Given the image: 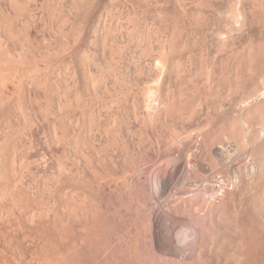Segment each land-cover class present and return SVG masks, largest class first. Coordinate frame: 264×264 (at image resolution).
Wrapping results in <instances>:
<instances>
[{"label": "rangeland", "instance_id": "1", "mask_svg": "<svg viewBox=\"0 0 264 264\" xmlns=\"http://www.w3.org/2000/svg\"><path fill=\"white\" fill-rule=\"evenodd\" d=\"M4 0H0V17H1V15L3 14V13H1V12H4V9H5V7L4 6H9V1L7 0H5L4 2H3ZM46 1V0H45ZM45 1H44V3H45ZM49 1H50V3L51 4H49ZM71 1L72 0H64V1H62V0H47V3L46 4H44L43 2V5H41L40 3L41 2H39V4L37 5L36 3L34 4V7L36 6H38L37 8H34V13L32 12V11H30L29 13H30V15H29V13H27L26 11H21V10H19V9H21L20 8V6L18 7V9H16L17 10V12L18 11H20V12H22L24 15H23V17L24 18H26V19H23V17H21L22 15H19L18 14V16H20L21 18H22V20H26V22H29L30 24H34L35 22H33V20H35V21H37L36 23H42L41 25L40 24H38L39 25V29L37 28L36 30H34L33 32V36L32 37H30V38H25L26 37V35L24 34L23 36H21V35H19L20 33H18L17 32V34H18V36H19V39H17L18 38V36H17V34H14V36H16V37H14V38H12L11 36H10V38H9V35L6 33H4L3 31L4 30H1L5 35H3L1 32H0V35L3 37H1L0 36V44H2V45H0V47L1 46H4V47H2V49L0 48V53H3V56L4 57H6L5 55H7V59H8V57H9V59H8V61L6 60H4L3 61V63H4V65L6 66L5 67V69L7 68V67H9V69H11L12 68V66H10L8 63H10L11 61H12V59L14 58V54L15 53H19V56L21 55L20 54V52L19 51H21L22 52V54L24 53L23 51H25V52H27L28 54H29V52H30V54L29 55H27V57L28 56H30V57H28V59H27V57H26V54L24 55H21V56H23L24 57V61H23V63H22V66L24 67H21V69L23 70V69H25L24 71L26 72H24L23 71V75L25 76V74H26V76L24 77V78H26V79H23V80H25V81H27V82H25V83H27V86L29 87V88H27V86L24 84V85H22L21 84V86L22 87H20V88H18V87H16V86H14V82L12 83L11 81H13V80H11V78L8 80V78L6 77V75H7V72L8 71H10V70H7V71H5V70H2V68H0L1 69V71H5L6 73H2V75H1V77L2 78H4L5 80H8L9 82H7L6 84L7 85H9L10 86V84L9 83H12L11 85V88L9 87L8 88V86H5L6 84H5V82H4V87H7L8 88V92H11V93H13V94H11V93H7V88L5 89L4 87H2L3 85H1L3 82L1 81V79H0V82H2L0 85H1V89H0V91L3 89L5 92H6V94H9V95H6L5 96V98H2V96L5 94V92L4 91H1L0 92V108H2V110H0V121L2 122V124H4V126L2 125V124H0V138L2 139L4 136H5V138H6V140L3 138L2 139V142H1V139H0V164L2 163V165H0V168H2V169H4V170H2V169H0V181H2L4 178V180L2 181V182H0V204H1V206L3 205L4 206V204H5V206H11L12 204H10L11 202H12V198L13 197H15L14 198V200H16V201H18V204L20 203V205L19 206H21L22 207V204H23V202H25V200L27 201V200H30L29 202H31V200H32V202H31V204L32 205H28L27 207H25L26 206V204H24V207L23 208H26V210L28 209V207H30V209L33 207V209H31V210H33V211H28V213H29V216H30V212H32V214H33V218H34V221H35V223L37 222H39L38 223V225L37 224H35L34 223V227L32 228H30V231H32L33 229V231L32 232H30V233H28L27 231H25V229H22V224L19 222V224L17 223V222H15L17 225H21V226H17L16 224V226H14V224H9V219H5V221H3V222H5L4 224H2V225H0V244L2 245V248L4 247V249L3 250H7L8 248L10 249L11 247H12V242H13V248L12 249H14V247H16L17 245V248H15L17 251H20L19 250V248L18 247H21L20 246V243H21V241H22V239H23V237H22V234L23 233H25V232H27V233H25V234H32V235H28V236H26L25 237V239H27V237H28V239H30V238H32L33 239V241H32V239H30L31 240V244L29 243V242H27L28 243V245H30V248H31V253L32 252H34V253H30L29 252V256L27 257V258H29L30 257V255H31V257H30V260H28L29 262V264H31L30 263V261H32L33 262V264H40V260H41V258L42 259H44L43 257H44V254H46L45 255V258H47L48 256H50L51 254L50 253H47L46 251L49 249V250H51L52 249V251L54 250L53 249V247L54 246H52V245H54V241H56L55 243L56 244H58V239H59V236H55V239H56V237H58L56 240H54L53 238H54V236L53 237H51L52 238V240L50 241L49 240V238H47V236L48 235H46L47 233H46V231H47V227H46V225H44V223H45V221L47 220H50L51 222H54L55 220L57 221V223H59V224H61L60 226L61 227H59V224H58V227H56V228H58L57 229V231H55V233L56 232H59V235L61 236V239L59 240V243H61L62 241L61 240H63V245L65 246H62V245H60V244H58V245H55V247L56 246H59L60 245V247H63V248H66L67 247V249H65V252L68 250V252H74V254L73 255H75V256H72V254L70 253L69 255H71L72 256V259H71V257H70V259L71 260H73L74 258L76 259L77 257H78V255L77 254H75L76 252H75V246L73 247L72 245L73 244H77V243H74V242H72L73 241V239L72 238H77V237H75V236H78L79 235V233L77 232V235H75L74 233H72V234H70L71 235V237H72V235H74V237H70L68 234H64L65 236H63L61 233H62V231H64V230H66V228H65V223H63V222H61V220H64V219H62L63 217H62V215L63 216H65V211H66V215H70V216H73V215H80L81 216V218H82V213L80 212V211H82L83 209H82V207L80 206V205H83L84 203H81V202H85L87 205H89V206H87L86 204V206L87 207H89L90 208V206L92 207V205H93V209L91 208V209H89V208H85L86 209V212L88 211V210H91V211H89V212H91L92 214H90L89 213V217H87V218H90V217H93V219L91 218V220H93L92 222H93V224L92 225H95V226H89V228H85V232H87V229L89 230L88 231V233H89V235H88V233H87V235H84L85 237H86V239H83V238H85L83 235L81 236L82 238V242L84 241V243H86L87 245H88V243H89V249H92V250H90V251H94L95 252V254H94V252H89V250L85 253V254H88V252H89V254L88 255H85V256H82V255H79V257L74 261L73 260V262L70 260L69 262L71 263V264H82L81 263V261L80 260H82L83 261V264H85V262L86 261H89V262H91V264H92V262H93V264H96L98 261V263L97 264H264V210H262V209H264V191H263V189H264V168L262 169V167H264V108H262V106L264 107V97L263 96H261V95H263L264 93V65H262V64H264V55H262L261 56V54H264L263 52H264V20H263V18H264V0H200V1H198V0H164V1H160V0H153V1H149V0H144L145 2H142L141 0L139 1V0H122V2H121V0H103V2L101 1V0H99V1H97V0H83V2H82V0H77V1H72V2H74V3H71ZM80 1V2H79ZM90 1V2H89ZM107 1V2H106ZM129 3H128V2ZM135 1L136 2H142V3H139L140 5H143V6H145L146 4H147V6H145V7H141L140 8V5L138 4V3H135ZM155 1V2H154ZM172 1V5L170 4V2ZM209 1V2H208ZM2 2H3V4H2ZM7 2V3H6ZM60 2V3H59ZM65 2V3H64ZM77 2V3H76ZM87 2V3H86ZM94 2V3H93ZM96 2H98V4L96 3ZM100 2V3H99ZM124 2V3H123ZM132 2H134V3H132ZM147 2V3H146ZM160 2H162L161 4H160ZM167 2H168V4H170V5H168L167 4ZM186 2V3H185ZM201 2H205L204 4H203V6H202V4H201ZM244 2V3H243ZM79 3V4H78ZM104 5H103V4ZM123 3V4H122ZM144 3V4H143ZM150 3V4H149ZM159 5H157V4ZM182 3H184L183 5H182ZM209 3V4H208ZM215 3V4H214ZM53 4H54V7H53ZM56 4V5H55ZM66 4V5H65ZM69 4V5H68ZM73 4V5H72ZM76 4H78L77 6H76ZM81 4V5H80ZM82 4H83V8H82ZM85 4V5H84ZM90 6H94V10L92 9V7H90ZM97 6H96V5ZM101 4V5H100ZM124 4H125V6H124ZM132 4V5H131ZM135 4H137L138 6H135L134 7V5ZM163 4H164V6H163ZM173 4H175L174 6H173ZM177 4V5H176ZM180 4V5H179ZM244 4V5H243ZM59 5V7H60V9H61V7H62V12H61V10H59V12H61V13H59L58 12V10H57V6ZM61 5V6H60ZM71 5H72V7H71ZM75 5V6H74ZM100 7H99V6ZM103 5V6H102ZM106 5V6H105ZM107 5H108V8H107ZM128 5H130V6H128ZM191 7V8H189V6ZM199 5H201V6H199ZM207 5V6H206ZM212 5V6H211ZM213 5H215V6H213ZM217 5V6H216ZM247 5V6H246ZM41 6H43V7H41ZM50 8H49V7ZM89 6V7H88ZM132 6L134 7V8H132ZM161 6H163V7H161ZM168 6V7H167ZM175 6H177V7H175ZM208 6H209V8H208ZM220 6V7H219ZM244 6V7H243ZM4 7V8H3ZM17 7H15V8H17ZM75 9H74V8ZM79 7V8H78ZM106 7V8H105ZM127 7H129V8H127ZM157 7V8H156ZM170 7V8H169ZM174 7V8H173ZM183 7V8H182ZM202 7H203V9H202ZM207 7V8H206ZM210 7H212L213 9H211ZM247 7V8H246ZM3 8V9H2ZM47 8H48V10H47ZM53 8H54V10H53ZM56 8V9H55ZM76 8H77V10L79 9L80 11H77L76 10ZM88 9L89 10V12L87 13L86 11L84 12V11H81V10H86V9ZM91 8V9H90ZM96 8V9H95ZM166 8V13H163V12H165L164 11V9ZM176 8V9H175ZM189 8V9H188ZM206 8V9H205ZM215 8V9H214ZM242 8V9H241ZM244 8H246L245 9V11H243L244 10ZM249 8L251 9V11H248L249 10ZM2 9V10H1ZM66 9H69V10H66ZM72 9L74 10V11H72ZM100 9V10H99ZM105 9H106V11H105ZM131 9V10H130ZM136 9V10H135ZM140 9V10H139ZM157 9H159V10H157ZM169 9V10H168ZM171 9V10H170ZM177 9H179V10H177ZM205 9V10H204ZM208 9V10H207ZM211 9V11H209ZM241 9V10H240ZM255 9V11H253ZM37 10H39V11H37ZM49 10H50V12H49ZM57 10V11H56ZM87 10V11H88ZM96 11V10H98L99 12H101V16H100V14L98 13V16L97 17H101L100 19H102V18H104V19H102L101 21H100V19L99 18H96V17H94V19L96 18V19H99V21L100 22H98V21H95L94 20V27H91V29H89V33L88 32H85V33H83V35L82 36H80L82 33V30H81V28H79V21L81 20H79L78 21V23L77 22H75V21H73V22H75V23H73L74 24V26L72 25V22L70 21L71 19H73L74 20V16L75 15H77V16H79L80 15V13H81V16L82 17H86L89 13H93V11ZM102 10V11H101ZM130 10V11H129ZM135 10V11H134ZM145 10V11H144ZM156 10H157V12H156ZM163 10V11H162ZM173 10V11H172ZM176 10V11H175ZM181 10V11H180ZM185 12V13H183V11ZM191 10V11H190ZM193 10V11H192ZM204 11V13H203V11ZM214 10V11H213ZM239 10V11H238ZM260 10L262 11V12H260ZM90 11H92V12H90ZM105 11V12H104ZM168 11V12H167ZM180 12V13H178V12ZM198 13H197V12ZM206 11V12H205ZM217 11V12H216ZM231 11H232V13H231ZM27 14H26V13ZM41 12V13H40ZM46 12V13H45ZM56 12V13H55ZM58 12V13H57ZM70 12V13H69ZM76 12V13H75ZM108 12L111 14H108ZM132 12V13H131ZM140 12V13H139ZM161 14H160V13ZM174 12V13H173ZM177 12V13H176ZM193 12V13H192ZM202 12V13H201ZM213 12V13H212ZM241 12V13H240ZM246 12V13H245ZM256 14H254V13ZM22 13H20V14H22ZM38 13V14H37ZM68 13H69V15H68ZM83 13V14H82ZM84 13H87V15L86 16H84L85 14ZM123 13V14H122ZM131 13V14H130ZM136 13V14H135ZM137 13H138V15H137ZM192 13V14H191ZM216 13V14H215ZM234 13V14H233ZM236 13V14H235ZM241 15H239V14ZM247 13H248V15H247ZM251 13V14H250ZM260 13V14H259ZM263 13V14H262ZM35 15V17H33V15ZM59 14H62L61 15V17L59 16ZM64 14V15H63ZM74 14V15H73ZM79 14V15H78ZM94 14V13H93ZM105 14V15H104ZM108 14V15H107ZM129 14V15H128ZM143 14H144V17H143ZM166 14V15H165ZM168 14V15H167ZM181 15V17L179 18L178 16H180ZM183 14H185V15H183ZM186 14H188V16L186 15ZM191 14V15H190ZM198 14V15H197ZM211 14V15H210ZM229 14V15H228ZM245 14H246V18H245ZM26 15H28V16H26ZM37 15V16H36ZM66 15V16H65ZM71 15H73V16H71ZM97 14H94V16H96ZM127 17H126V16ZM135 15V16H134ZM137 15V16H136ZM163 17H162V16ZM170 15V16H169ZM174 15V16H173ZM175 15H176V17H177V19L179 20V21H177V19H175L176 17H175ZM178 15V16H177ZM238 17H237V16ZM244 15V16H243ZM253 15V16H252ZM259 15V16H258ZM26 16V17H25ZM31 16V17H30ZM38 16H39V18H38ZM68 17L67 18V20H65L66 18H64V17ZM89 16V15H88ZM105 16V17H104ZM120 16H122V17H120ZM167 16V17H166ZM169 16V17H168ZM184 16V17H183ZM191 16V17H190ZM202 16V17H201ZM208 16V17H207ZM214 16V17H213ZM229 16H230V18H229ZM233 16H235V19H233L234 17ZM254 16H255V20H256V22H254L253 23V21H255L254 20ZM260 16H261V18H260ZM263 16V17H262ZM124 17V18H123ZM137 17V18H136ZM138 17H140L139 19H138ZM173 17V18H172ZM193 17V18H192ZM200 17V18H199ZM204 17V18H203ZM205 17H206V19H205ZM212 17V18H211ZM241 17V18H240ZM242 17H243V19L244 20H241L242 19ZM250 17V18H249ZM20 18V19H21ZM29 18H31V20H29ZM32 18H34V19H32ZM47 18V19H46ZM63 18V19H62ZM120 18V19H119ZM128 20H127V19ZM135 20H134V19ZM164 18V19H163ZM182 18H185L184 20H185V22H187L186 23V25L185 24H182L183 23V19ZM188 18V19H187ZM192 18V19H191ZM211 18V19H210ZM214 18H216V21H215V19ZM227 18H229L230 20H227ZM239 18V20H237ZM249 18V20H247ZM253 18V19H252ZM27 19H28V21H27ZM75 19H77V17L75 16ZM106 19V20H105ZM141 19V20H140ZM145 19V20H144ZM169 19V20H168ZM174 19V20H173ZM182 19V20H181ZM195 21H194V20ZM201 20V21H199V20ZM202 19H204V20H202ZM232 19L234 20V21H232ZM262 21V25H259L258 26V24H261L260 22V20ZM3 19H2V17H1V22H0V26H2L3 25V21H2ZM126 20V21H125ZM134 20V21H133ZM138 20H140L139 21V23H138ZM173 20V21H172ZM175 20H176V22L177 23H175ZM213 20V21H212ZM241 20V21H240ZM259 20V21H258ZM45 21V22H44ZM58 21H60V22H58ZM68 21V22H67ZM131 23H130V22ZM135 21H137V22H135ZM164 21V22H163ZM165 21H166V23H165ZM171 21V22H170ZM182 21V22H181ZM206 21V22H205ZM211 21H212V23H211ZM225 21V22H224ZM232 21V22H231ZM237 21V22H236ZM245 21H247L245 24L246 25H248V26H246L243 22H245ZM249 21V22H248ZM32 22V23H31ZM51 22V23H50ZM53 22H55V24H57V25H55V24H53ZM58 22V23H57ZM64 22V23H63ZM71 22V23H70ZM95 22H97V23H102V25L101 24H99V25H95ZM114 22V23H113ZM119 22V23H118ZM129 22V23H128ZM134 22V23H133ZM179 22H180V24H179ZM184 22V23H185ZM191 23V25H190V23ZM197 24H196V23ZM199 22V23H198ZM202 22V23H201ZM205 22V23H204ZM216 22V23H215ZM218 22V23H217ZM226 22H230V24H227ZM35 23V24H36ZM48 23V24H47ZM50 23V24H49ZM59 23L60 24H63V26L62 25H59ZM66 23V24H65ZM70 23V24H69ZM77 23V24H76ZM114 25H113V24ZM121 23H122V25H121ZM135 23L137 24V25H135ZM142 23H144V24H142ZM146 23V24H145ZM164 23H165V25H164ZM201 23V24H200ZM210 23V24H209ZM233 23H235V25L233 24ZM240 23H242V26H243V24H244V26L242 27L241 26V24ZM253 23V24H252ZM2 24V25H1ZM79 24V25H78ZM107 24V25H106ZM125 24L126 25H129V26H125ZM175 25V27L174 26H172V25ZM189 24V25H188ZM194 24V25H193ZM215 26H214V25ZM217 24H220V25H217ZM226 24V25H225ZM37 25V24H36ZM43 25V26H42ZM46 26V28H45V26ZM50 25H52L53 27H55V28H53L52 26H50ZM58 25H59V27H58ZM66 25V26H65ZM68 25V26H67ZM72 25V26H71ZM110 25V26H109ZM119 25V26H118ZM166 25H167V27H166ZM179 25V26H178ZM180 25H181V27H180ZM196 25V26H195ZM199 25V26H198ZM202 25V26H201ZM205 26V28H204V26ZM208 25V26H207ZM211 25V26H210ZM222 25V26H221ZM223 25H225V26H223ZM228 25L231 27H228ZM233 25V26H232ZM41 26V27H40ZM98 28H97V27ZM117 26V27H116ZM122 26V27H121ZM140 26V27H139ZM164 26V27H163ZM172 26V27H174V28H170V27ZM187 26V27H186ZM193 26H195L194 28H193ZM202 28H201V27ZM214 26V27H213ZM255 26H257V27H255ZM65 27H67L66 29H65ZM77 29H76V28ZM95 27H96V29H95ZM103 27V28H102ZM105 27V28H104ZM111 27V28H110ZM118 27H119V29H118ZM128 27V28H127ZM142 27V28H141ZM146 27H148L147 29H146ZM182 27L184 28V29H182ZM186 27V28H185ZM191 27V28H190ZM209 27H212V28H209ZM216 27H218V28H216ZM228 27V28H227ZM235 28L236 27V29H233V28ZM242 27V29L244 30H242V29H240ZM246 27V29H244ZM252 27V28H251ZM47 29V30H43V32L45 31H49L47 34L46 33H44V35H43V33H42V29ZM49 28V29H48ZM61 28H64V30L62 31V29ZM74 29V31H73V29ZM92 28H94V29H92ZM101 28V29H100ZM110 28V29H109ZM117 28V29H116ZM134 28V29H133ZM139 28V29H138ZM166 28L167 29H170V30H167L166 31ZM176 28V30H174ZM179 28H181V29H179ZM188 28H190V30H188ZM198 28V29H197ZM253 29V30H251L252 32H254V30H255V33H252V32H250V29ZM256 28H257V30H256ZM70 29V30H69ZM100 29V30H99ZM107 29V30H106ZM133 29V30H132ZM150 29V30H149ZM165 29V30H164ZM179 29V30H178ZM187 31H186V30ZM191 29H192V31H191ZM195 29H197V30H194ZM215 29V31H213V30ZM219 29H221V30H219ZM229 29V30H228ZM39 30V31H38ZM59 30H60V32H59ZM75 30H77V32L75 31ZM78 30H80L79 32H78ZM90 30H92L91 32H90ZM93 30H94V32H93ZM98 32H97V31ZM102 30V31H101ZM105 30V31H104ZM110 30L112 31V30H114V32H111L110 33ZM126 30V31H125ZM141 30V31H140ZM162 30V31H161ZM182 30V31H181ZM223 30V31H222ZM224 30H227V31H224ZM234 30H241L240 32H238V31H234ZM260 30V31H259ZM53 31V32H52ZM70 31H72V32H70ZM116 31V32H115ZM121 31H122V33H121ZM128 31V32H127ZM136 31V32H135ZM139 31V32H138ZM166 33H165V32ZM169 31V32H168ZM180 31V32H179ZM184 31V32H183ZM199 31L200 33H197V32ZM203 32V34H206L207 36H205V35H201V33ZM208 31V32H207ZM222 31V32H221ZM230 31H232L233 33L234 32H236V33H232V34H229V35H231V38H229L230 36L227 34V33H229ZM39 32H41L42 33V35H41V33H39ZM52 32V33H51ZM56 32H57V34H56ZM73 32H74V34H73ZM97 32V33H96ZM109 32V33H108ZM131 32V33H130ZM135 32V33H134ZM160 32V33H159ZM182 32V34L180 35V33ZM190 33V34H188V33ZM192 32V33H191ZM195 32V33H194ZM211 32V33H210ZM224 32H226V34L229 36H227L226 34H225V36H227L226 38H224L220 33H224ZM38 33V34H37ZM49 33H51V36H50V34ZM66 33V34H65ZM77 35H76V34ZM93 33V34H92ZM98 33H100V34H98ZM104 33V34H103ZM108 35H110V36H108ZM130 35H129V34ZM139 33V34H138ZM145 33V34H144ZM148 33V34H147ZM154 33V34H153ZM172 33H174V34H172ZM175 33H179L178 35H177V37H178V39L177 38H175L176 36H174V35H176ZM183 33H186L185 35L183 34ZM208 33V34H207ZM219 33V34H218ZM231 33V32H230ZM252 33V34H251ZM260 33V34H259ZM36 34V35H35ZM60 35V36H57L56 37V35ZM70 36H69V35ZM79 34V35H78ZM102 34V35H101ZM106 34V35H105ZM113 34V35H112ZM141 34V35H140ZM152 34V35H151ZM157 34H159V35H157ZM164 35V36H162V35ZM167 36H166V35ZM212 34V35H211ZM215 34V35H214ZM216 34H217V36H216ZM238 34V35H237ZM243 34V35H242ZM254 34V35H253ZM85 35V36H84ZM87 35V36H86ZM93 35V36H92ZM98 35V36H97ZM101 35V36H100ZM115 38H113L112 36ZM115 35H117V38H116V36ZM118 35H121V36H118ZM134 35V36H133ZM148 35V36H147ZM150 35V36H149ZM155 35V36H154ZM157 35V36H156ZM170 35V36H169ZM188 35V36H187ZM196 36V38H193L194 36ZM199 35V36H198ZM211 35V36H210ZM250 35L252 36V37H255V39L254 38H252V37H250ZM4 36H6V38L7 39H5V37ZM8 36V37H7ZM37 36V37H36ZM44 38V36H45V39L46 40H44V39H42V37ZM46 36H47V38H46ZM54 36H55V38H54ZM89 36V37H88ZM96 36L98 37V38H96ZM122 36H124V37H122ZM141 36V37H140ZM154 36V37H153ZM162 36V37H161ZM175 38H173V37ZM181 36H184V37H181ZM193 36V37H192ZM223 37V39H225V41H222V43H221V39H222V37ZM260 36V37H259ZM24 37V38H23ZM61 37L63 38V40H64V42H62L61 43V41H63V40H60L61 39ZM70 37V38H69ZM108 37V38H107ZM110 37V38H109ZM121 37V38H120ZM128 37V38H127ZM132 37H134V38H132ZM166 37H168V38H166ZM170 37V38H169ZM180 37V38H179ZM202 37V38H201ZM204 37V38H203ZM205 37H207V38H205ZM209 37H211V39L209 38ZM216 37H217V39H219L220 37V40H217L216 39ZM247 39H246V38ZM249 37V38H248ZM257 37H258V39H257ZM22 38H23V40H22ZM52 38V39H51ZM60 40V42H59V40ZM80 38V39H79ZM82 38V39H81ZM132 38V39H131ZM137 38V39H136ZM140 40H139V39ZM147 38V40H145ZM156 38V39H155ZM160 38V39H159ZM172 38V39H171ZM183 38V39H182ZM187 38V39H186ZM191 38H192V40H191ZM213 38V39H212ZM231 39V40H228V42H230L228 45L230 46V49L228 48V50H230V51H228L227 50V48L226 47H229L228 45L226 46V42H227V40L226 39ZM233 38V39H232ZM238 38V39H237ZM14 39V41H11V40H13ZM17 39V40H16ZM21 39V40H20ZM25 39H30V40H33L32 42H31V44L32 45H30V43H29V41H27V40H25ZM37 39V40H36ZM40 39H42V40H40ZM53 39L55 40L53 43H52V41H53ZM76 40L75 42H73L74 40ZM84 39V40H83ZM93 39V40H92ZM95 39V40H94ZM97 39V40H96ZM105 39H107V43H106V40ZM123 39V40H122ZM127 39V40H126ZM142 39H144V40H142ZM171 39V40H170ZM186 39V40H185ZM190 39V40H189ZM201 39V40H200ZM222 39V40H223ZM237 41H236V40ZM242 39V40H241ZM244 39H246V40H244ZM261 39V40H260ZM5 40V41H4ZM11 41V42H13V43H11V42H9V41ZM51 40V41H50ZM69 40V41H68ZM115 40V41H114ZM131 40H136L135 41V43H132V42H134V41H132L131 42ZM138 40V41H137ZM160 40V41H159ZM167 40V41H166ZM169 40V41H168ZM175 40H177V42H178V45H177V42L175 41ZM183 42H182V41ZM185 40V41H184ZM195 40V41H194ZM198 40V41H197ZM203 40V41H202ZM210 40V41H209ZM212 40V41H211ZM245 41V42H242V41ZM251 40H252V42H251ZM254 40H257V41H254ZM1 41H3V42H1ZM7 41H8V43H9V45H8V47L6 46V44H4V43H7ZM18 41H22V42H18ZM24 41L25 42H28L29 44L28 45H26V44H24ZM37 41H39V42H37ZM44 41H46V44H45V42ZM79 41V42H78ZM90 41V42H89ZM101 41V42H100ZM116 41H117V43H116ZM142 41V42H141ZM149 42V43H151V41H152V43L149 45V43H147L146 44V42ZM190 41H192V42H194L195 44H193L192 42H190ZM205 41V42H204ZM219 41V42H218ZM250 41V43H247V42H249ZM254 41V42H253ZM21 43V45L20 44H18V43ZM37 42V43H36ZM42 42L45 44V46L44 45H42ZM50 42V43H49ZM56 42V43H55ZM73 42V43H72ZM86 42V43H85ZM100 42V43H99ZM123 42V43H122ZM131 44H130V43ZM141 42V43H140ZM158 42V43H157ZM164 42V43H163ZM202 42V43H201ZM209 42V43H208ZM213 42V43H212ZM225 42V43H224ZM227 42V43H228ZM236 42V43H235ZM257 42H258V44H257ZM263 42V43H262ZM10 43H11V45H10ZM19 46V47H16V48H20V49H17L16 51H15V46H17L16 44ZM57 43H59V44H61V46L59 45V44H57ZM66 43H68V45L69 46H72V47H67V44ZM76 43V44H75ZM79 43H80V45H82V47L79 45ZM126 43V44H125ZM128 43V44H127ZM139 43V44H138ZM160 43H163V45L161 44L160 45ZM167 43V44H166ZM172 45H171V44ZM176 43V44H175ZM184 43V44H183ZM232 43H233V45H234V47H233V45H232ZM255 43V44H254ZM259 43H262V45L260 44L259 45ZM12 44H14L13 45V47H12ZM22 44H24V46L25 47H23L22 46ZM37 44V45H36ZM62 44H64L63 46L64 47H62ZM75 44V45H74ZM96 44V45H95ZM119 44V45H118ZM137 44V45H136ZM143 44V45H142ZM175 44V45H174ZM186 44H193L192 46L190 45H186ZM196 44H197V46H196ZM206 47V48H204V49H201V48H203L202 46L203 45ZM220 44H223L224 45V49L222 48L223 47V45H220ZM243 44V45H242ZM252 44V45H251ZM41 47H40V46ZM51 45V46H50ZM52 45H54V46H52ZM77 45H79V46H77ZM84 45V46H83ZM92 47H91V46ZM106 45H109L111 48H109V46H106ZM122 45V46H121ZM130 45H131V47H130ZM135 45H136V47H135ZM142 45V46H141ZM145 45V46H144ZM148 47H147V46ZM154 45V46H153ZM180 45V46H179ZM183 45V46H182ZM199 45V46H198ZM207 45V46H206ZM28 46H30V48L28 47ZM33 46V47H32ZM40 48H39V47ZM49 46V47H48ZM58 46H60V47H58ZM95 46H97V47H95ZM104 48V50H103V48ZM114 48H113V47ZM123 46H125V47H127V48H125V47H123ZM143 46H144V49H143ZM160 46V47H159ZM166 46V47H165ZM172 48H171V47ZM174 46V47H173ZM177 46V47H176ZM194 46H196L195 47V49H194ZM219 46H222L221 48L219 47ZM251 46V47H250ZM260 46V47H259ZM22 47V48H21ZM28 47V48H27ZM32 47V48H31ZM35 47V48H34ZM55 47V48H54ZM79 47H81V48H79ZM91 47V48H90ZM101 48V50H100V48ZM107 47V48H106ZM116 47V48H115ZM128 47H130V48H128ZM134 47V48H133ZM141 47V48H140ZM150 47V48H149ZM182 47V48H181ZM183 47H186V49L185 48H183ZM191 47V48H190ZM216 47V48H215ZM236 47V48H235ZM244 47V48H243ZM263 47V48H262ZM3 48H5V49H3ZM10 48V49H9ZM11 48H13L14 49V51H13V49H11ZM25 48H27L26 50H25ZM44 50H43V49ZM50 48V49H49ZM69 49V48H71L72 50H70V52L72 53H70V55H72V56H70V55H68L69 54V52L67 53L66 51V49ZM74 48V49H73ZM75 48H77V51H78V53H77V51H75V52H72V51H74L75 50ZM78 48H79V50H78ZM122 50V51H120V49ZM124 48V49H123ZM137 48H139V49H137ZM147 48L150 50H148V51H146L147 50ZM164 48V49H163ZM165 48H167V49H165ZM175 48V49H174ZM177 48H179L180 50H182V51H180L179 49H177ZM189 48H190V51H189ZM194 50H193V49ZM207 48H209V50L207 49ZM226 48V49H225ZM252 48V49H251ZM258 48V49H257ZM262 48V49H261ZM24 49V50H23ZM31 49V50H30ZM38 49V50H37ZM40 49V50H39ZM42 49V50H41ZM51 49H52V53H50L51 52ZM55 49V50H54ZM56 49H58V50H56ZM59 49H60V51H59ZM64 49V50H63ZM86 49H87V51H86ZM88 49H89V51H88ZM92 49V50H91ZM97 49V50H96ZM129 51H128V50ZM136 49V50H135ZM142 49V50H141ZM159 49V50H158ZM163 49V50H162ZM183 49H185V50H187V51H185V50H183ZM214 49V50H213ZM219 49V50H218ZM222 49V50H221ZM238 49V50H237ZM260 51L259 53H257L258 51ZM30 50V51H29ZM33 50V51H32ZM47 50V51H46ZM68 50V51H69ZM82 50H84V52H83V55H81V53H82ZM103 50V52H101ZM109 50H113V51H110V53H109ZM116 50V51H115ZM128 51V53H127V51ZM139 50V51H138ZM169 51L170 53H173V54H170L169 52H168V54L171 56V58H170V60L171 61H169L168 62V57H167V51ZM176 50H178V51H176ZM191 50H193V51H191ZM202 50V51H201ZM205 50V51H204ZM225 50V51H224ZM243 52H242V51ZM245 50V51H244ZM248 50H251V52L254 54H252V53H250V51H248ZM29 51V52H28ZM32 51V52H31ZM34 51H36V52H34ZM37 51H39V52H37ZM44 51H46V52H48L47 53V55H48V57H45L44 55H45V53H44ZM56 51V52H55ZM63 51H65V52H63ZM91 51V52H90ZM92 51H93V53H92ZM108 51V53H106ZM125 51V52H124ZM133 51H134V53H133ZM137 51V52H136ZM145 52V54L144 53H141V52ZM164 53H162V52ZM165 51H166V53H165ZM173 51V52H172ZM196 51V52H195ZM201 51V52H200ZM222 51V52H221ZM228 51V52H227ZM234 51V52H233ZM239 52V55H242V53H243V55H245V56H239L238 55V52ZM15 52V53H14ZM35 53V56L33 57V55H34V53ZM41 52V53H40ZM58 52L60 53V55L58 54ZM62 52V53H61ZM89 52V53H88ZM97 52H99V53H97ZM101 52V53H100ZM112 52V53H111ZM113 52H115V53H113ZM124 52V53H123ZM158 52V53H157ZM161 52V53H160ZM177 52H178V54H177ZM183 52H184V54H183ZM188 52V53H187ZM192 52H194V53H192ZM214 52V53H213ZM217 52V53H216ZM221 54H220V53ZM226 52V53H225ZM246 52V53H245ZM256 52V53H255ZM5 53V54H4ZM9 53H11V54H13L11 57H10V55L8 56V54ZM50 53V54H49ZM54 53H55V55H57V57H59L60 58V56H61V58L59 59V58H57L55 55H54ZM65 53V54H64ZM88 53V54H87ZM105 53V54H104ZM122 53V54H121ZM147 53V54H146ZM151 53V54H150ZM153 53V54H152ZM182 53V54H181ZM186 53V54H185ZM190 53H192V54H190ZM209 53V54H208ZM225 53V54H224ZM231 53H233V54H235V55H233V54H231ZM261 53V54H260ZM17 54H15L16 55V58H18L19 56L17 55ZM33 54V55H32ZM40 54H42V56H43V58H42V56L40 55ZM44 54V55H43ZM104 54V55H103ZM107 54V55H106ZM110 54H112V55H110ZM116 54H118V55H116ZM144 54V56H142V55ZM157 54V55H156ZM162 54V55H161ZM177 54V55H176ZM202 54V55H201ZM207 54V55H206ZM216 54H218V55H216ZM228 54V55H227ZM259 54H260V56H259ZM2 55V54H1ZM46 55V56H47ZM51 55V56H50ZM54 55V56H53ZM66 55V56H65ZM85 55V56H84ZM88 55V56H87ZM106 55V56H105ZM114 55V56H113ZM134 55V56H133ZM145 55H146V58H145ZM148 55V56H147ZM152 55H154V56H152ZM173 55V56H172ZM183 55V56H182ZM187 57H186V56ZM188 55H190V56H188ZM193 56V58H192V56ZM198 55V56H197ZM200 55V56H199ZM209 55V56H208ZM211 55H214V57L213 56H211ZM236 55L238 56L237 58H236ZM253 55V56H252ZM2 56V58H4ZM18 56V57H17ZM34 58H32V57ZM39 56V57H38ZM53 56V57H52ZM62 56H63V58H62ZM68 56H70V57H68ZM74 56H75V58H74ZM79 56V57H78ZM81 56H82V59H81V61L79 60V58H81ZM90 56V57H89ZM92 56V57H91ZM96 56H98V57H96ZM103 56H105L104 58H102ZM109 56V57H108ZM125 56V57H124ZM151 56V57H150ZM163 56V57H162ZM175 56V57H174ZM195 56V57H194ZM202 56H204V57H202ZM207 56V57H206ZM211 56V57H210ZM225 56V57H224ZM228 56V57H227ZM235 57V58H232V57ZM257 56V57H256ZM52 59H51V58ZM66 57H68L67 59H69V58H71V59H69L68 61L66 60V59H64V58H66ZM84 57V58H83ZM87 58V60H86V58ZM113 57V58H112ZM124 57V58H123ZM127 57V58H126ZM160 57V58H159ZM161 57H162V59H161ZM179 57H184L183 59H184V62L181 60L182 58H180V61H181V63H180V61H179ZM190 57V59H188ZM197 57H199V59H197ZM200 57H201V61H200ZM211 59H210V58ZM217 57L219 58L220 57V59H218L217 60ZM227 57V58H226ZM241 57V58H240ZM252 57V58H251ZM259 57V58H258ZM260 57H262V58H260ZM1 58V57H0ZM11 58V59H10ZM41 58V59H40ZM47 58V59H46ZM78 58V59H77ZM91 58V59H90ZM95 58V59H94ZM98 58V59H97ZM112 58V59H111ZM120 58H122V59H120ZM132 58H133V60H132ZM139 58V59H138ZM141 58V59H140ZM148 58V59H147ZM151 58H153L152 60H151ZM160 60H159V59ZM174 58H176V59H174ZM187 58V59H186ZM196 58V59H195ZM209 58V59H208ZM229 58V59H228ZM238 58H239V60H238ZM245 59V60H243V61H246V62H243V61H241V59ZM249 58V59H248ZM255 58H256V60H255ZM25 59H27V60H25ZM33 60V63L31 64V62H32V60ZM36 59V60H35ZM54 59V60H53ZM57 59H59V60H57ZM74 59V60H73ZM106 59H108L109 60V62H108V60H106ZM121 61H120V60ZM143 59V60H142ZM158 59V60H157ZM166 59V60H165ZM174 60V62H173V60ZM195 59V60H194ZM203 59V60H202ZM206 59V60H205ZM225 59V60H224ZM259 59V60H258ZM262 59V60H261ZM0 60H3V59H0ZM10 60V61H9ZM31 60V61H30ZM35 60V61H34ZM44 60V61H43ZM46 60V61H45ZM52 62H51V61ZM57 62H56V61ZM61 60H62V62H61ZM64 60V61H63ZM83 60V61H82ZM95 61L94 63L92 62V61ZM97 60V61H96ZM111 60H113V61H111ZM119 62H118V61ZM126 60V61H125ZM132 60V61H131ZM177 60V61H176ZM194 60V61H193ZM196 60H197V62H196ZM210 60H211V62H210ZM217 60V61H216ZM234 60V61H233ZM235 60H237L236 61V63H235ZM248 60V61H247ZM262 61V63H260L261 61ZM54 61V62H53ZM73 61H76V62H73ZM77 61H78V63H77ZM87 61V62H86ZM91 63H90V62ZM101 63H100V62ZM106 61V62H105ZM114 61H117V62H115L114 63ZM128 61V62H127ZM134 61H136V62H134ZM139 61V62H138ZM140 61H141V63H140ZM143 61V62H142ZM152 61V62H151ZM159 62V63H161L160 61H166L168 64H169V67H170V62H171V69H169L168 70V72H166V73H164L165 75H166V77H162V79L161 78H158V75H159V71H157V70H159V63H156V62ZM187 61V62H186ZM189 61V62H188ZM204 61V62H203ZM209 61V62H208ZM258 61V62H257ZM5 62L9 65H7V64H5ZM25 62V63H24ZM35 62V63H34ZM39 62V63H38ZM48 64H47V63ZM65 62V63H64ZM67 62V63H66ZM72 62V63H71ZM83 62H84V64H83ZM108 62V63H107ZM112 62V63H111ZM131 62V63H130ZM154 62H155V64H159V65H155L154 64ZM165 62V63H166ZM186 62V63H185ZM191 62V63H190ZM194 62V63H193ZM205 62H207V63H205ZM222 62V63H221ZM225 64H224V63ZM230 63V65L229 64H227V63ZM245 65H242V63ZM1 63H2V61H1ZM2 63V64H3ZM37 63L39 64V66L37 65ZM52 63V64H51ZM53 63H54V65H53ZM58 63H59V65H58ZM60 63H64L63 65L64 66H62V64H60ZM70 63V64H69ZM77 63V64H76ZM95 63H97L98 65H96ZM107 63V64H106ZM113 64V65H111V64ZM117 63V64H116ZM124 63H126V64H124ZM133 63V64H132ZM139 63V64H138ZM179 63V64H178ZM189 65H188V64ZM199 63V64H198ZM214 63V64H213ZM216 63V64H215ZM235 63V64H234ZM241 63V64H240ZM252 63H254V64H252ZM258 63V64H257ZM260 63V64H259ZM2 64H0V65H2ZM10 64H13V62H11ZM27 64V65H26ZM36 64V65H35ZM41 64V65H40ZM69 64V65H68ZM86 64H88L87 66H86ZM94 64V65H93ZM119 64V65H118ZM124 64V65H123ZM141 64V65H140ZM147 64V65H146ZM148 64H150L149 66H148ZM152 64V65H151ZM178 64V65H177ZM184 64H185V67L187 68H185L184 67ZM187 64V65H186ZM195 64V65H194ZM203 64H205V65H203ZM207 64V65H206ZM210 66H209V65ZM240 64V65H239ZM247 64H250V65H247ZM257 66H256V65ZM4 65H2L3 67H4ZM14 65V64H13ZM72 65V66H71ZM78 65V66H77ZM101 65V66H100ZM103 65H104V68L103 69H101L102 67H103ZM106 65V66H105ZM114 65H116V67L114 66ZM123 65V66H122ZM127 65V66H126ZM143 65V66H142ZM146 65V66H145ZM183 65V66H182ZM216 67H215V66ZM226 65V66H225ZM228 65V66H227ZM236 65V66H235ZM239 65V66H238ZM251 65L253 66L252 68H250L251 67ZM20 66H21V64H20ZM28 66L30 67V68H28ZM34 66H35V68H34ZM40 67V68H38V67ZM48 66H50V67H52V68H48ZM59 66H61L60 68H58ZM80 66L82 67V68H80ZM90 67L89 69L91 70H89L88 68V70L86 69L85 71L83 70L84 68L83 67ZM93 66V67H92ZM97 66V67H96ZM100 66V67H99ZM110 66V67H109ZM114 66V67H113ZM119 66V67H118ZM121 66V67H120ZM143 68H142V67ZM153 66V67H152ZM154 66H155V70H154ZM175 66V67H174ZM177 66V67H176ZM178 66H179V68L180 69H177L178 68ZM192 66V67H191ZM207 66H209V67H207ZM223 68H222V67ZM234 66V67H233ZM249 66V67H248ZM256 66V67H255ZM11 67V68H10ZM32 67V68H31ZM37 67V68H36ZM47 67V68H46ZM55 67V68H54ZM79 69H78V68ZM99 67V68H98ZM106 67H108L107 68V70L109 69V73L108 72H106L107 70H106ZM113 67V68H112ZM130 67V68H129ZM137 67V68H136ZM148 67H149V69L152 71V73L154 72H157L155 75L157 76V79L155 80L153 77H156L154 74H153V76H152V74H151V72L149 71V69H148ZM154 70H152L151 68ZM162 67V66H161ZM174 67V68H173ZM190 67V68H189ZM195 67V68H194ZM207 67V68H206ZM213 67H215L214 69H212ZM222 68V70H220L221 68ZM226 68V71H225V68ZM229 67H230V69L231 70H229ZM240 67V68H239ZM246 69H245V68ZM56 68H57V71H55L56 70ZM98 68V69H97ZM112 68V69H111ZM114 68H116V69H114ZM119 68H120V70H119ZM122 68H124V69H122ZM125 68H127V69H125ZM134 68V69H133ZM156 68H158L157 70H156ZM193 68V69H192ZM211 68V69H210ZM234 68L238 71H236V70H234ZM255 68V69H254ZM258 69V71H256L257 69ZM261 68V69H260ZM33 71H31V70ZM41 69H50V70H47V72L45 73L43 70H41ZM65 69V70H64ZM82 71H81V70ZM93 69V70H92ZM99 69H101L102 71L104 70V72H102V73H105L106 75H104V74H102V75H100V73H101V71H99ZM113 71H111V70ZM114 69V70H113ZM133 69V70H132ZM136 69H138V70H136ZM143 69V70H142ZM172 69H174L173 71H172ZM182 69H185V71L184 70H182ZM208 69V70H207ZM234 71H233V70ZM249 69V70H248ZM250 69H251V71H250ZM263 69V70H262ZM64 70V71H63ZM67 70V71H66ZM78 70V71H77ZM116 70H118L119 72L122 70L123 72H120V73H118V71H116ZM127 70H129L128 72H127ZM141 70H142V73H141ZM180 70H182V71H180ZM191 70H194V71H191ZM207 70V71H206ZM209 70H210V73H209ZM211 70H212V74H211ZM217 70V71H216ZM221 72H220V71ZM242 70V71H241ZM250 71L249 73L251 74H249L248 73V71ZM39 71V72H38ZM41 71V72H40ZM63 71V72H62ZM67 73H66V72ZM71 71V72H70ZM81 71V72H80ZM89 71V72H88ZM96 71H98V72H96ZM137 71V72H136ZM140 71V72H139ZM172 71V72H171ZM213 71H214V74H213ZM225 71V72H224ZM233 71V72H232ZM240 71V72H239ZM244 71V72H243ZM246 71V72H245ZM260 71H262V72H260ZM11 72V71H10ZM32 74H31V73ZM44 74H43V73ZM53 74H52V73ZM88 72V73H87ZM92 72V73H91ZM114 73V74H112V73ZM126 72V73H125ZM144 72H146V74L144 73ZM189 72H191V73H189ZM216 72H218V73H216ZM9 73V72H8ZM36 73V74H35ZM73 73H74V75H73ZM78 73V74H77ZM83 73V74H82ZM85 73V74H84ZM95 73H98L100 76H103V77H101V79L103 80V82H101V84L104 86L105 84L104 83H106V85L104 86V88H106V89H104L102 86L99 88V91L98 90H95L94 89V81H96L97 80V78H95L96 80H94V79H92V77L94 78V77H96V75L97 74H95ZM133 73H135V74H133ZM168 73V74H167ZM172 73V74H171ZM174 73H180L181 75H179L178 74V76H177V74H174ZM184 73V74H183ZM187 73V74H186ZM208 73V74H207ZM215 73L217 74V76L215 75ZM225 75H223V74ZM252 73H254V74H252ZM255 73H258V74H255ZM5 74V75H4ZM11 74L12 73H9V77H11ZM30 74V75H29ZM41 74V75H40ZM48 74H50V76L48 75ZM54 74H56V77H55V75ZM57 74H59L60 76H58ZM65 74V75H64ZM69 74H70V76H71V78L74 80V83H73V81H72V79H70V76H69ZM81 76H80V75ZM92 74V75H91ZM94 74V75H93ZM120 74V75H119ZM129 74H130V77H129ZM140 74V77L138 76ZM158 74V75H157ZM185 74L187 75V76H185ZM193 74L196 76H194V79H192L193 78ZM205 74H206V76H208V77H206L205 76ZM223 76H222V75ZM235 74V75H234ZM237 74V75H236ZM243 74V75H242ZM245 74V75H244ZM40 75V76H39ZM43 75V76H42ZM46 75V76H45ZM76 75H78V76H76ZM85 75H87V77L85 76ZM98 75V76H99ZM114 75V76H113ZM116 75V76H115ZM121 75L123 76V75H126L125 76V78L123 77V79H122V77H121ZM143 75V76H142ZM147 75V76H146ZM170 75V76H169ZM172 75V76H171ZM184 75V76H183ZM211 75V76H210ZM229 75H231L232 76V78H231V76H229ZM233 75H234V77H233ZM240 75H242V76H240ZM248 75V76H247ZM255 76V75H257V76H255V77H253V76ZM49 76V77H48ZM79 78L78 80H77V78ZM82 76H83V78L85 79V80H83V78H82ZM99 76V77H100ZM109 76H110V78H112V77H118L116 80H115V78H113L112 80H110L109 81V84L107 83V82H105V81H108L110 78H109ZM128 76V77H127ZM168 76V77H167ZM176 76V77H175ZM181 76V77H180ZM215 76V77H214ZM250 76V77H249ZM262 76V77H261ZM7 79H6V78ZM34 77H35V79H34ZM38 77V78H37ZM41 77H42V79H47V78H49V79H47L46 81H43V80H40L41 79ZM55 77V78H54ZM61 77V78H60ZM63 77V78H62ZM67 77V78H66ZM89 77V78H88ZM109 78L108 80H106V78ZM139 77V78H138ZM172 78V80H173V83L176 81L177 82V84H173L172 83V80H171V78ZM175 77V78H174ZM181 78V79H178V78ZM222 77V78H221ZM226 77V78H225ZM230 77V78H229ZM243 77V78H242ZM37 78V79H36ZM75 78V79H74ZM81 78H82V80H81ZM91 78V79H90ZM105 78V79H104ZM128 78V79H127ZM132 78V80H130ZM147 78H149V79H147ZM152 80H151V79ZM167 78V79H166ZM186 78H188V79H186ZM196 78V79H195ZM208 80H207V79ZM215 78V79H214ZM221 78V79H220ZM227 78H228V80H227ZM249 78V79H248ZM261 78H263V79H261ZM31 79V80H30ZM40 81H39V80ZM57 81V83H58V85H57V83H56V81ZM59 79V80H58ZM64 79L66 80H68L69 81V83H67L68 81H66V83L64 82ZM134 79V80H133ZM159 79H161L160 81H159ZM171 80V82H170V80ZM175 79V80H174ZM192 79V80H191ZM207 80V82L209 81V83H207L206 82V80ZM213 79V81H214V84H212L213 83V81H210V80H212ZM218 79V80H217ZM223 79H225V81L223 80ZM230 79H232V80H230ZM233 79H235V80H233ZM237 79H238V81H237ZM247 79V80H246ZM254 79V80H253ZM62 80H63V82H62ZM71 80V81H70ZM90 80V81H89ZM92 80H94V81H92ZM101 80V81H102ZM114 80V81H113ZM127 80V81H126ZM137 80H140V81H137ZM143 80V81H142ZM150 80V81H149ZM190 81L191 83H193L194 82V84H197L196 86L194 85V84H189L187 81ZM197 81V83H196V81ZM203 80H205V81H203ZM221 80H222V84H221ZM240 80V81H239ZM242 80H244L243 82H242ZM249 80H251V81H249ZM261 80V81H260ZM4 81V80H3ZM30 83H29V82ZM39 81V82H38ZM51 81H52V83H51ZM54 81V82H53ZM112 81V82H111ZM131 81V83H129ZM182 81V82H181ZM186 81V82H185ZM217 83H216V82ZM219 81V82H218ZM230 81V82H229ZM234 81H236L237 83H235ZM257 81H258V84H257ZM61 82V83H60ZM80 82H81V84H83V85H81L80 84ZM90 82V83H89ZM92 82V83H91ZM110 82H111V84H110ZM117 82V83H116ZM126 82V83H125ZM148 82V83H147ZM164 82V83H163ZM167 82V83H166ZM168 82H169V84H168ZM205 82V83H204ZM253 82V83H252ZM18 82H16V84H17ZM35 83V84H34ZM41 83H42V85H41ZM45 83V84H44ZM54 83H56V85L54 84ZM60 83V84H59ZM115 83V84H114ZM121 83V84H120ZM123 83V84H122ZM124 83L125 84H127V83H129V84H127V85H124ZM134 83H136V84H134ZM139 83V84H138ZM152 83H157L156 85L155 84H153L152 85ZM158 83H160L159 85H158ZM180 83H182V84H180ZM185 85H184V84ZM187 83V84H186ZM209 85L210 83V85L211 86H213L214 85V87H210V85L208 86L207 84ZM224 83H226V84H224ZM230 83V84H229ZM241 83V84H240ZM248 85H247V84ZM255 83V84H254ZM15 84V85H16ZM31 84H33V85H31ZM44 84V85H43ZM48 86H47V85ZM50 84V85H49ZM65 84V85H64ZM73 86H71V85ZM100 84V85H101ZM133 86H131V85ZM134 84V85H133ZM144 84V85H143ZM164 84V85H163ZM171 84V85H170ZM178 84H180V85H178ZM207 86H206V85ZM218 84V85H217ZM220 84H221V86H220ZM237 84V85H236ZM243 84H245V85H243ZM52 85V86H51ZM63 85V86H62ZM76 85V86H75ZM81 87H80V86ZM96 85V84H95ZM109 85L112 87V88H110L109 87ZM113 85V86H112ZM122 86L121 88L119 87V86ZM130 85V86H129ZM149 85V86H148ZM164 87H163V86ZM166 85H169L168 87H169V89H168V87L166 86ZM178 85V86H177ZM182 85V86H181ZM191 85V86H190ZM216 85V86H215ZM232 85V87L233 88H230V86ZM234 85L235 86H237V90H235V88L236 87H234ZM255 86V88H254V86ZM257 85V86H256ZM18 86H20V83L18 84ZM24 86H25V88H24ZM34 86V87H33ZM38 86V87H37ZM43 86V87H42ZM57 86V87H56ZM61 86V87H60ZM66 86V87H65ZM68 86H70V87H68ZM79 86V87H78ZM84 88H83V87ZM116 86V87H115ZM147 86V87H146ZM152 86H155L154 87V89H153V87ZM157 86V87H156ZM166 86V87H165ZM202 86V87H201ZM205 86L208 88H205ZM218 86V87H217ZM229 86V87H228ZM244 86H246V87H243ZM253 86V87H252ZM32 87V88H31ZM40 87H42V88H40ZM45 87H47V88H45ZM56 87V88H55ZM67 87H68V89L69 90H71V91H69V90H67ZM78 88V89H76V88ZM126 89H125V88ZM135 87H136V89H135ZM146 87V88H145ZM149 87V88H148ZM161 87H163V90H162V88ZM171 87V88H170ZM173 87H174V89H176L177 87V89L176 90H174L173 89ZM182 87V88H181ZM186 87H187V89H189V90H187L186 89ZM192 87V88H191ZM200 87V88H199ZM224 87H226V88H228V90L225 88L224 90H223V88ZM239 87H241V88H239ZM248 87H250V88H252V89H250V88H248ZM257 87V88H256ZM261 87V88H260ZM13 88V89H12ZM14 88H15V90H14ZM40 88V90H38V89ZM55 88V90H56V92H55V90H53ZM61 88V89H60ZM102 88V89H101ZM113 88H115L116 90L114 91V89ZM119 88H120V90H119ZM140 88V89H139ZM151 88V89H150ZM157 88V89H156ZM165 88V89H164ZM166 88H167V91H166ZM180 88V89H179ZM185 90H184V89ZM212 88V89H211ZM215 88V89H214ZM217 88H218V90H217ZM258 88H260V89H258ZM16 89H18V91L16 90ZM22 89L24 90V92L22 91ZM32 90V95H30L31 97H32V100H34V101H36L37 100V103L36 102H33L32 100H31V97H28V95L26 96L27 98H28V101H27V99H26V101L28 102L27 103V105L28 106H24V103H21L20 101L23 99V97L26 95H24L23 97L21 96V93H26L25 91L26 90ZM37 89V90H36ZM47 89V90H46ZM63 89V90H62ZM74 89V90H73ZM84 89V90H83ZM88 89H90L89 91H88ZM107 89H109V90H111V91H109V90H107ZM133 89V90H132ZM135 89V90H134ZM140 90V93H139V90ZM147 89H148V93H147ZM171 89V90H170ZM192 89V90H191ZM199 89H201V90H198ZM205 89H207V91L205 90ZM230 89H231V91H230ZM246 89H248V91L246 90ZM254 89V90H253ZM10 90V91H9ZM11 90H13V91H11ZM21 90V91H20ZM49 90H51V92L49 91ZM83 90V91H82ZM102 90V91H101ZM105 90V91H104ZM119 90V91H118ZM122 90V91H121ZM132 90V91H131ZM145 92V94L143 93V91ZM154 90H156V91H154ZM168 90H170L169 92H168ZM174 90V91H173ZM183 90H184V92H183ZM191 90V91H190ZM194 90H197V91H194ZM203 90V91H202ZM209 90V91H208ZM210 90L212 91V92H210ZM221 90H222V92H221ZM227 90V91H226ZM234 90V91H233ZM243 90V91H242ZM250 90V91H249ZM258 90V91H257ZM41 91V92H40ZM43 91V92H42ZM45 91V92H44ZM50 92V94L49 95H47V93H49ZM59 91V92H58ZM62 91V92H61ZM80 91V92H79ZM87 92V93H85V92ZM97 93H99L100 94V97L97 99V97L99 96V94H97ZM108 93H107V92ZM150 91V92H149ZM166 91V92H165ZM171 91H173V92H175V93H172ZM189 91H190V93H189ZM206 91V92H205ZM214 91H216V92H214ZM246 91V92H245ZM261 91H263V92H261ZM2 92H4V93H2ZM34 92V93H33ZM40 92V93H39ZM64 92V93H63ZM69 92V93H68ZM78 92V93H77ZM100 92H103V93H100ZM117 92H119V94H117ZM122 92V93H121ZM126 94H125V93ZM127 92H128V94H127ZM133 92V93H132ZM136 92H137V94H136ZM154 92V93H153ZM158 92V93H157ZM160 92V93H159ZM167 92H168V94H167ZM181 92V93H180ZM193 92V93H192ZM203 93V94H201L200 95V93ZM208 92H210L209 94H208ZM215 93V95H216V93H217V95L216 96H214L213 98L211 97V96H213V94ZM231 92V93H230ZM237 92V93H236ZM240 94H239V93ZM253 92V93H252ZM15 93H17V94H15ZM19 93V94H18ZM28 93V92H27ZM51 93H52V95H51ZM54 93V94H53ZM66 93V94H65ZM82 93H84V94H82ZM89 93V95H87ZM111 97H109L107 94ZM113 93H116L117 94V96L115 95V94H113ZM131 93V94H130ZM135 93V95H133ZM143 95H142V94ZM147 93V94H146ZM163 93V94H162ZM170 93V94H169ZM186 93V94H185ZM187 93H189V95L187 94ZM192 93V94H191ZM205 93V94H204ZM213 93V94H212ZM225 95H224V94ZM226 93H228V94H226ZM230 93V94H229ZM241 93H242V95H241ZM244 93H247V94H244ZM249 93V94H248ZM252 93V94H251ZM3 94V95H2ZM22 94V95H23ZM40 94V95H39ZM47 96H46V95ZM68 98H64L65 96ZM70 94H72V95H70ZM79 94V95H78ZM96 94L98 95V96H96ZM103 94V95H102ZM124 96H122V95ZM125 94V95H124ZM168 95V97H167V95ZM175 94V96H173ZM180 94V95H179ZM181 94H183L182 96H181ZM185 94V95H184ZM196 94V95H195ZM206 94H208V95H206ZM220 94H221V96H220ZM233 94V95H232ZM238 94V95H237ZM251 94V95H250ZM254 94V95H253ZM2 95V96H1ZM10 95H11V97H10ZM17 95V96H16ZM36 95V96H35ZM61 95V96H60ZM77 95H78V97H77ZM81 95H82V98L85 100H82V98H81ZM93 95H95L96 97H94ZM120 95H121V99H119L120 98ZM130 95V96H129ZM158 95V96H157ZM160 95V96H159ZM172 95V96H171ZM195 95V96H194ZM204 95V96H203ZM206 95V96H205ZM228 95H230V96H228ZM248 95H249V97H248ZM253 95V96H252ZM256 95V96H255ZM16 96V97H15ZM21 98H20V97ZM35 96V97H34ZM62 96H64V97H62ZM88 96H89V98H88ZM102 96V97H101ZM108 96V97H107ZM115 96V97H114ZM135 96H136V98H135ZM137 96H142V97H137ZM143 96H144V99H143ZM166 96V97H165ZM179 96V97H178ZM189 98H188V97ZM237 97V98H235V97ZM241 96H243V97H241ZM251 96V97H250ZM262 97V100H261V97ZM4 97V96H3ZM7 97V98H6ZM10 98V100H9V98ZM15 97V98H14ZM48 97V99L50 100L49 102L50 103H48V100L46 99V98ZM53 97H54V99H53ZM61 97V98H60ZM91 97H93V98H91ZM130 97V98H129ZM132 97H134V98H132ZM157 97H159V98H157ZM163 97V98H162ZM170 97V98H169ZM174 97V98H173ZM176 97V98H175ZM186 97V98H185ZM191 97V98H190ZM195 98V100H194V98ZM203 97H205V98H203ZM206 97L208 98V99H206ZM219 97V98H218ZM231 98V105H230V99L229 98ZM244 97H246V98H244ZM255 97H257L256 98V100H255ZM260 97V98H259ZM11 98H13V99H11ZM20 98V99H19ZM34 98V99H33ZM59 98V99H58ZM78 98V99H77ZM91 98V99H90ZM100 98H101V101H100ZM104 98V99H103ZM112 98H116V99H112ZM120 101H122V102H120V104L122 105V106H120V104H119V100ZM125 100H123V99ZM147 98V99H146ZM151 100H150V99ZM153 98H155V99H153ZM167 98V102L168 101H172V99H174V101H176V104H175V106H174V110L175 111H173L172 110V113L171 114H173V113H175L174 114V116L172 115L171 117L169 116V113H168V111H169V108L171 107V106H168V104H169V102H168V104H167V102H166V100L165 99ZM177 98H179V99H181L180 101H179V99H177ZM188 98V99H187ZM201 98H203V100L201 101H199V99ZM215 98H217V100L215 99ZM221 98V99H220ZM254 98V99H253ZM5 99V100H4ZM19 99V100H18ZM46 99V100H45ZM67 101V102H69V101H72V102H70L73 106H75V107H73V106H70V105H68L69 103H67L65 100ZM88 99V100H87ZM94 99H96L94 102H93V100ZM131 99V100H130ZM132 99H133V104L131 103L132 102ZM139 99H140V101H143V100H148V102L147 101H144V102H146L147 103V106L145 105L146 103H144L143 102V104H142V102H140L141 103V105L139 104ZM142 99V100H141ZM165 100V101H162V100ZM176 99V100H175ZM190 99V100H189ZM193 99V100H192ZM205 99V100H204ZM225 99H227V102H226V100ZM249 99H250V101H249ZM8 100V101H7ZM13 100V101H12ZM16 100V101H15ZM17 100H18V102H17ZM53 100V101H52ZM55 100V101H54ZM60 100V101H59ZM62 100V101H61ZM74 100H76V102L74 101ZM82 100V101H81ZM91 100H92V102H91ZM116 100V101H115ZM130 100V101H129ZM156 100H158V101H156ZM160 100V101H159ZM187 102H186V101ZM195 101V102H192V101ZM199 102H198V101ZM206 100H208V101H206ZM210 100V101H209ZM215 100V101H214ZM233 100V101H232ZM234 100H235V103H234ZM240 100H242V101H240ZM243 100H245V101H243ZM248 100V101H247ZM3 103H2V102ZM24 100H22V102H23ZM43 101V102H42ZM78 101H79V103H78ZM106 101V102H105ZM136 101V102H135ZM153 101V102H152ZM178 101V102H177ZM221 101H223V102H221ZM237 101V102H236ZM259 101V102H258ZM263 101V102H262ZM11 103V104H9V103ZM13 102H17V103H13ZM40 102H41V104H40ZM46 102H47V104H46ZM52 102V103H51ZM54 102V103H53ZM83 102H85V103H83ZM90 102V103H89ZM101 104H100V103ZM113 103V104H110V103ZM125 102V103H124ZM150 102H152L153 104H154V109H152L153 108V105L150 103ZM157 102H159V103H157ZM185 102V103H184ZM191 103V105H190V103ZM198 104H197V103ZM207 104H206V103ZM214 102V103H213ZM218 102V103H217ZM250 102V103H249ZM257 102V103H256ZM263 103V105L261 106V104ZM6 105H5V104ZM32 105H31V104ZM35 103V105H33ZM45 103V104H44ZM58 103V104H57ZM61 103V104H60ZM75 103H78L77 105H75ZM83 103V104H82ZM86 103H87V105L88 104H90V105H86ZM96 103V104H95ZM110 104V105H108V104ZM150 103V104H149ZM178 103V104H177ZM187 103H189V104H187ZM195 103V104H194ZM200 103H201V105H200ZM204 103V104H203ZM210 103V104H209ZM217 103V104H216ZM241 103V104H240ZM246 103L248 104V106L246 105ZM13 104H15V105H13ZM18 106H17V105ZM22 104H23V107H22ZM50 104V105H49ZM106 106H105V105ZM126 106H125V105ZM131 107H129L128 105ZM163 104V105H162ZM180 104V105H179ZM185 104V105H184ZM212 104V105H211ZM213 104H214V106L215 107H217V109L213 106ZM226 104V105H225ZM251 104V105H250ZM20 105V106H19ZM59 105V106H58ZM64 105V107H62V106ZM66 105V106H65ZM78 105H80V106H78ZM83 105H85V106H83ZM115 105H116V107H115ZM135 105H136V107H135ZM142 105H143V107H142ZM145 105V106H144ZM178 106V108H177V106ZM187 105H189L188 107H186L185 108V106H187ZM193 105V106H192ZM198 105L200 106V107H203V108H205V110L203 109H200V107H198ZM207 105H209V106H207ZM217 105H221V107H224V109L225 110H223L222 111V113H221V111H220V108H219V106H217ZM233 105V106H232ZM254 105V106H253ZM258 107H257V106ZM4 106V107H3ZM6 106V107H5ZM31 106V107H30ZM34 106V107H33ZM50 106H53V107H50ZM61 106V107H60ZM69 106V107H68ZM77 106V107H76ZM82 106V107H81ZM93 106V107H92ZM95 106V107H94ZM111 106L113 107L112 109H117L116 111H114V110H112L111 109ZM119 106V107H118ZM125 106V108H123L122 109V107H124ZM157 106V107H156ZM182 106H184V107H182ZM191 106V107H190ZM195 106H197L198 108H196ZM205 106V107H204ZM206 106H207V108H206ZM226 106V107H225ZM237 106H238V108H239V110H238V108H237ZM243 106V107H242ZM251 106V107H250ZM254 108H253V107ZM260 106V107H259ZM9 107H10V109H9ZM16 109H15V108ZM18 107V108H17ZM22 109H21V108ZM28 107V108H27ZM33 107V108H32ZM48 107V108H47ZM81 107V108H80ZM84 107V108H83ZM85 107H87V109L85 108ZM90 107V108H89ZM92 107V108H91ZM103 107V108H102ZM110 107V108H109ZM148 107H149V109H148ZM163 107V108H162ZM190 107V108H189ZM194 109H193V108ZM209 107H214L213 109H215V111H220V113H221V116H218V114H219V112L217 113L216 112V114H215V111L212 109V108H209ZM230 109H229V108ZM232 107V108H231ZM236 107V108H235ZM246 107H248V108H246ZM12 108V109H11ZM26 110H25V109ZM40 108V109H39ZM49 108H52V109H49ZM71 108V109H70ZM74 108V109H73ZM78 109V110H75V109ZM96 108V109H95ZM98 108V109H97ZM128 108H130V109H128ZM133 108V109H132ZM139 108V109H138ZM143 108H144V110H143ZM145 108L147 109V110H145ZM157 110H156V109ZM160 108V109H159ZM162 108V109H161ZM184 108V109H183ZM196 108V109H195ZM234 108V109H233ZM250 108H252V109H250ZM262 108V109H261ZM4 109V110H3ZM8 109V110H7ZM20 109V110H19ZM34 109V110H33ZM48 109V110H47ZM54 109H56V110H54ZM58 109V110H57ZM67 109V110H66ZM70 109V110H69ZM73 109V110H72ZM94 109V110H93ZM99 109H101V110H99ZM109 109V110H108ZM111 109V110H110ZM122 111H120V110ZM164 109H165V111H164ZM173 109V108H172ZM189 109H191V110H189ZM227 109V110H226ZM246 109H248V110H246ZM254 109V110H253ZM255 109H257L256 111H255ZM260 109V110H259ZM21 110H23V111H25V112H23V111H21ZM30 110V111H29ZM37 111V113L36 112H34V111ZM45 110H47V111H45ZM51 112H50V111ZM54 110V111H53ZM69 113V114H67V112ZM72 110V111H71ZM81 110V111H80ZM85 110V111H84ZM88 110H90V112L88 111ZM127 110H129V112H127ZM135 110V111H134ZM139 110V111H138ZM152 110H154L152 113L151 112H149V111H152ZM189 110V111H188ZM200 110V111H199ZM206 110H207V112H209L210 110V112H211V114H210V112H209V115H208V113L206 112ZM230 110V111H229ZM238 110V111H237ZM244 112H243V111ZM1 111H3V112H1ZM8 111V112H7ZM10 111V112H9ZM12 111H13V113H14V111H16L14 114L12 113ZM18 111V112H17ZM56 111V112H55ZM70 111V112H69ZM75 111H77L76 113H75ZM79 111V112H78ZM84 111V112H83ZM86 111H88L86 114H85V112ZM105 111V112H104ZM109 111V112H108ZM112 111V112H111ZM120 111V112H119ZM124 111V112H123ZM131 111V112H130ZM145 111V112H144ZM158 112V114L160 115V113H161V115H163L164 117L166 116V118L164 119V117L163 116H161L160 115V117H162L161 119H160V117H159V121L160 122H157V123H155V122H153L152 121V119H149V120H151V121H149L146 117H150L151 116V114H154L155 112ZM160 111V112H159ZM179 111H180V113H179ZM198 113H197V112ZM227 111V114L225 113ZM247 111H248V113H247ZM251 111H252V113H251ZM256 112V113H253V112ZM4 112H6V113H4ZM21 112V113H20ZM26 112H27V114H26ZM29 112V113H28ZM33 112V113H32ZM48 112H50V114L48 115ZM55 112V113H54ZM58 112H60L59 114H58ZM73 112V113H72ZM93 112V113H92ZM112 113V116H111V113ZM117 114H116V113ZM135 112V113H134ZM141 112H144V113H141ZM183 112H185V113H183ZM12 114V115H10L9 116V114ZM20 113V114H19ZM23 113V114H22ZM46 113H47V115H46ZM84 113V114H83ZM98 113H101L102 114V116H101V114H98ZM115 115H114V114ZM118 113H121L120 115L118 114ZM124 113V114H123ZM127 113V114H126ZM129 113V114H128ZM183 113V114H182ZM203 113V114H202ZM237 113V114H236ZM253 114V116L251 115V114ZM2 114V115H1ZM4 114V115H3ZM58 114V115H57ZM80 114V115H79ZM134 114V115H133ZM143 114H145V116L143 115ZM146 114L147 115H149L150 114V116H146ZM177 114H180V117H178L179 115H177ZM192 114H194V115H192ZM198 114V115H197ZM199 114H200V116H199ZM223 114V115H222ZM246 114V115H245ZM257 114V115H256ZM25 115H26V117H25ZM39 115V116H38ZM40 115H42V116H40ZM60 115V116H59ZM62 115H64L63 117H62ZM83 115H87L86 117L85 116H83ZM104 115V116H103ZM112 118H110L109 116ZM113 115H114V117H113ZM118 117H117V116ZM127 115V116H126ZM139 115H141V116H139ZM143 115V116H142ZM155 115V114H154ZM153 115V116H154ZM199 116V117H197V116ZM203 115V116H202ZM207 116V118H206V116ZM210 115H212V116H210ZM226 115V116H225ZM233 115H234V117H233ZM238 115V116H237ZM241 115V116H240ZM242 115H244V116H242ZM251 115V116H250ZM255 115V116H254ZM3 116V117H2ZM9 116V117H8ZM12 116V117H11ZM21 118H20V117ZM24 116V117H23ZM34 116V117H33ZM37 116V117H36ZM45 116V117H44ZM49 117V118H46V117ZM54 116V117H53ZM56 116V117H55ZM59 116V117H58ZM77 116V117H76ZM89 116V117H88ZM99 116V117H98ZM123 116V118H121ZM129 116H131V117H129ZM136 116V117H135ZM141 117L142 119H140L139 117ZM181 116H183L184 117V119H183V117H181ZM187 116V117H186ZM231 116V117H230ZM246 116V117H245ZM261 116V117H260ZM16 117H18V118H16ZM23 117V118H22ZM60 117H61V119L63 120L64 118H65V120L64 121H62V120H60ZM80 117V118H79ZM83 119H82V118ZM94 119H93V118ZM120 117V118H119ZM134 117V118H133ZM138 117V118H137ZM144 117V118H143ZM176 117V118H175ZM177 117H178V119H177ZM196 119H195V118ZM200 117H201V119H200ZM209 117V118H208ZM212 117V118H211ZM215 117V118H214ZM219 117H221L220 119H219ZM224 117V118H223ZM238 117V118H237ZM241 117V118H240ZM244 117V118H243ZM250 117V118H249ZM253 117H255L254 119H256V118H258V119H260L259 121H258V119H256V120H254L253 119ZM12 118V119H11ZM15 118V119H14ZM30 119V121H29V119ZM33 118V119H32ZM37 118H39V119H37ZM50 118H53V119H50ZM54 118H56L55 120H54ZM76 118V119H75ZM85 118H87V119H85ZM90 118H92V123H91V119ZM100 118H102V120L100 119ZM117 118V119H116ZM119 118V119H118ZM133 118V119H132ZM145 118H146V120H145ZM180 118H182V119H180ZM192 118V119H191ZM198 118V119H197ZM227 118V119H226ZM234 118V119H233ZM238 120H237V119ZM240 118V119H239ZM243 118V119H242ZM7 121H6V120ZM28 119V120H27ZM45 119H47V120H45ZM67 119V120H66ZM81 119V120H80ZM114 119V120H113ZM137 121H136V120ZM170 119H172L171 121H169ZM176 119V120H175ZM186 119V120H185ZM191 121H190V120ZM215 121H214V120ZM217 119V120H216ZM253 119V120H252ZM4 120V121H3ZM10 120V121H9ZM12 120V121H11ZM22 120H23V123H20L19 121H21L22 122ZM32 120V121H31ZM43 120V121H42ZM89 120V121H88ZM98 120V121H97ZM117 120V121H116ZM124 120V121H123ZM134 120V121H133ZM142 120V121H141ZM182 120H184V121H182ZM194 120V121H193ZM206 120V121H205ZM209 120V121H208ZM219 120V121H218ZM220 120H221V122H220ZM35 121V122H34ZM38 121V122H37ZM41 121V122H40ZM45 121V122H44ZM55 121V123L56 124H54V123H52V122H54ZM61 123H60V122ZM71 121V122H70ZM75 121V122H74ZM78 121H80V123L81 122H83V121H86V122H84V124L85 123H87V121H88V126H93L94 128H92L91 126V128L89 127V129H94V130H92V133H93V137L96 139V141H95V139H94V141H95V145L97 146V147H95V151H94V153L97 155V158H95L96 157V155L94 154V158L96 159V164L98 165V163H100L99 161H101V163H103L104 161H106V162H104L103 163V168H105L106 170H108V172L107 171H105V173L103 172L105 169H102V165H99L100 167H98L97 165H95L96 166V175H100L101 174V176H99L100 177V179H99V177H97L96 178V184L94 185L95 187H93V186H91L93 189H95L96 187V190H97V193H96V190H93V189H90V188H87L86 186L87 185H85V183H83V181H82V179L80 180V179H78V178H80V177H82L81 176V173H82V168H85L86 167V164H84V162L86 163V158H83V155H77V154H79V152L80 153H82V152H84V155L85 154H87V152L85 151L86 150V148L84 147V144H82L83 143V140H82V131H83V129H84V131L85 130H88L87 128L88 127H86L87 126V124H85V125H83V124H77V122ZM119 121H120V123H119ZM126 121V122H125ZM144 121V122H143ZM169 121V122H168ZM175 121V122H174ZM182 121V122H181ZM202 121V122H201ZM215 123H214V122ZM216 121H217V123H216ZM228 121V122H227ZM238 121H240V122H238ZM242 121V122H241ZM251 121V122H250ZM259 123H262L263 124V126H262V124L260 125H258V122ZM4 122V123H3ZM10 122V123H9ZM15 123V124H13V123ZM20 124H19V123ZM27 122V123H26ZM33 122H34V125H33ZM49 122V123H48ZM58 122V123H57ZM67 123L66 125L64 124V123ZM69 122V123H68ZM115 122V123H114ZM122 122V123H121ZM128 122V123H127ZM135 122H136V124H135ZM141 122V123H140ZM149 122V123H148ZM184 122V123H183ZM194 122H196V123H194ZM204 122V123H203ZM208 122V123H207ZM219 122V123H218ZM226 122H227V124H226ZM245 122V123H244ZM248 122V123H247ZM251 123V125H250V123ZM255 122V123H254ZM257 122V123H256ZM8 123V124H7ZM12 123V124H11ZM40 123V124H39ZM42 123V124H41ZM51 123V124H50ZM72 124V125H68V124ZM109 123V124H108ZM111 123V124H110ZM126 124V126H125V124ZM131 125H130V124ZM145 124V125H147L148 127H146L145 125H141V124ZM148 123V124H147ZM154 123V124H153ZM160 123V124H159ZM180 123V124H179ZM200 125H199V124ZM209 123H211V124H209ZM221 123V124H220ZM234 124V127H235V125L236 126H238V125H240L239 126V130L238 129H236V127L234 128V127H232L233 125H231V124ZM237 123V124H236ZM18 125V127L17 126H15V125ZM39 124V125H38ZM47 124V125H46ZM64 124V125H63ZM97 124V126L95 127V125ZM129 124V125H128ZM153 124V125H152ZM166 124V127H164V125ZM168 124V125H167ZM174 124V126H173V128H172V126L171 125H173ZM186 124H188V125H186ZM189 124H191V126L189 125ZM198 124V125H197ZM204 124V125H203ZM244 124V125H243ZM245 124H246V126H248V127H246L245 126ZM253 124V125H252ZM257 124V125H256ZM9 127H8V126ZM20 125H21V127H22V129H21V127H20ZM22 125H24V126H22ZM38 127H37V126ZM42 125V126H41ZM60 125H62L61 127H60ZM68 125V126H67ZM78 125V126H77ZM80 125V126H79ZM83 125V126H82ZM115 127H114V126ZM120 125V126H119ZM133 125V126H132ZM150 125V126H149ZM157 125V126H156ZM179 125H181V126H179ZM196 125V126H195ZM208 125V126H207ZM215 125V126H214ZM230 125V126H229ZM242 125V126H241ZM1 126L3 127V128H1ZM6 126H7V128H6ZM15 126V127H14ZM26 126V127H25ZM30 126V127H29ZM31 126H32V129H31ZM46 126V127H45ZM55 126V128H53ZM137 126L140 128V130H139V128H137ZM155 126V127H154ZM163 126V127H162ZM171 128H170V127ZM186 126V127H185ZM194 126V127H193ZM201 126H203V127H201ZM213 126V127H212ZM224 126H226V128L224 127ZM253 126V127H252ZM258 126V127H257ZM261 126H262V128H261ZM13 127V129H11ZM23 127H25L24 128V130H23ZM28 127V128H27ZM52 127V128H51ZM60 127V128H59ZM66 127V128H65ZM68 127V128H67ZM70 127V128H69ZM78 128L77 130H76V128ZM97 127H98V129H97ZM128 127V128H127ZM132 127L134 128V129H132ZM146 127V128H145ZM200 127V128H199ZM229 127V128H228ZM240 127L242 128V129H240ZM260 127V128H259ZM27 128V129H26ZM37 128H39V132H37L38 131V129L36 130ZM41 128H42V130H41ZM51 130H50V129ZM82 128V129H81ZM108 128V129H107ZM111 130H110V129ZM113 128V129H112ZM118 129V131H117V129ZM119 128H121L122 130H123V132L125 133L124 134V136L125 137H123V132L122 131H120L121 129H119ZM124 128V129H123ZM175 128V129H174ZM187 128V129H186ZM208 128V129H207ZM210 128V129H209ZM213 128V129H212ZM230 128H232V130L230 129ZM234 128V129H233ZM244 128V129H243ZM247 130H246V129ZM249 128V129H248ZM254 128V129H253ZM34 129V130H33ZM59 129V130H58ZM61 129V130H60ZM96 129H97V131L99 132H97L96 131ZM116 129V130H115ZM128 129V130H127ZM132 129V130H131ZM174 129V130H173ZM219 129V130H218ZM263 131H262V130ZM13 132H12V131ZM16 130V132H14ZM19 130H21V131H19ZM36 130V131H35ZM41 130V131H40ZM64 130V131H63ZM72 132H71V131ZM80 130H82V131H80ZM103 130V131H102ZM107 130V131H106ZM134 130V131H133ZM137 130V131H136ZM153 130V131H152ZM168 130V131H167ZM173 130V131H172ZM230 130V131H229ZM235 130V131H234ZM236 130H238V131H236ZM243 130V131H242ZM250 130V131H249ZM259 130H261L260 132H259ZM2 131V132H1ZM10 131V132H9ZM24 131V132H23ZM35 131V132H34ZM44 131H46V132H44ZM51 131V132H50ZM71 133H70V132ZM73 131H75V132H73ZM102 131V132H101ZM105 131V132H104ZM108 131H109V133H108ZM112 133H111V132ZM150 131V132H149ZM161 131V132H160ZM163 131H165L164 133H163ZM225 131V132H224ZM236 132L235 134H233L234 132ZM257 131V132H256ZM8 132V133H7ZM36 132H37V134H36ZM53 132V133H52ZM61 132V133H60ZM72 135H70L69 133ZM77 132V133H76ZM82 132V133H81ZM95 132H97V136H98V138H97V136H96V133ZM102 133V135H101V133ZM104 132V133H103ZM127 132V133H126ZM130 134H129V133ZM135 132V133H134ZM153 132V133H152ZM167 132V133H166ZM170 132V133H169ZM178 132V134H176ZM206 132V133H205ZM231 132V135H229V133ZM253 132V133H252ZM256 134H255V133ZM262 132V133H261ZM9 133L11 134V137H10V135H9ZM13 133V134H12ZM29 135H27V134ZM42 133H44L43 135H42ZM56 133V134H55ZM76 133V135H74ZM80 133V137H79V134ZM118 133V134H117ZM132 133V134H131ZM140 133H142V135H138V134ZM148 133V134H147ZM161 133V134H160ZM173 133V134H172ZM211 133V134H210ZM214 133V134H213ZM219 133V134H218ZM239 134V136H238V134ZM248 135V136H244L243 137V135ZM245 133V134H244ZM250 133L252 134V135H250ZM259 133V134H258ZM7 134H8V136H7ZM16 134H17V137H19V138H17L16 137ZM22 134V135H21ZM26 134V135H25ZM46 134V135H45ZM49 134V135H48ZM54 134V135H53ZM58 134V135H57ZM67 134V136H65ZM109 135V137H108V135ZM120 134V135H119ZM134 134H136V135H134ZM151 134V135H150ZM152 134H154V135H152ZM167 136H166V135ZM178 135V136H176V135ZM180 134V135H179ZM217 134V135H216ZM222 134V135H221ZM13 135V136H12ZM21 135V136H20ZM31 135V136H30ZM34 137H33V136ZM45 135V136H44ZM61 135V136H60ZM77 135H78V137H77ZM110 135H111V137H110ZM138 135V137H136ZM144 135V136H143ZM146 135H148L149 137H145ZM162 135V136H161ZM187 135H189V136H187ZM209 135V136H208ZM233 135H235L234 137H233ZM241 135H242V137L243 138H245V141H242V140H244V139H242V137H241ZM257 135H259V136H257ZM3 136V137H2ZM37 136V137H36ZM42 136L44 137V138H42ZM50 136V138L48 139V137ZM52 136L54 137L53 139H52ZM68 136H71L72 137V139H71V137H68ZM116 136H118V138L116 137ZM119 136H120V138H119ZM133 136V137H132ZM141 136H143V137H141ZM150 136H152V137H150ZM154 136H157V138L159 139L158 140V144L157 143H155V141H154ZM176 136V137H175ZM181 136H182V138H181ZM205 136V137H204ZM212 136V137H211ZM218 136V137H217ZM227 136V137H226ZM232 138H231V137ZM236 136H238L237 137V139H235V137ZM252 137V139L253 140H255V141H257V142H255V141H253L252 139H250L251 137ZM258 137V138H255V137ZM12 137H16V138H12ZM22 137H23V139H22ZM26 137V138H25ZM31 137V138H30ZM57 137V138H56ZM100 137H102V138H100ZM104 137V138H103ZM106 137L107 138H111L110 140L109 139H106ZM116 137V138H115ZM122 137V138H121ZM129 137V138H128ZM145 137V138H144ZM164 137V138H163ZM166 137V138H165ZM169 137V138H168ZM173 137H175V138H173ZM178 137V138H177ZM187 137V138H186ZM209 137V138H208ZM224 137V138H223ZM242 139H240V138ZM11 138H12V140H11ZM45 138H47V139H45ZM61 138V139H60ZM65 138V139H64ZM68 140H70V141H68ZM75 138H77V139H75ZM79 138H81V139H79ZM128 140H127V139ZM131 138V139H130ZM135 138V139H134ZM138 138V139H137ZM152 138H154V139H152ZM179 138H181V139H179ZM184 138V139H183ZM203 138H205L204 140H202ZM211 138V139H210ZM213 138V139H212ZM215 138L217 139V140H215ZM229 138V139H228ZM235 140H234V139ZM255 138V139H254ZM11 141H10V140ZM16 139H17V141H16ZM26 139V140H25ZM73 139H75V141L73 140ZM100 139V140H99ZM121 139V140H120ZM137 139V140H136ZM144 139H147V140H145L146 142H151L150 144L149 143H147L146 144V146H145V141H144ZM163 139V140H162ZM187 139H189V140H187ZM192 139V140H191ZM196 140V141H194V140ZM239 139V140H238ZM248 139L250 140V141H248ZM263 139V140H262ZM13 140H15V141H13ZM21 140V141H20ZM23 140V141H22ZM44 140V141H43ZM54 140V141H53ZM56 140V141H55ZM58 140V141H57ZM68 141L67 143L65 142V141ZM107 140V141H106ZM109 140V141H108ZM118 140H119V142H118ZM122 140H125V141H122ZM130 140V141H129ZM136 140V141H135ZM153 140V141H152ZM183 140H184V142H183ZM199 140V141H198ZM206 140V141H205ZM222 140H224V141H222ZM230 140V141H229ZM237 140V141H236ZM241 140V141H240ZM247 140V141H246ZM260 140V141H259ZM6 141H7V143H6ZM20 141V142H19ZM28 141V142H27ZM41 143H40V142ZM45 141H46V143H45ZM50 141H51V143H50ZM63 141L65 142V144H63ZM82 141V142H81ZM98 141H99V143H98ZM102 141H103V143H102ZM112 141V142H111ZM114 141V142H113ZM126 141H127V143H126ZM133 141V142H132ZM160 141V142H159ZM162 141V142H161ZM175 141H176V143H175ZM186 141H188V142H186ZM215 143H213V142ZM217 141V142H216ZM232 141V142H231ZM240 141V142H239ZM252 141V142H251ZM4 142V143H3ZM10 142H14V143H10ZM21 142H22V144H21ZM24 142V143H23ZM35 142H37V143H35ZM38 142H39V144H40V146L38 147ZM43 142V143H42ZM75 144H74V143ZM105 142V143H104ZM109 142V143H108ZM136 142H138V143H136ZM140 142H142V143H140ZM169 142H171V143H169ZM174 142V143H173ZM183 142V143H182ZM209 142V143H208ZM212 144H211V143ZM224 142H225V144H224ZM230 142V143H229ZM242 142L243 143H245V145L244 144H242ZM247 142V143H246ZM249 142H251V144L249 143ZM56 143V144H55ZM60 143V145H58ZM72 143V144H71ZM98 143V144H97ZM123 143V144H122ZM127 145H126V144ZM130 143L132 144V145H130ZM136 143V144H135ZM153 143V144H152ZM166 143H168V144H166ZM174 145H173V144ZM208 143V144H207ZM232 143V144H231ZM234 143H235V145H234ZM240 143V144H239ZM249 143V144H248ZM254 143V144H253ZM15 144V145H14ZM25 144V145H24ZM31 144H32V147H31ZM44 144V145H43ZM45 144H49V146L48 145H45ZM63 144V145H62ZM77 144V145H76ZM139 144V145H138ZM141 144H144V145H141ZM160 144V145H159ZM181 144H182V147H181ZM202 144V145H201ZM218 144H219V147H218ZM3 145V146H2ZM10 145V147H8ZM29 145V146H28ZM52 145V146H51ZM64 145L66 146V147H64ZM67 145H69V146H67ZM71 145V146H70ZM79 145V146H78ZM129 145H130V147H129ZM135 145V146H134ZM152 145H154V146H156L155 148H154V146H152ZM166 147H165V146ZM193 145H194V147H193ZM201 145V146H200ZM205 145H206V147H205ZM222 145H224V146H222ZM231 145V146H230ZM233 145V146H232ZM239 145H244V147L243 148H241L242 146H239ZM8 148H7V147ZM17 146H19V147H16ZM28 146V147H27ZM34 146V147H33ZM59 146V147H58ZM73 146H78L79 148H75V147H73ZM98 146H99V148H98ZM105 146V147H104ZM107 146V147H106ZM126 146H128V149H127V147ZM132 146V147H131ZM134 146V147H133ZM137 146H138V148H137ZM140 146V147H139ZM144 148H143V147ZM161 146V147H160ZM172 146H174V147H172ZM196 146V147H195ZM204 146V147H203ZM226 146V147H225ZM238 148H237V147ZM247 146V147H246ZM255 146V147H254ZM6 147V148H5ZM14 147H15V149H14ZM30 147V151H28L29 148ZM49 147V148H48ZM57 147V148H56ZM64 147V148H63ZM75 149H73V148ZM82 147H84V150H83V148ZM102 147L104 148V149H102ZM158 147H160V148H158ZM164 147V150L162 149ZM170 147H172V148H170ZM179 147V148H178ZM189 147V148H188ZM202 147V148H201ZM247 149H246V148ZM250 147V148H249ZM258 147V148H257ZM2 148H3V151L5 152V154H4V152L2 151ZM25 150H24V149ZM34 148V149H33ZM45 148V149H44ZM59 148V149H58ZM67 148H70V149H67ZM109 148V149H108ZM121 150H120V149ZM132 148V149H131ZM143 148V150L141 151V149ZM145 148L147 149L148 148V150H146V151H144L145 150ZM149 148H150V150H149ZM154 148V149H153ZM158 148V149H157ZM174 148V149H173ZM177 148V149H176ZM201 148V149H200ZM215 148V149H214ZM223 148V149H222ZM225 148V149H224ZM229 150H228V149ZM252 148V149H251ZM7 149V150H6ZM9 149H11V151L9 150ZM12 149H13V151H12ZM50 149H52V150H50ZM100 149V150H99ZM105 149H108V151H109V153L107 152V150L105 151ZM114 149V150H113ZM118 149V150H117ZM129 149H131V151L129 150ZM157 149V151H155ZM187 149V150H186ZM205 149H207V150H205ZM211 149V150H210ZM232 149H234V150H232ZM240 149H241V151H240ZM244 149V150H243ZM249 149V150H248ZM15 150H17V151H15ZM41 150V151H40ZM46 151V153H44L45 151ZM58 150V151H57ZM62 150H65L66 151V153H65V151H62ZM76 150H78V152L76 151ZM80 150H82V151H80ZM104 150V151H103ZM120 150V151H119ZM139 150V151H138ZM169 150V151H168ZM180 150V151H179ZM199 150V151H198ZM209 150V151H208ZM237 150V151H236ZM251 150V151H250ZM8 151L10 152V153H8ZM21 151V152H20ZM24 151V152H23ZM26 151V152H25ZM38 151V152H37ZM52 151V152H51ZM53 151H54V153H53ZM56 151H57V153H56ZM69 151H70V153L73 155L74 153H76V154H74L73 156L72 155H70V153H69ZM76 151V152H75ZM145 152V154H144V152ZM150 151H153V153L154 152H159V153H157V155H159L160 157H158L157 155H155V154H153V153H151ZM171 151V152H170ZM175 151H178V152H175ZM208 151V152H207ZM219 151H221V153L222 154H224V155H222L221 153H219ZM226 151V152H225ZM243 151V152H242ZM253 151V152H252ZM7 152V153H6ZM11 152H13V153H15V154H17V156L16 155H13V153H11ZM23 152V153H22ZM36 152V153H35ZM59 152V153H58ZM68 152V153H67ZM100 152H101V154H100ZM117 152V153H116ZM135 154H133V153ZM150 154H149V153ZM175 152V153H174ZM196 152V153H195ZM205 152V153H204ZM228 152V153H227ZM247 152V153H246ZM22 153V155H19V154H21ZM33 154V155H29V154ZM41 154L42 155V157H41V155H39V154ZM61 153V154H60ZM99 153V154H98ZM104 153V154H103ZM105 153H108V154H106L105 155ZM118 153H119V155H118ZM132 153V154H131ZM138 153V154H137ZM163 155H162V154ZM187 153V154H186ZM200 153V154H199ZM214 153L215 154V156L214 155H212V154ZM228 154V155H226V154ZM241 155H240V154ZM251 153V154H250ZM4 154V155H3ZM25 154V155H24ZM44 154V155H43ZM47 154V155H46ZM52 154V155H51ZM53 154H55V155H53ZM60 154V155H59ZM65 154H67V155H65ZM112 156H111V155ZM114 154H116V155H114ZM141 156H140V155ZM168 154V155H167ZM174 154V155H173ZM176 154V155H175ZM181 154V155H180ZM196 156H195V155ZM199 154V155H198ZM203 155V157H201L202 155ZM233 154V155H232ZM237 154V155H236ZM261 154V155H260ZM3 155V156H2ZM8 155V156H7ZM39 155V156H38ZM49 155V156H48ZM52 157H51V156ZM62 155V158H64V159H62L60 156ZM99 155H100V157H99ZM103 155H105L104 157H103ZM138 157H137V156ZM142 155L145 157H143L144 158V160L142 159ZM146 155H149V156H146ZM153 155V156H152ZM163 156V158H162V156ZM171 155V156H170ZM186 155V156H185ZM189 155V156H188ZM229 155H231V157L229 156ZM246 155V156H245ZM249 155H253V156H249ZM5 156V157H4ZM27 156V157H26ZM32 156V157H31ZM49 158H48V157ZM54 156H58L57 158H59V159H57L56 157H54ZM67 156H69V158H67ZM71 156V157H70ZM81 158H80V157ZM87 156H88V154H87ZM86 155L84 156V157H87ZM136 156V157H135ZM140 156V157H139ZM156 156V157H155ZM192 156H195V157H192ZM199 156V157H198ZM207 156H208V158H207ZM213 156V157H212ZM226 156H227V158H226ZM17 157V158H16ZM20 157H21V159H20ZM26 157V158H25ZM34 157V158H33ZM37 157L39 158L38 160H37ZM65 157H66V159H65ZM99 157V158H98ZM103 157V158H102ZM106 157V158H105ZM109 157V158H108ZM112 157H114V158H112ZM120 157V159L118 160V158ZM136 158V160H135V158ZM149 157V159H147V158ZM154 157V158H153ZM167 157V158H166ZM187 157V158H186ZM205 157V158H204ZM215 157V158H214ZM219 157V158H218ZM222 157V158H221ZM237 157V158H236ZM241 157V158H240ZM244 157V158H243ZM248 157V158H247ZM13 158V159H12ZM19 158V159H18ZM46 158H48V160L45 159ZM53 159L54 160V162H55V165H57V167L53 164V166H52V163H54L53 162V160H51V159ZM60 158H61V160H60ZM76 158V159H75ZM79 158V159H78ZM104 159V160H101V159ZM117 158V159H116ZM158 158V159H157ZM199 158H201V159H199ZM212 158H214V159H212ZM226 158V159H225ZM230 158H232L231 160H233V161H235V162H233V161H231L230 160ZM235 158V159H234ZM243 158V159H242ZM251 158H252V160H251ZM255 158V159H254ZM259 158H261V159H259ZM23 159V160H22ZM31 159H34L33 161L31 160ZM43 159V160H42ZM70 161H68V160ZM71 159V160H70ZM97 159H99V161L97 162ZM107 159H108V161H107ZM121 159H123V160H121ZM137 159H140V161H141V163L139 162V160L137 161ZM147 159V160H146ZM190 160V165H188V168H186V170L188 169H191L192 170V172H191V174H192V176H193V182H192V184L188 187L187 185H185L184 184V180L185 179H181V178H178V180L176 181H174V182H172V185H170V189H169V191H167V192H170V193H164L163 191H162V189H161V181H160V179L162 178V179H164L165 177H166V173L167 172H165V171H170L173 167H175L176 165L177 166H179V165H183V164H187L186 162H188V164H189V160ZM196 159H198V160H200V161H198V160H196ZM211 159V160H210ZM229 160V162L230 163H228L227 161ZM241 159V160H240ZM13 160V161H12ZM19 161V162H17V161ZM27 160V161H26ZM37 160V161H36ZM41 160V161H40ZM61 162H60V161ZM77 160V161H76ZM81 160V161H80ZM84 160V161H83ZM113 160H115L113 163L111 162V161H113ZM152 160H154L153 162H151ZM157 160V161H156ZM160 160V161H159ZM162 160V161H161ZM175 160L178 162V163H175ZM184 160H185V162H184ZM205 160V161H204ZM208 160V161H207ZM223 160H225V162L223 161ZM227 160V161H226ZM259 160H261V161H259ZM23 161V162H22ZM31 161V162H30ZM44 161V162H43ZM50 163H49V162ZM52 161V162H51ZM65 161V162H64ZM79 161H80V163H79ZM111 163H110V162ZM142 161H143V163H142ZM147 161H150V162H148V164H147ZM198 161V162H197ZM207 161V162H206ZM218 161H219V163H218ZM238 163H237V162ZM240 161H242V163L240 162ZM250 163H249V162ZM256 161V162H255ZM257 161H258V163H257ZM263 161V162H262ZM8 162H9V164H8ZM25 162V163H24ZM27 162V163H26ZM35 162H37V163H35ZM60 162V163H59ZM73 162V163H72ZM78 162V163H77ZM83 162V163H82ZM108 162L110 163L109 164V167L107 166L108 165ZM136 162V163H135ZM146 162V163H145ZM180 162V163H179ZM246 162V163H245ZM248 162V163H247ZM253 164H252V163ZM261 162V163H260ZM4 163V164H3ZM12 163H14V165L12 164ZM34 163V164H33ZM62 163V164H61ZM64 163H66V164H64ZM74 163H76L79 167H77V165L76 164H74ZM100 163V164H101ZM107 165H106V164ZM128 163V164H127ZM134 163L136 164V165H134ZM202 163V164H201ZM240 163V164H239ZM22 164V165H21ZM28 164V165H27ZM45 166H44V165ZM48 164H51V165H48ZM63 164L65 165L64 167L65 168H62L63 167ZM82 164V165H81ZM112 164V165H111ZM117 164V165H116ZM119 164V165H118ZM123 164V165H122ZM125 164H127V166L125 165ZM143 164V165H142ZM145 164V165H144ZM223 166H222V165ZM225 164V165H224ZM252 164V165H251ZM10 165V166H9ZM19 165H20V167H19ZM30 165V166H29ZM34 165V166H33ZM42 165V167H40ZM59 165H61V166H59ZM69 165V166H68ZM70 165H72V166H70ZM84 165V166H83ZM139 166V165H141V167H140V170H141V172H142V169H143V176L142 175H140L139 176V178L137 179L136 178V181L138 180L139 181V186L138 187H135V188H133L132 187V191H128L127 193H126V189H122V186L126 183L127 185H129V183H130V186H132L133 184V182H129L128 180H129V176L132 174V172H134L135 170H137V168L136 169H134L133 167L134 166ZM153 165V166H152ZM156 165V166H155ZM219 165H220V170H219ZM227 165V166H226ZM243 165V166H242ZM245 165H247V166H245ZM259 165V166H258ZM260 165H261V167H260ZM7 166V167H6ZM9 166V167H8ZM13 166V167H12ZM16 166V167H15ZM32 166V167H31ZM66 166H67V168H66ZM80 166H83V167H81V169H79L80 168ZM106 166H107V168H106ZM118 166V167H117ZM124 166V168H122ZM125 166L128 168H125ZM137 166V167H138ZM160 166H161V168H160ZM193 166H195V168H193ZM196 166H198L197 168H196ZM205 166V167H204ZM215 166V167H214ZM242 166V167H241ZM19 167V168H18ZM22 167V168H21ZM25 167H26V169H28V168H30V169H28V170H25L24 171V169H25ZM47 167V168H46ZM54 167H56V168H54ZM69 167H71V168H69ZM75 167V168H74ZM130 167V168H129ZM144 167V168H143ZM145 167H146V169H145ZM186 167H187V165H186ZM190 167V168H189ZM194 169V171H193V169ZM207 167H209L208 169H207ZM211 167V168H210ZM223 167V168H222ZM232 167H233V169H232ZM7 168V169H6ZM24 168V169H23ZM61 168H62V170H61ZM99 168V169H98ZM101 168V169H100ZM111 168V169H110ZM114 168V169H113ZM118 168H119V170H118ZM120 168H122V171L120 170ZM132 168V169H131ZM163 168V170H161ZM184 168H185V165H184ZM239 168V169H238ZM241 168V169H240ZM243 168H244V171H243ZM260 168H261V170H260ZM10 169V170H9ZM61 171H60V170ZM66 169V170H65ZM77 169H78V171H81L80 173L77 171ZM114 171H113V170ZM144 169H145V171H144ZM157 169V170H156ZM158 169H160L161 170V172H159V170ZM218 169V170H217ZM223 169H224V171H223ZM14 170V171H13ZM20 171V172H18V171ZM30 170V171H29ZM45 170H47V171H45ZM59 170V171H58ZM70 170V171H69ZM99 170H101V172H99ZM112 170V171H111ZM117 170H118V173H117ZM127 170H129V171H127ZM130 170H133V171H130ZM138 170H139V168H138ZM150 170V171H149ZM153 170V171H152ZM208 170H210V171H208ZM215 170V171H214ZM229 170V171H228ZM241 172H240V171ZM253 170H255L254 172H253ZM258 170H259V172H258ZM7 173H6V172ZM8 171H10V172H8ZM23 173H22V172ZM32 171V172H31ZM45 171V172H44ZM58 171V172H57ZM72 171H75V172H72ZM110 171V172H109ZM119 171H121V172H119ZM124 171V172H123ZM159 172V175L157 174L158 172ZM163 171H164V173H163ZM198 171V172H197ZM206 171V172H205ZM215 173H217V174H215ZM218 171V172H217ZM226 171V172H225ZM228 171V172H227ZM239 171V172H238ZM262 173H261V172ZM14 172H16V174L14 173ZM28 172V173H27ZM68 172V173H67ZM126 172V173H125ZM128 172H131V173H129L128 174ZM157 172V173H156ZM197 172V173H196ZM202 172V173H201ZM211 172H213V173H211ZM221 172V173H220ZM224 172V173H223ZM237 172V173H236ZM245 172H247V174L245 173ZM10 173V174H9ZM29 173H31V174H29ZM62 173V174H61ZM66 173V174H65ZM70 173V174H69ZM72 173H74V174H72ZM80 174V176H79V174ZM100 173V174H99ZM109 173H111L112 175H116V177H114V176H112V175H109ZM116 173V174H115ZM119 173L121 174L120 176H119ZM124 173L127 175L128 174V178H127V176H125L124 175ZM146 173V174H145ZM147 173H149V176L150 177H148V174ZM153 173V174H152ZM211 173V174H210ZM227 173V174H226ZM228 173H230L229 175V177H227L228 176ZM243 173V174H242ZM247 175V176H245V174ZM260 173H261V175H260ZM3 174V175H2ZM14 174V175H13ZM19 174V175H18ZM53 174H55V175H53ZM69 174V175H68ZM78 174V175H77ZM106 175V176H104V175ZM197 174V175H196ZM200 174V177H198V175ZM210 174V175H209ZM224 174V175H223ZM5 175H7V176H5ZM9 175H11V176H9ZM21 175H23V176H21ZM31 175V176H30ZM56 175H57V177H56ZM61 177H60V176ZM66 175V176H65ZM95 175V176H96ZM108 175V176H107ZM123 175V176H122ZM153 175V176H152ZM155 175H157V177L155 176ZM204 175V176H203ZM209 175V176H208ZM218 175H219V177L221 178H219L218 177ZM226 175V176H225ZM234 175V176H233ZM237 175H238V177H237ZM253 175H255V176H253ZM260 175V176H259ZM18 176V177H17ZM71 176V177H70ZM73 176H75V177H73ZM76 176H79V177H76ZM107 177V178H104V177ZM206 176H208V177H206ZM214 176V177H213ZM253 176V177H252ZM258 178H257V177ZM263 176V177H262ZM11 179H10V178ZM20 177V178H19ZM22 177H24V179H22ZM62 177H63V179H62ZM66 177V178H65ZM112 177V178H111ZM118 177V178H117ZM120 177V178H119ZM146 177V178H145ZM159 177V178H158ZM196 177H198V178H196ZM205 177V178H204ZM210 177H212V178H210ZM225 179H224V178ZM232 177H234V180H233V178ZM247 177V178H246ZM254 177H256V179H254ZM262 179H260V178ZM18 178V179H17ZM28 178H30V179H28ZM74 178V179H73ZM111 178V180H109ZM124 178H126L127 179V182L125 181L124 182ZM147 178H148V181H147ZM155 178H156V182H155ZM200 178V179H199ZM203 178V179H202ZM213 178H214V180H213ZM215 178H217V179H215ZM223 178V179H222ZM231 178V179H230ZM241 178V180H239ZM245 178V179H244ZM251 178V179H250ZM253 178V179H252ZM10 179V180H9ZM17 179V181H15ZM21 179V180H20ZM54 179V180H53ZM59 181H58V180ZM65 179H67L66 181H65ZM114 179V180H113ZM154 179V180H153ZM208 180V179H210V180H208V181H205V180ZM248 179V180H247ZM260 179V180H259ZM24 180V181H23ZM70 180V181H69ZM72 180H73V182H72ZM75 180L78 182H76V183H74L75 182ZM79 180H80V182H82L83 183V185H85L84 187L81 185L82 183H80L79 184ZM99 182H98V181ZM106 180V181H105ZM142 181V183H141V181ZM151 180V181H150ZM180 180H182V182L180 181ZM224 180V181H223ZM236 180V181H235ZM253 180V181H252ZM259 180L260 182H257V181ZM7 181H8V183H9V185H7L8 183H7ZM10 181V182H9ZM21 181V182H20ZM23 181V182H22ZM30 181V182H29ZM62 181V182H61ZM64 181V182H63ZM102 183H101V182ZM112 181V182H111ZM114 181H116V182H114ZM150 181V182H149ZM179 181V182H178ZM196 181H198V184H197V182ZM210 181V182H209ZM221 181V182H220ZM227 181H228V183H227ZM239 181V182H238ZM243 181V182H242ZM244 181L246 182V184L244 183ZM254 181H256V182H254ZM4 182V183H3ZM13 182H16V183H13ZM25 182V183H24ZM31 182H33L32 184H31ZM56 182H57V184H56ZM61 182V183H60ZM66 182V183H65ZM68 182H69V185H68ZM70 182H72V183H70ZM98 182V183H97ZM105 182H106V185H105ZM111 182V183H110ZM149 182V183H148ZM155 182V183H154ZM201 182V183H200ZM204 182V183H203ZM208 184H210V185H208ZM214 184H213V183ZM232 182V183H231ZM233 182L235 183L234 185H233ZM238 182V183H237ZM6 183V184H5ZM116 183H119L120 185H122L121 187H120V192L121 193H124L123 195L119 192V190L118 189H115V186H114V184H116ZM123 183V184H122ZM147 183H148V185H147ZM159 183V184H158ZM203 183V184H202ZM206 183V184H205ZM221 183H222V186H221ZM224 183V184H223ZM229 183H231L232 185H230ZM241 183V184H240ZM244 183V184H243ZM248 183H249V185H248ZM258 183H260V184H258ZM262 183V184H261ZM12 184V185H11ZM22 184V185H21ZM27 184V185H26ZM29 184V185H28ZM71 184H72V186L75 184V187L73 186H71ZM77 184V185H76ZM99 184V185H98ZM101 184H103V185H105L106 187L107 186H109V184H110V186H112V187H108V189L106 188V190L105 189H101L102 191H103V193L106 191L107 192V190H108V192H107V194H102V195H99V194H101V190L99 189L100 188V186H101ZM156 184V185H155ZM196 184V185H195ZM243 184V185H242ZM257 184H258V186H257ZM7 187L6 189L4 188L5 186ZM11 185V186H10ZM15 185H17V186H15ZM59 185V186H58ZM63 185V186H62ZM65 185H66V187H68V188H66L65 187ZM68 185V186H67ZM98 185V186H97ZM151 185V186H150ZM155 185V186H154ZM175 185V186H174ZM193 185H194V188H193ZM203 185H205L204 187H203ZM219 185V186H218ZM226 185V186H225ZM239 185H241V186H239ZM251 185V186H250ZM255 185V186H254ZM2 186H3V188H2ZM26 186V187H25ZM28 186V187H27ZM56 186H58V187H56ZM142 186V187H141ZM148 186V187H147ZM173 186V187H172ZM200 186H201V188H200ZM209 186H211V187H209ZM215 186V187H214ZM230 186H231V189H230ZM248 186H249V188H248ZM10 187H13V188H10ZM15 187V188H14ZM23 189H22V188ZM30 187H31V190H29L30 189ZM34 187V188H33ZM61 187V188H60ZM63 187V188H62ZM64 187L66 188V189H64ZM83 187V188H82ZM99 187V188H98ZM128 187V186H127ZM140 187H141V189H140ZM175 187V188H174ZM193 188V190H192V188ZM196 187V188H195ZM208 187V188H207ZM218 189H217V188ZM222 187V188H221ZM229 187V188H228ZM238 187V188H237ZM242 187L244 188V189H242ZM252 187V188H251ZM254 187V188H253ZM256 187H261L262 189H258V188H256ZM8 188H9V190H8ZM28 188V189H27ZM32 188H33V190H32ZM70 188H73L72 190H73V192H75L74 193V195H73V197H72V194H73V192L71 191V189ZM77 190H76V189ZM78 188H80V189H78ZM85 188V190H84V192H83V190H81V189H84ZM113 188V189H112ZM138 188H139V190H138ZM146 188V189H145ZM158 188H160V189H158ZM209 189L208 190V192H205L203 189ZM24 189H26V190H24ZM57 189V190H56ZM68 189V190H67ZM75 189V190H74ZM112 189V190H111ZM130 189V188H129ZM135 189V190H134ZM137 189V190H136ZM151 189V190H150ZM172 189V190H171ZM189 189H191V190H189ZM200 189V191H202V192H198V190ZM202 189V190H201ZM216 189V190H215ZM224 191H223V190ZM247 189V190H246ZM1 190H3V191H1ZM16 192H18V193H16ZM22 190H24V192L22 191ZM55 190H56V192H55ZM59 190V191H58ZM61 190H63L62 192H61ZM70 190V191H69ZM89 190V191H88ZM98 190H99V192H98ZM111 190V191H110ZM153 190V191H152ZM171 190V191H170ZM221 190V191H220ZM231 190H233V191H231ZM257 190H259L258 192H259V194H256V193H258V192H256V193H254L255 191H257ZM30 191H31V193H30ZM34 191V192H33ZM76 191H77V193L79 194H77L76 193ZM81 191H82V193H81ZM115 192V193H113V192ZM152 191V192H151ZM181 191H183V192H185V193H183V192H181ZM210 191V192H209ZM214 191H216V192H214ZM230 191V192H229ZM236 191V192H235ZM238 191V192H237ZM247 193H246V192ZM5 194H3V193ZM12 192V193H11ZM13 192H15V193H13ZM27 194H26V193ZM29 192V193H28ZM36 195V197H35V195L33 194V193ZM52 192L55 194V195H53L52 194ZM58 192H60L59 194H57ZM65 192H67V193H65ZM86 192V193H85ZM91 192V193H90ZM132 192L133 193H135V194H132ZM140 192H141V195H140ZM178 192H180L179 194H180V196H179V194H177ZM211 192H212V194L214 195H212L211 194ZM214 192V193H213ZM224 194H223V193ZM226 192V193H225ZM235 194H234V193ZM8 193H11L12 194V196H10L11 194H9L8 195ZM21 193H22V195H21ZM23 193H24V195H23ZM40 194V196H39V194ZM51 193V194H50ZM61 193H62V195H61ZM85 193V194H84ZM87 193H90L91 194V196H90V198L91 199H89L88 200V197L89 196H86L87 195ZM94 193H96V195L94 194ZM99 193V194H98ZM118 193H119V195H118ZM137 193V194H136ZM139 193V194H138ZM142 193H143V195H142ZM152 195H151V194ZM158 193V194H157ZM172 193V194H171ZM174 193H175V195H174ZM188 193V194H187ZM203 193V194H202ZM206 193H209V194H211L210 195V197H209V194H206ZM218 193V194H217ZM228 193H230L231 194V196H230V194L228 195ZM240 194V196H238L239 194ZM242 193V194H241ZM252 193H254V194H252ZM6 194L8 195L7 197H6ZM13 194H17V195H19V198H20V202H19V199L16 197L17 195H13ZM31 196H30V195ZM85 195V197H84V195ZM93 194V195H92ZM98 194V195H97ZM111 194V195H110ZM114 194V195H113ZM115 194H117V195H115ZM132 194V195H131ZM144 194H145V196H144ZM159 194H163V195H159ZM169 194V195H168ZM205 194V195H204ZM233 194V195H232ZM246 194V195H245ZM27 195H28V197H27ZM34 197H33V196ZM59 195V196H58ZM81 195V196H80ZM106 196L105 197V199H101L102 197L104 198V196ZM109 195V196H108ZM131 195V196H130ZM141 197H140V196ZM192 195H193V197H192ZM203 195V196H202ZM243 195V196H242ZM253 195L255 196L256 195V197H253ZM259 195V196H258ZM262 197H261V196ZM21 196L22 197H24L25 199H23V198H21ZM56 196L57 197H59V198H56ZM64 196V199L63 198H61V197H63ZM70 196H71V200H74V201H69V199H70ZM79 196H80V199H79ZM82 196H83V198H82ZM110 196H114V197H112V199L113 200H111V197ZM122 198H121V197ZM155 196H157V197H155ZM170 196V197H169ZM186 196V197H185ZM207 196V197H206ZM218 196V197H217ZM3 197H4V199H3ZM11 199H10V198ZM43 197V198H42ZM52 197H53V199H52ZM55 197V198H54ZM69 197V198H68ZM87 197V199L85 200L84 198H86ZM92 197H93V199H92ZM110 197V198H109ZM118 197V198H117ZM130 197V198H129ZM134 197H136V198H134ZM143 197V198H142ZM151 197V198H150ZM159 197V198H158ZM179 197V198H178ZM192 197V198H191ZM220 197V198H219ZM225 197V198H224ZM236 197H237V199H236ZM258 197V202H257V199H255V198H257ZM260 197V198H259ZM10 200H9V199ZM18 200H17V199ZM34 198H36V199H34ZM41 198H42V200H41ZM51 198V199H50ZM72 198H75V199H72ZM97 198V199H96ZM117 198V199H116ZM123 198H124V200H123ZM126 198V199H125ZM127 198H128V200H130V201H128L127 200ZM162 198V199H161ZM170 198V199H169ZM178 198V199H177ZM181 198V199H180ZM183 198H184V200H183ZM187 200H186V199ZM211 198V199H210ZM224 198V199H223ZM233 198V199H232ZM242 198V199H241ZM8 199V200H7ZM23 201H22V200ZM41 201H40V200ZM44 199H46V200H44ZM50 199V200H49ZM55 199H57L56 201V203H55ZM68 199V200H67ZM82 199H84V201H82ZM94 199H96L97 201H95ZM100 201H99V200ZM110 199V200H109ZM141 199V200H140ZM143 199V200H142ZM153 199V200H152ZM175 199V200H174ZM177 199V200H176ZM226 199V200H225ZM250 199H252V200H250ZM253 199H255L256 201L254 202V200ZM262 199V200H261ZM3 200H5V201H3ZM34 200V201H33ZM44 200V201H43ZM60 200V201H59ZM62 200H64V201H66L67 203L65 204V202L64 201H62ZM102 200V201H101ZM104 200V201H103ZM107 200H109V203H108V201ZM114 200H116L115 202H114ZM123 200V201H122ZM127 200V201H126ZM132 200H133V202H132ZM139 201V202H135V201ZM149 200V201H148ZM151 200V201H150ZM161 202H160V201ZM164 200V201H163ZM167 202H166V201ZM183 200V201H182ZM208 200V201H207ZM219 200H220V202H222V203H220L219 202ZM222 200V201H221ZM241 200H243L242 202L244 203H242V202H240ZM11 201V202H10ZM38 201H40V202H38ZM44 203H43V202ZM45 201H46V203H45ZM60 202V204H59V202ZM94 201V203H91V202H93ZM106 201V202H105ZM110 201L112 202V203H110ZM122 201V202H121ZM145 201H147L146 203H145ZM176 201V202H175ZM178 201V202H177ZM211 201V202H210ZM251 201H253L254 203H252ZM260 201V202H259ZM263 201V202H262ZM2 202V203H1ZM4 202V203H3ZM8 202V203H7ZM22 202V203H21ZM28 202V201H27ZM26 202V203H27ZM36 202V203H35ZM45 204V206L42 204ZM48 202V203H47ZM52 202V203H51ZM64 203V206H63V203ZM71 202V203H70ZM74 202H78L77 204H79V202L81 203L80 205H76V203H74ZM153 202V203H152ZM156 202V203H155ZM171 202V203H170ZM187 202V203H186ZM207 202V203H206ZM214 202H216V203H214ZM224 202H225V204H226V206H225V204H224ZM232 202V203H231ZM234 202V203H233ZM240 202V203H239ZM37 203H39V204H37ZM41 203V204H40ZM68 203H70V204H68ZM73 203V204H72ZM96 203V204H95ZM97 203H99V204H97ZM102 203H104L103 205H101ZM106 203V204H105ZM120 203V204H119ZM136 203H138V204H136ZM140 203V204H139ZM149 203V204H148ZM163 203V204H162ZM165 203V204H164ZM168 203H170L169 205H168ZM175 203V204H174ZM179 203V204H178ZM187 205H186V204ZM209 203V204H208ZM218 203V204H217ZM227 203H229V204H227ZM235 203H239V204H235ZM246 203V204H245ZM256 203H258L257 205H256ZM30 204V203H29ZM35 204H36V206H35ZM58 204L60 205V206H58ZM68 204V205H67ZM92 204V205H91ZM111 204V205H110ZM113 204H115L114 206H112ZM123 204V205H122ZM132 204V205H131ZM145 206H144V205ZM153 204V205H152ZM159 204V205H158ZM161 204V205H160ZM177 204V205H176ZM235 204V205H234ZM241 204H242V206H241ZM254 206H253V205ZM260 204H262V206L260 205ZM34 205V206H33ZM40 205V206H39ZM42 205V206H41ZM50 205H52V206H50ZM54 205H56V206H54ZM70 206V207H68L69 208V210H67L68 208H67V206ZM96 205V206H95ZM109 205V206H108ZM116 205H118L119 207H117ZM141 205V206H140ZM151 205V206H150ZM157 205H158V208H157ZM179 205V206H178ZM219 205V206H218ZM241 207H240V206ZM248 207H247V206ZM255 205H256V207H255ZM262 207H260V206ZM4 206V207H5ZM47 206L49 207L48 209H46L47 208ZM66 206V207H65ZM84 206V205H83ZM85 206V207H86ZM98 206V207H97ZM101 206V207H100ZM113 208H112V207ZM116 206V207H115ZM121 206V207H120ZM128 206V207H127ZM135 207V208H133V207ZM156 206V207H155ZM166 206L168 207V208H166ZM172 206V207H171ZM183 206V207H182ZM192 206V207H191ZM216 206V207H215ZM224 206V207H223ZM235 207V208H233V207ZM239 206V207H238ZM257 206H259V208L257 207ZM38 207V208H37ZM43 207V208H42ZM60 209H58V208ZM64 207V208H63ZM73 207H75V210L77 209V207H78V214L77 213H74V211L75 210H73L74 208ZM81 207V208H80ZM94 207H96V208H94ZM106 207V208H105ZM141 207V208H140ZM147 207V208H146ZM163 207H164V210H163ZM171 209H170V208ZM179 207H181L180 209H179ZM189 207H190V210H189ZM210 207V208H209ZM243 207V208H242ZM245 207V208H244ZM246 207L248 208V209H246ZM253 207V208H252ZM36 208V209H35ZM40 208V211L38 210ZM52 208V209H51ZM55 208L57 209V210H55ZM100 210H99V209ZM108 208V209H107ZM116 208V209H115ZM118 208V209H117ZM122 208V209H121ZM130 208V209H129ZM134 210H133V209ZM138 208V209H137ZM161 208H162V210H161ZM165 208H166V210H165ZM173 208V209H172ZM185 208V209H184ZM217 208V209H216ZM254 208H257V209H254ZM42 209H43V211H42ZM45 209V210H44ZM51 209V210H50ZM80 209H82V210H80ZM88 209V210H87ZM98 209V210H97ZM107 209V210H106ZM110 209V210H109ZM140 209H142V210H140ZM146 209H148V210H150V211H148V210H146ZM153 209H154V211H153ZM168 209V210H167ZM184 209V210H183ZM205 209V210H204ZM207 209V210H206ZM215 209V210H214ZM244 209H246V210H244ZM252 209V210H251ZM260 209V210H259ZM36 210V211H35ZM48 210V212H49V214L46 212ZM50 210V211H49ZM59 210V211H58ZM65 210V211H64ZM72 212H71V211ZM93 210V211H92ZM98 212H96V211ZM127 210V211H126ZM132 210V211H131ZM138 210V211H137ZM140 210V211H139ZM144 210V211H143ZM152 210V211H151ZM157 210H159L158 212H157ZM193 210V211H192ZM199 210H201V211H199ZM210 210H212V211H210ZM214 210V211H213ZM234 210H235V212H234ZM241 210V211H240ZM243 210V211H242ZM250 210V211H249ZM253 210L256 212H253ZM35 211V212H34ZM54 211V212H53ZM68 211H69V213H68ZM85 211V210H84ZM99 211H102V212H99ZM106 211H107V213H106ZM108 211H109V213H108ZM165 211V212H164ZM172 211V212H171ZM179 211V212H178ZM189 211V212H188ZM192 211V212H191ZM41 212H43V214L41 213ZM47 214H46V213ZM50 212H53V214L51 213V215H50ZM62 212V215L60 214ZM64 212V213H63ZM94 212H96V213H94ZM124 212V213H123ZM127 214H126V213ZM140 212V213H139ZM169 212H170V214H169ZM185 212V213H184ZM201 212H202V214H201ZM207 214H205V213ZM237 212V213H236ZM243 212H244V214H243ZM246 212V213H245ZM251 212H253L252 214H250ZM261 212H262V215H260L261 214ZM36 213V214H35ZM59 215H58V214ZM72 215H71V214ZM81 213V214H80ZM100 213V214H99ZM101 213H102V216H100L101 215ZM135 213V214H134ZM136 213L138 214V215H136ZM144 213V214H143ZM148 213V214H147ZM149 213H151L150 215H149ZM152 213H154V214H152ZM157 213H158V215H157ZM168 213V214H167ZM171 213H173L174 215L176 214L177 215V217L179 218V219H181V218H186V220H187V224H188V226H186V227H182V226H176V224L174 223V217H173V214H172V216H170V218H169V215H171ZM38 214H40V215H38ZM47 216H46V215ZM114 214V215H113ZM125 214V215H124ZM142 214V215H141ZM166 214V215H165ZM239 214V215H238ZM248 214H250V216H248ZM257 214V215H256ZM43 215H45L44 217H43ZM49 215V216H48ZM53 215V216H52ZM87 215V214H86ZM86 215L83 217V220H87V218H86ZM90 215H94V216H90ZM97 217H96V216ZM108 216V218H107V216ZM144 215V216H143ZM155 215H156V217H155ZM163 215H165L164 217H163ZM167 215H168V217H167ZM180 215V216H179ZM235 215V216H234ZM260 215V216H259ZM51 216V217H50ZM57 216H58V218H57ZM105 216V217H104ZM138 216H140V217H138ZM153 216V217H152ZM184 216V217H183ZM234 216V217H233ZM237 216V217H236ZM246 218H245V217ZM38 219V220H36V218ZM40 217H42V218H40ZM46 217H47V219H46ZM55 218V219H53V218ZM62 217V218H61ZM74 217V216H73ZM95 217V218H94ZM114 217V218H113ZM125 217H126V219H125ZM160 217V218H159ZM166 217V218H165ZM173 217V218H172ZM241 219H240V218ZM242 217H244V218H242ZM44 218V219H43ZM52 218V219H51ZM97 218V219H96ZM98 218H100V219H98ZM103 218H106V220L105 219H103ZM120 218V219H119ZM149 218V219H148ZM172 218V219H171ZM262 218V219H261ZM58 219V220H57ZM102 219H103V224L105 223H108V224H106V226L104 225L103 226V224H101L102 223ZM109 219V220H108ZM115 219V220H114ZM140 219V220H139ZM151 219H152V221H151ZM154 219V220H153ZM158 221H157V220ZM160 219L162 220V221H160ZM164 219H168L167 221L166 220H164ZM245 219V220H244ZM248 219V220H247ZM45 220V221H44ZM53 220V221H52ZM60 220V222H58ZM88 220H90V219H88ZM100 220V221H99ZM123 220V221H122ZM125 220H127V221H125ZM173 220V221H172ZM46 221V222H47ZM107 221V222H106ZM118 223H117V222ZM120 221V222H119ZM139 221H140V225L138 224L139 223ZM153 221H154V225H153ZM172 221V222H171ZM220 221V222H219ZM42 222H44L43 224H42ZM91 221H90V223H92ZM100 222V225H102V226H100L98 223ZM110 222V223H109ZM125 222V223H124ZM142 222V223H141ZM158 222V223H157ZM160 222V223H159ZM168 222H170L171 224L170 225H168ZM244 222V223H243ZM96 223V224H95ZM120 223V224H119ZM122 223V224H121ZM144 223H146V224H144ZM148 223V224H147ZM150 223V224H149ZM152 223V224H151ZM173 223V224H172ZM241 223H243V224H241ZM8 224V225H7ZM41 224H42V226H41ZM64 224V225H63ZM124 224V225H123ZM142 224V225H141ZM156 224V225H155ZM157 224H159L158 226H157ZM175 224V225H174ZM217 224H218V226H217ZM4 225H5V227H4ZM10 225H13V226H10ZM122 225V226H121ZM171 225H172V227H171ZM216 225V226H215ZM240 225V226H239ZM243 225V226H242ZM7 226V227H6ZM39 228H38V227ZM46 227V231H45V227ZM50 226V227H49ZM49 230H50V228H51V224H49ZM52 226H53V224H52ZM110 226V227H109ZM126 226V227H125ZM151 226V227H150ZM157 228H156V227ZM161 226V227H160ZM171 227V229H172V232H170L169 230H171L170 229V227ZM173 226H176V227H178L177 228V230H175L176 228L175 227H173ZM12 229H11V228ZM15 229H14V228ZM18 227H20V229L18 228ZM37 229H41V230H36V228ZM42 227V228H41ZM95 227V228H94ZM102 227H104V228H102ZM116 227H118V229H116ZM124 227V228H123ZM136 227V228H135ZM145 227H147L146 229H145ZM154 227V228H153ZM159 227V228H158ZM167 227H169V228H167ZM221 229V230H219L218 231V229ZM221 227V228H220ZM4 228V229H3ZM8 229V230H6V229ZM62 228H63V230H62ZM91 228H92V230H91ZM101 228V229H100ZM108 228V229H107ZM132 228V229H131ZM143 228V229H142ZM150 228H152V229H150ZM175 228V229H174ZM196 229V230H194L195 231V233H193L194 231H193V229ZM239 228V229H238ZM244 228H245V231H244ZM3 229V230H2ZM15 231H14V230ZM17 229H19V230H17ZM32 229V230H31ZM44 230V232H43V230ZM77 229V228H76ZM116 229V232L114 231ZM123 229V230H122ZM126 229V230H125ZM135 229V230H134ZM140 229V230H139ZM159 229V230H158ZM243 229V230H242ZM10 230V231H9ZM12 230V231H11ZM17 230V231H16ZM20 230H23V231H20ZM52 231H53V227H52V229H51ZM62 230V231H61ZM78 230V229H77ZM90 230H91V233H90ZM97 230H98V232H97ZM139 230V231H138ZM144 231V232H142V231ZM153 230V231H152ZM163 230V231H162ZM183 230V232L185 233V240H184V238H182L181 239V241L180 242H178L179 240H177L176 239V235H177V233L175 234V231L177 232H180V231H182ZM198 230V232L197 233H199V234H197L196 233V231ZM4 231V232H3ZM5 231H6V233H5ZM18 231H20V232H18ZM38 233H40L41 235H39V234H37V232ZM67 231V230H66ZM95 231H96V233H95ZM105 232V235L106 236H104V233L103 232ZM119 232V234H118V232ZM124 231L126 232V233H124ZM127 231H128V233H127ZM138 231V232H137ZM151 231H152V233H151ZM170 233H169V232ZM239 231H241V232H239ZM245 232V234H244V232ZM8 232V233H7ZM12 232H14L16 235H17V237L16 236H13V235H15L14 233H12L13 235H11V233ZM18 232V233H17ZM48 232V231H47ZM67 232H69V231H67ZM95 234H94V233ZM101 232H102V234H101ZM115 232V233H114ZM123 232V233H122ZM132 232V233H131ZM142 232V234H140ZM204 234H203V233ZM43 233V234H42ZM48 233H50V232H48ZM107 233V234H106ZM139 233V234H138ZM156 233V234H155ZM166 233V234H165ZM169 233V234H168ZM4 234H7V235H4ZM25 234H24V236H25ZM35 236H34V235ZM57 234V233H56ZM100 234V235H99ZM122 234H124V236L122 235ZM137 234V235H136ZM153 234V235H152ZM158 234V235H157ZM194 234H197V235H194ZM50 235V234H49ZM81 235V234H80ZM79 235V236H80ZM91 235V236H90ZM126 235V236H125ZM141 235V236H140ZM198 235H200V236H198ZM237 235H238V238H237ZM243 235H245V238L243 237ZM2 236V237H1ZM9 236H10V239H9ZM32 236V237H31ZM44 236L46 237V239H44ZM78 236V237H79ZM91 237V239L92 240H95L96 241V243H94L95 241H93L92 242V240L89 238V240L87 239L88 237ZM98 238H97V237ZM139 236H140V238H139ZM239 236H240V239H239ZM247 236V237H246ZM3 237H5V238H3ZM35 237V238H34ZM37 237H39V238H37ZM42 239H41V238ZM66 237V238H65ZM101 237V238H100ZM105 237H106V239H105ZM121 237V238H120ZM124 237H126V239L124 238ZM130 237V238H129ZM135 237H136V240L138 239L139 240V242L140 241H142V242H140V244L138 243V240L136 241L135 240ZM138 237V238H137ZM141 237H142V239H141ZM152 237H153V239H152ZM202 237V238H201ZM204 237H206V238H204ZM241 237H242V241H241ZM17 238H18V240H17ZM20 238V239H19ZM63 238V239H62ZM67 238H68V240H67ZM104 240H103V239ZM108 238H109V240H108ZM111 238V239H110ZM133 240H132V239ZM247 238V239H246ZM4 241H3V240ZM8 239H9V241H8ZM13 240V239H15V240H13L12 242L10 241V240ZM28 239L26 240V241H28ZM48 239V241L51 243V245L50 244H48V243H44L46 240ZM69 239H71V240H69ZM74 239V240H75ZM78 240L80 239V238H77ZM76 239V240H77ZM101 239V240H100ZM118 239V240H117ZM123 239V240H122ZM128 239H130V240H128ZM141 239V240H140ZM203 239V240H202ZM238 239V240H237ZM244 239H246V241L244 240ZM21 240V241H20ZM43 240V241H42ZM66 240V241H65ZM75 240V241H76ZM77 240V241H78ZM86 240H87V242H86ZM107 240V241H106ZM121 240V241H120ZM125 240V241H124ZM127 240V241H126ZM158 240V241H157ZM8 241V242H7ZM16 241H19L18 243L16 242ZM36 241H38V242H36ZM80 241V240H79ZM78 241V242H79ZM89 241V242H88ZM91 241V242H90ZM99 242V245H98V242ZM122 241H124V242H122ZM134 241V242H133ZM160 241V242H159ZM188 241V242H187ZM203 241V242H202ZM206 241V242H205ZM237 241H238V244L240 245H238L237 244ZM7 242V243H6ZM9 242L11 243V246H10V244H9ZM15 242V243H14ZM23 242H25L24 240H23ZM47 242V241H46ZM64 242H68V244L66 245ZM81 241L78 243V244H80V243H82ZM117 244H116V243ZM121 242V243H120ZM127 244H126V243ZM132 242H133V244H132ZM136 242V243H135ZM157 242V243H156ZM177 242V243H176ZM182 242V243H181ZM244 242H246V243H244ZM37 243V244H36ZM40 243H41V245H40ZM43 243H44V245H46V247L43 245ZM72 244V245H70V244ZM94 243V244H93ZM123 243V244H122ZM132 245H131V244ZM155 243V244H154ZM175 243V244H174ZM180 243V244H179ZM191 243V244H190ZM3 244H5L4 246H3ZM7 244V245H6ZM95 244L96 245H98V246H100V244H101V247H98V246H95ZM107 244V245H106ZM117 246H116V245ZM138 244V245H137ZM154 244V245H153ZM0 245V246H1ZM10 247H9V246ZM47 245H49V246H47ZM68 245H70V246H68ZM93 245V246H92ZM103 245H104V247H103ZM125 245V246H124ZM127 245V246H126ZM135 245H137L136 247H135ZM180 246V247H175V248H177V249H175V248H173L174 246ZM248 247H246V246ZM6 246V247H5ZM44 246V248L42 249V247ZM52 246V247H51ZM106 246V247H105ZM113 246H115L116 247V249H115V247H113ZM119 246V247H118ZM124 246V247H123ZM129 246V247H128ZM132 246V247H131ZM142 246V247H141ZM154 246V247H153ZM168 246V247H167ZM173 246V247H172ZM190 246V251H192L191 253H192V259L191 258H183V257H179V256H176V255H173L172 254V252L171 251H169V250H171V248H172V250L173 249H175V250H178V248H179V250L181 249V250H188L187 248ZM8 247V248H7ZM33 247V248H32ZM59 247V248H60ZM72 247V248H71ZM88 247V246H87ZM94 247V248H93ZM113 247V248H112ZM121 247V248H120ZM126 247V248H125ZM156 247V248H155ZM163 247V248H162ZM194 247H195V249H194ZM242 247V248H241ZM246 247V248H245ZM2 248H0V252H2V253H0V254H3L4 256L6 255V254H8V252H9V255L8 256H5V258L6 257H8L7 259H10L11 261L12 260H14V263H15V261H17V260H15V258L14 257H16L17 259L19 258V257H22V251H20V252H16V250L14 249V251L12 250V251H9V250H5V251H3L2 250ZM48 248V249H47ZM69 248V249H68ZM103 248H105V250L103 249ZM121 250H124L125 251V249H127V251H129L128 253L125 251V254L127 255V254H133V255H128V256H125V254H123L122 252L123 251H118L119 249ZM125 248V249H124ZM131 248V249H130ZM133 248V249H132ZM141 250H140V249ZM201 248H202V251H201ZM237 248H238V250H237ZM240 248V249H239ZM21 249V248H20ZM35 249V250H34ZM39 249H42V250H39ZM46 249V250H45ZM72 249V250H71ZM74 249V250H73ZM99 249V250H98ZM112 249V250H111ZM138 251H137V250ZM156 249V250H155ZM200 249V250H199ZM248 249V250H247ZM2 250V251H1ZM11 250V249H10ZM22 250V249H21ZM34 250V251H33ZM115 252H114V251ZM131 250V251H130ZM134 250V251H133ZM199 250V251H198ZM242 250V251H241ZM37 251H39L38 253H37ZM44 253H43V252ZM52 251H50L51 253H54L55 251H57V249L55 248V250L52 252ZM101 251V252H100ZM105 251V252H104ZM108 251V252H107ZM113 251V252H112ZM118 251V252H117ZM238 252V254H237V252ZM245 251H247L248 253H244ZM3 252H5V254L3 253ZM7 252V253H6ZM13 252V253H12ZM14 252H15V255H14ZM49 252V251H48ZM98 252H100V256H99V253ZM102 252H103V254H105V255H103L102 254ZM116 252H117V255L115 256V254H116ZM131 252V253H130ZM140 252V253H139ZM155 252V253H154ZM204 252H205V254H204ZM235 252H236V254H235ZM243 252V253H242ZM12 253V254H11ZM18 253V254H17ZM37 254V256H38V258H37V256H36V254ZM39 253H41V257L39 256ZM90 253H91V256H93V257H90L89 255H90ZM97 253V254H96ZM113 253H115V254H113ZM121 253V254H120ZM138 253V254H137ZM156 253H157V255H156ZM195 253V254H194ZM10 254H11V256H10ZM20 254H21V256H20ZM42 254H43V256H42ZM48 254H50V255H48ZM112 254V255H111ZM121 256H120V255ZM122 254H123V256H122ZM141 254V255H140ZM198 256H197V255ZM199 254H201V255H199ZM3 255H0V257L2 258V256ZM14 255V257H12ZM17 255V256H16ZM19 255V256H18ZM103 257H102V256ZM137 255V256H136ZM194 255V256H193ZM10 256V257H9ZM32 256H34V257H32ZM47 256V257H46ZM77 256V257H76ZM95 256V257H94ZM98 256V257H97ZM132 256V257H131ZM200 256V257H199ZM203 256V257H202ZM240 258H239V257ZM36 257V260L34 259ZM84 257V258H83ZM86 257V258H85ZM103 259H102V258ZM106 257V258H105ZM116 257H118V258H116ZM121 257V258H120ZM123 257V258H122ZM125 257V258H124ZM126 257H128V258H126ZM135 257V258H134ZM199 258L198 260H197V258ZM0 258V263H4V261H5V263L4 264H10V260H8L7 261V259H3V261L1 262V259ZM14 258V259H13ZM83 258V259H82ZM91 258V259H90ZM94 258V259H93ZM101 260H100V259ZM108 258V259H107ZM116 258V259H115ZM202 258V259H201ZM241 258L243 259V260H241ZM38 259H40V260H38ZM87 259V260H86ZM90 259V260H89ZM92 259H93V261H92ZM97 259V260H96ZM107 259V260H106ZM124 259V260H123ZM126 259H127V261H126ZM181 259V260H180ZM191 259V260H190ZM239 260V262H238V260ZM20 260H22V258H19L18 259V261L16 262V263H20V264H22V262H24V261H20ZM85 260V261H84ZM117 260V261H116ZM190 260V261H189ZM193 260V261H192ZM202 260V262H200ZM237 260V261H236ZM37 261V262H36ZM39 261V262H38ZM44 262H45V260H43ZM43 261L41 260V264L43 263ZM59 261V259H57V261H56V263ZM62 261H64V260H60L58 263L59 264H62ZM78 261H80V262H78ZM116 261V262H115ZM120 261H121V263H120ZM61 262V263H60ZM69 262L68 263H63V264H69ZM75 262V263H74ZM89 262H86V264H90ZM94 262H96V263H94ZM125 262V263H124ZM196 262H199V263H196ZM238 262V263H237ZM2 263V264H3ZM15 263V264H16ZM55 263V264H56ZM57 263V264H58ZM23 264H25V263H23Z\"/></svg>", "mask_w": 264, "mask_h": 264}, {"label": "bare ground", "instance_id": "2", "mask_svg": "<svg viewBox=\"0 0 264 264\" xmlns=\"http://www.w3.org/2000/svg\"><path fill=\"white\" fill-rule=\"evenodd\" d=\"M4 1H5V0H4ZM4 1H3V2H4ZM6 1H7V0H6ZM8 1H9V6H8V5H7V6H4V7H5L4 12H1V13H3V14L1 15V17H2V19H3L2 21H3L4 23H3V25L1 24L2 26H0V32H1L3 35H5V34L7 33V34L9 35V38H10V36H11L12 38L16 37V36H14V34H17V32L20 33L19 35H21V34L23 33L21 36H23V35L25 34V35H26L25 38H30V37H32V36L34 35V34H33V33H34L33 31L36 30L37 28L39 29V25H38V24L41 25L42 23H36L37 21L33 20V22H35V23L37 24V25H36L35 23L33 24V23L31 22L32 24H30L29 22H26V20H25V21L22 20L21 17H23L24 14H23L22 12H20V11L17 12L16 9H18V7L20 6L21 9H19V10H21V11H22V10H23V11H26L27 13H29L30 11H32V12L34 13V11H35L34 8H37V7H38V6H37V7H36V6L34 7V4L36 3V4L38 5L39 2H41L40 4L43 5V3H44L45 0H8ZM59 1H60V0H59ZM62 1H64V0H62ZM72 1H74V0H72ZM72 1H71V3H74V2L77 1V0H75L74 2H72ZM97 1H99V0H97ZM101 1L103 2V0H101ZM104 1H105V0H104ZM128 1H129V0H128ZM128 1H127V2H128ZM133 1H134V0H133ZM136 1H137V0H136ZM136 1H135V3H138V4H139V3H142V2H145L144 0H143V1L141 0L142 2H139L140 0H139L138 2H136ZM149 1H150V0H149ZM151 1H153V0H151ZM155 1H156V0H155ZM155 1H154V2H155ZM157 1H158V0H157ZM160 1H164V0H160ZM179 1H180V0H179ZM187 1H188V0H187ZM198 1H200V0H198ZM202 1H203V0H202ZM3 2H2V4H3ZM42 2H43V3H42ZM79 2H80V1H79ZM82 2H83V0H82ZM89 2H90V1H89ZM106 2H107V1H106ZM121 2H122V0H121ZM208 2H209V1H208ZM6 3H7V2H6ZM46 3H47V0L45 1L44 4H46ZM59 3H60V2H59ZM64 3H65V2H64ZM76 3H77V2H76ZM83 3H84V2H83ZM86 3H87V2H86ZM93 3H94V2H93ZM96 3L98 4V2H96ZM99 3H100V2H99ZM123 3H124V2H123ZM123 3H122V4H123ZM128 3H129V2H128ZM132 3H134V2H132ZM146 3H147V2H146ZM161 3H162V2H160V4H161ZM171 3H172V1L170 2V4H171ZM185 3H186V2H185ZM204 3H205V2H201L202 6H203ZM243 3H244V2H243ZM49 4H51L50 1H49ZM78 4H79V3H78ZM78 4H76V6H77ZM102 4H103V3H102ZM143 4H144V3H143ZM149 4H150V3H149ZM156 4H157V3H156ZM167 4H168V2H167ZM170 4H168V5H170ZM183 4H184V3H182V5H183ZM208 4H209V3H208ZM214 4H215V3H214ZM55 5H56V4H55ZM65 5H66V4H65ZM68 5H69V4H68ZM72 5H73V4H72ZM72 5H71V7H72ZM80 5H81V4H80ZM84 5H85V4H84ZM88 5H89V4H88ZM95 5H96V4H95ZM100 5H101V4H100ZM103 5H104V4H103ZM103 5H102V6H103ZM131 5H132V4H131ZM139 5H140V4H139ZM157 5H158V4H157ZM171 5H172V4H171ZM174 5H175V4H173V6H174ZM176 5H177V4H176ZM179 5H180V4H179ZM184 5H185V4H184ZM184 5H183V6H184ZM243 5H244V4H243ZM17 6H18V7H17ZM43 6H44V5H43ZM43 6H41V7H43ZM60 6H61V5H60ZM74 6H75V5H74ZM89 6H90V5H89ZM89 6H88V7H89ZM96 6H97V5H96ZM98 6H99V5H98ZM105 6H106V5H105ZM124 6H125V4H124ZM128 6H130V5H128ZM135 6H138V5L135 4L134 7H135ZM142 6H143V5H140V8H141ZM145 6H147V4H146ZM145 6H143V7H145ZM158 6H159V5H158ZM163 6H164V4H163ZM163 6H161V7H163ZM188 6H189V5H188ZM199 6H201V5H199ZM206 6H207V5H206ZM211 6H212V5H211ZM213 6H215V5H213ZM216 6H217V5H216ZM246 6H247V5H246ZM4 7H3V8H4ZM15 7H17V8H15ZM48 7H49V6H48ZM53 7H54V4H53ZM57 7H58L57 10L59 9V10H61V12H62V7H61V9H60L59 5H58ZM90 7H92V6H90ZM99 7H100V6H99ZM134 7L132 6V8H134ZM138 7H139V6H138ZM167 7H168V6H167ZM175 7H177V6H175ZM219 7H220V6H219ZM243 7H244V6H243ZM3 8H2V9H3ZM49 8H50V7H49ZM73 8H74V7H73ZM78 8H79V7H78ZM82 8H83V4H82ZM93 8H94V6L92 7V9H93ZM105 8H106V7H105ZM107 8H108V5H107ZM127 8H129V7H127ZM156 8H157V7H156ZM169 8H170V7H169ZM173 8H174V7H173ZM182 8H183V7H182ZM189 8H191V7L189 6ZM189 8H188V9H189ZM206 8H207V7H206ZM206 8H205V9H206ZM208 8H209V6H208ZM210 8L213 9L212 7H210ZM246 8H247V7H246ZM246 8H244L243 11H245ZM2 9H1V10H2ZM55 9H56V8H55ZM74 9H75V8H74ZM85 9H86V8H85ZM90 9H91V8H90ZM95 9H96V8H95ZM108 9H109V8H108ZM163 9H164V8H163ZM175 9H176V8H175ZM202 9H203V7H202ZM205 9H204V10H205ZM211 9H210L209 11H211ZM214 9H215V8H214ZM241 9H242V8H241ZM241 9H240V10H241ZM33 10H34V11H33ZM47 10H48V8H47ZM53 10H54V8H53ZM57 10H56V11H57ZM59 10H58V12H59ZM66 10H69V9H66ZM76 10H77V8H76ZM87 10H88V9H86V10H81V11H84V12L86 11V12L88 13L89 10H88V11H87ZM93 10H94V9H93ZM93 10H92V11H93ZM99 10H100V9H99ZM130 10H131V9H130ZM130 10H129V11H130ZM135 10H136V9H135ZM135 10H134V11H135ZM139 10H140V9H139ZM157 10H159V9H157ZM157 10H156V12H157ZM168 10H169V9H168ZM170 10H171V9H170ZM177 10H179V9H177ZM207 10H208V9H207ZM37 11H39V10H37ZM72 11H74V10L72 9ZM77 11H80V10L78 9ZM92 11H90V12H92ZM101 11H102V10H101ZM105 11H106V9H105ZM105 11H104V12H105ZM144 11H145V10H144ZM159 11H160V10H159ZM162 11H163V10H162ZM164 11H165V12H163V13H166V8L164 9ZM172 11H173V10H172ZM175 11H176V10H175ZM180 11H181V10H180ZM182 11H183V10H182ZM190 11H191V10H190ZM192 11H193V10H192ZM202 11H203V10H202ZM213 11H214V10H213ZM238 11H239V10H238ZM248 11H251V9L249 8ZM253 11H255V9H254ZM26 12H25V13H26ZM49 12H50V10H49ZM58 12H57V13H58ZM61 12H59V13H61ZM167 12H168V11H167ZM177 12H178V11H177ZM177 12H176V13H177ZM196 12H197V11H196ZM205 12H206V11H205ZM216 12H217V11H216ZM260 12H262V11L260 10ZM20 13H22V14H20ZM27 13H26V14H27ZM30 13H31V12H30ZM30 13H29V15H30ZM40 13H41V12H40ZM45 13H46V12H45ZM55 13H56V12H55ZM69 13H70V12H69ZM69 13H68V15H69ZM75 13H76V12H75ZM87 13H84V14H85L84 16H86ZM93 13H94V14H97V15L94 16ZM93 13H89V14H88L89 16L87 15L86 17H82L83 15L81 16V13H80V15L78 14L79 16L75 15V16L77 17V19H75V16H74V20H73V19L70 20V21L72 22V25L74 26L73 23H75V22L78 23V21L81 19V20L79 21V22H80V23H79L80 25L78 24V25H79V28H81V30H82V32H81L82 34H81L80 36H82L83 33H85V32H88V33H89V29H91V27H94V26H93V25H94V20L100 22L102 19H104V18L100 19L101 17H100V18L97 17V16H98V13H99L100 16H101V12H99L98 10L93 11ZM131 13H132V12H131ZM131 13H130V14H131ZM139 13H140V12H139ZM159 13H160V12H159ZM173 13H174V12H173ZM178 13H180V12H178ZM183 13H185V12L183 11ZM192 13H193V12H192ZM192 13H191V14H192ZM197 13H198V12H197ZM201 13H202V12H201ZM203 13H204V11H203ZM212 13H213V12H212ZM231 13H232V11H231ZM240 13H241V12H240ZM245 13H246V12H245ZM253 13H254V12H253ZM263 13H264V12H263ZM263 13H262V14H263ZM18 14H19V15H22V16L20 17V16H18ZM37 14H38V13H37ZM82 14H83V13H82ZM108 14H110V13L108 12ZM108 14H107V15H108ZM122 14H123V13H122ZM135 14H136V13H135ZM160 14H161V13H160ZM191 14H190V15H191ZM215 14H216V13H215ZM233 14H234V13H233ZM235 14H236V13H235ZM238 14H239V13H238ZM250 14H251V13H250ZM254 14H255V13H254ZM256 14H257V13H256ZM256 14H255V15H256ZM259 14H260V13H259ZM32 15H33V14H32ZM61 15H62V14H59L60 17H61ZM63 15H64V14H63ZM73 15H74V14H73ZM73 15H71V16H73ZM104 15H105V14H104ZM110 15H111V14H110ZM128 15H129V14H128ZM137 15H138V13H137ZM137 15H136V16H137ZM165 15H166V14H165ZM167 15H168V14H167ZM179 15H180V14H179ZM181 15H182V14H181ZM181 15H180V16L177 15V16L180 18ZM183 15H185V14H183ZM186 15L188 16V14H186ZM197 15H198V14H197ZM210 15H211V14H210ZM228 15H229V14H228ZM239 15H240V14H239ZM239 15H238V16H239ZM247 15H248V13H247ZM263 15H264V14H263ZM26 16H28V15H26ZM26 16H25V17H26ZM36 16H37V15H36ZM65 16H66V15H65ZM125 16H126V15H125ZM134 16H135V15H134ZM161 16H162V15H161ZM169 16H170V15H169ZM169 16H168V17H169ZM173 16H174V15H173ZM236 16H237V15H236ZM238 16H237V17H238ZM240 16H241V15H240ZM243 16H244V15H243ZM252 16H253V15H252ZM258 16H259V15H258ZM1 17H0V20H1ZM30 17H31V16H30ZM33 17H35V15H33ZM63 17H64V16H63ZM94 17L99 18L100 21H99V19H96V18L94 19ZM104 17H105V16H104ZM120 17H122V16H120ZM126 17H127V16H126ZM143 17H144V14H143ZM162 17H163V16H162ZM166 17H167V16H166ZM175 17H176V15H175ZM183 17H184V16H183ZM188 17H189V16H188ZM190 17H191V16H190ZM201 17H202V16H201ZM207 17H208V16H207ZM213 17H214V16H213ZM233 17H234L233 19H235V16H233ZM262 17H263V16H262ZM20 18H21V19H20ZM26 18H27V17H26ZM26 18L23 17V19H26ZM38 18H39V16H38ZM64 18H66L65 20H67L68 17H64ZM123 18H124V17H123ZM136 18H137V17H136ZM139 18H140V17H138V19H139ZM172 18H173V17H172ZM192 18H193V17H192ZM192 18H191V19H192ZM199 18H200V17H199ZM203 18H204V17H203ZM211 18H212V17H211ZM211 18H210V19H211ZM229 18H230V16H229ZM229 18H227V20H230ZM240 18H241V17H240ZM245 18H246V14H245ZM249 18H250V17H249ZM249 18H248L247 20H249ZM260 18H261V16H260ZM32 19H34V18H32ZM46 19H47V18H46ZM62 19H63V18H62ZM68 19H69V18H68ZM119 19H120V18H119ZM126 19H127V18H126ZM128 19H129V18H128ZM128 19H127V20H128ZM133 19H134V18H133ZM163 19H164V18H163ZM175 19H177V17H176ZM182 19L184 20L185 18H182ZM182 19H181V20H182ZM187 19H188V18H187ZM205 19H206V17H205ZM214 19H215V21H216V18H214ZM233 19H232V21H234ZM252 19H253V18H252ZM261 19H262V18H261ZM29 20H31V18H29ZM105 20H106V19H105ZM134 20H135V19H134ZM134 20H133V21H134ZM140 20H141V19H140ZM140 20H138V23H139ZM144 20H145V19H144ZM168 20H169V19H168ZM173 20H174V19H173ZM173 20H172V21H173ZM185 20H186V19H185ZM185 20L183 21L182 24H185V25H186V23H187L188 21L185 22ZM193 20H194V19H193ZM198 20H199V19H198ZM202 20H204V19H202ZM235 20H236V19H235ZM237 20H239V18H238ZM241 20H244L243 17H242ZM241 20H240V21H241ZM254 20H255V16H254ZM256 20H257V19H256ZM256 20L253 21V23L256 22ZM259 20H260V19H259ZM259 20H258V21H259ZM263 20H264V18H263ZM263 20H262V21H263ZM27 21H28V19H27ZM31 21H32V20H31ZM73 21H75V22H73ZM125 21H126V20H125ZM177 21H179V20L177 19ZM194 21H195V20H194ZM199 21H201V20H199ZM212 21H213V20H212ZM212 21H211V23H212ZM232 21H231V22H232ZM260 21H261V20H260ZM262 21L260 22L261 24H258V26H259V25H262ZM0 22H1V21H0ZM44 22H45V21H44ZM58 22H60V21H58ZM58 22H57V23H58ZM67 22H68V21H67ZM71 22H70V23H71ZM129 22H130V21H129ZM129 22H128V23H129ZM135 22H137V21H135ZM141 22H142V21H141ZM141 22H140V23H141ZM163 22H164V21H163ZM170 22H171V21H170ZM181 22H182V21H181ZM184 22H185V23H184ZM205 22H206V21H205ZM205 22H204V23H205ZM224 22H225V21H224ZM236 22H237V21H236ZM246 22H247V21H245V22H243V23L245 24ZM248 22H249V21H248ZM1 23H2V22H1ZM50 23H51V22H50ZM50 23H49V24H50ZM60 23H61V22H60ZM60 23H59V25H62V26H63V24H60ZM63 23H64V22H63ZM70 23H69V24H70ZM77 23H76V24H77ZM113 23H114V22H113ZM113 23H112V24H113ZM118 23H119V22H118ZM130 23H131V22H130ZM133 23H134V22H133ZM140 23H139V24H140ZM165 23H166V21H165ZM165 23H164V25H165ZM175 23H177L176 20H175ZM189 23H190V22H189ZM195 23H196V22H195ZM198 23H199V22H198ZM201 23H202V22H201ZM201 23H200V24H201ZM215 23H216V22H215ZM217 23H218V22H217ZM226 23H227V24H230V22H229V23L226 22ZM253 23H252V24H253ZM47 24H48V23H47ZM53 24H55V22H53ZM65 24H66V23H65ZM99 24L102 25V23H97V22H95V25H99ZM142 24H144V23H142ZM145 24H146V23H145ZM166 24H167V23H166ZM179 24H180V22H179ZM196 24H197V23H196ZM209 24H210V23H209ZM233 24L235 25V23H233ZM240 24H241V26H242V23H240ZM244 24H243V26H244ZM254 24H255V23H254ZM55 25H57V24H55ZM59 25H58V27H59ZM72 25H71V26H72ZM106 25H107V24H106ZM113 25H114V24H113ZM121 25H122V23H121ZM135 25H137V24L135 23ZM175 25H176V24H175ZM175 25L173 24L172 26L175 27ZM188 25H189V24H188ZM190 25H191V23H190ZM193 25H194V24H193ZM213 25H214V24H213ZM217 25H220V24H217ZM225 25H226V24H225ZM225 25H223V26H225ZM245 25H246V24H245ZM42 26H43V25H42ZM44 26H45V25H44ZM50 26H52V25H50ZM65 26H66V25H65ZM67 26H68V25H67ZM99 26H100V25H99ZM102 26H103V25H102ZM109 26H110V25H109ZM118 26H119V25H118ZM125 26H129V25H126V24H125ZM172 26H171V27H172ZM178 26H179V25H178ZM195 26H196V25H195ZM195 26H193V28H194ZM198 26H199V25H198ZM201 26H202V25H201ZM201 26H200V27H201ZM203 26H204V25H203ZM207 26H208V25H207ZM210 26H211V25H210ZM214 26H215V25H214ZM214 26H213V27H214ZM221 26H222V25H221ZM232 26H233V25H232ZM243 26H242V27H243ZM246 26H248V25H246ZM40 27H41V26H40ZM52 27H53V26H52ZM63 27H64V26H63ZM96 27H97V26H96ZM96 27H95V29H96ZM116 27H117V26H116ZM121 27H122V26H121ZM139 27H140V26H139ZM163 27H164V26H163ZM166 27H167V25H166ZM169 27H170V26H169ZM171 27H170V28H171ZM174 27H172V28H174ZM180 27H181V25H180ZM186 27H187V26H186ZM186 27H185V28H186ZM228 27H230V26L228 25ZM228 27H227V28H228ZM242 27H241L240 29H242ZM255 27H257V26H255ZM259 27H260V26H259ZM45 28H46V26H45ZM45 28H44V29L41 28V29H42V33H43V35H44V33L47 32V31H46V32H45V31L43 32V30H47V29H45ZM53 28H55V27H53ZM66 28H67V27H65V29H66ZM75 28H76V27H75ZM97 28H98V27H97ZM102 28H103V27H102ZM104 28H105V27H104ZM110 28H111V27H110ZM110 28H109V29H110ZM127 28H128V27H127ZM141 28H142V27H141ZM147 28H148V27H146V29H147ZM172 28H171V29H172ZM190 28H191V27H190ZM190 28H188V30H190ZM201 28H202V27H201ZM204 28H205V26H204ZM209 28H212V27H209ZM216 28H218V27H216ZM230 28H231V27H230ZM232 28H233V27H232ZM251 28H252V27H251ZM257 28H258V27H257ZM257 28H256V30H257ZM48 29H49V28H48ZM61 29H62V31L64 30V28H61ZM67 29H68V28H67ZM72 29H73V28H72ZM76 29H77V28H76ZM92 29H94V28H92ZM100 29H101V28H100ZM100 29H99V30H100ZM116 29H117V28H116ZM118 29H119V27H118ZM133 29H134V28H133ZM133 29H132V30H133ZM138 29H139V28H138ZM179 29H181V28H179ZM179 29H178V30H179ZM182 29H184V28L182 27ZM197 29H198V28H197ZM197 29H195V30H197ZM205 29H206V28H205ZM233 29H236V27L233 28ZM244 29H246V27H245ZM249 29H250V28H249ZM1 30H4L3 32H4L5 34H4ZM69 30H70V29H69ZM106 30H107V29H106ZM149 30H150V29H149ZM164 30H165V29H164ZM167 30H170V29H167V28H166V31H167ZM174 30H176V28H175ZM185 30H186V29H185ZM193 30H194V29H193ZM195 30H194V31H195ZM212 30H213V29H212ZM219 30H221V29H219ZM228 30H229V29H228ZM242 30H243V29H242ZM251 30H253V29H250V32H252ZM38 31H39V30H38ZM73 31H74V29H73ZM75 31L77 32V30H75ZM79 31H80V30H78V32H79ZM91 31H92V30H90V32H91ZM96 31H97V30H96ZM101 31H102V30H101ZM104 31H105V30H104ZM125 31H126V30H125ZM140 31H141V30H140ZM161 31H162V30H161ZM181 31H182V30H181ZM186 31H187V30H186ZM191 31H192V29H191ZM213 31H215V29H214ZM222 31H223V30H222ZM222 31H221V32H222ZM224 31H227V30H224ZM234 31H238V32H240L241 30H240V31H239V30H234ZM243 31H244V30H243ZM259 31H260V30H259ZM48 32H49V31H48ZM48 32H47V33H48ZM52 32H53V31H52ZM52 32H51V33H52ZM59 32H60V30H59ZM70 32H72V31H70ZM93 32H94V30H93ZM97 32H98V31H97ZM97 32H96V33H97ZM111 32H114V30H112V31L110 30V33H111ZM115 32H116V31H115ZM127 32H128V31H127ZM135 32H136V31H135ZM135 32H134V33H135ZM138 32H139V31H138ZM164 32H165V31H164ZM168 32H169V31H168ZM179 32H180V31H179ZM183 32H184V31H183ZM196 32H197V31H196ZM201 32H202V31H201ZM207 32H208V31H207ZM230 32H231V33H230ZM230 32L227 33V34L229 35V34H232V33H233L232 31H230ZM39 33H41V32H39ZM42 33H41V35H42ZM47 33H46V34H47ZM51 33H49L50 36H51ZM60 33H61V32H60ZM79 33H80V32H79ZM108 33H109V32H108ZM121 33H122V31H121ZM130 33H131V32H130ZM159 33H160V32H159ZM165 33H166V32H165ZM187 33H188V32H187ZM191 33H192V32H191ZM194 33H195V32H194ZM197 33H200V32L198 31ZM210 33H211V32H210ZM234 33H236V32H234ZM234 33H233V34H234ZM240 33H241V32H240ZM252 33H255V30H254V32H252ZM252 33H251V34H252ZM37 34H38V33H37ZM56 34H57V32H56ZM56 34H55V35H56ZM65 34H66V33H65ZM73 34H74V32H73ZM75 34H76V33H75ZM92 34H93V33H92ZM98 34H100V33H98ZM103 34H104V33H103ZM106 34H107V33H106ZM106 34H105V35H106ZM128 34H129V33H128ZM138 34H139V33H138ZM144 34H145V33H144ZM147 34H148V33H147ZM153 34H154V33H153ZM172 34H174V33H172ZM175 34H176V35H174V36H176L175 38L178 39L177 35H178L179 33H178V34L175 33ZM181 34H182V32L180 33V35H181ZM183 34L185 35L186 33H183ZM188 34H190V33H188ZM202 34H203V32L201 33V35H202ZM207 34H208V33H207ZM218 34H219V33H218ZM220 34L224 37L225 34H226V32H224V33H220ZM227 34H226V35H227ZM259 34H260V33H259ZM3 35H2V36H3ZM35 35H36V34H35ZM43 35H42V36H43ZM68 35H69V34H68ZM76 35H77V34H76ZM78 35H79V34H78ZM101 35H102V34H101ZM101 35H100V36H101ZM107 35H108V34H107ZM112 35H113V34H112ZM112 35H111V36H112ZM129 35H130V34H129ZM140 35H141V34H140ZM151 35H152V34H151ZM157 35H159V34H157ZM157 35H156V36H157ZM161 35H162V34H161ZM165 35H166V34H165ZM203 35L207 36L206 34H203ZM211 35H212V34H211ZM211 35H210V36H211ZM214 35H215V34H214ZM228 35H227V36H228ZM234 35H235V34H234ZM237 35H238V34H237ZM242 35H243V34H242ZM253 35H254V34H253ZM253 35H252V36H253ZM0 36H1V35H0ZM2 36H1V37H2ZM17 36H18V34H17ZM42 36H41V37H42ZM57 36H60V35L58 34V35H56V37H57ZM69 36H70V35H69ZM84 36H85V35H84ZM86 36H87V35H86ZM92 36H93V35H92ZM97 36H98V35H97ZM97 36H96V38H98ZM108 36H110V35H108ZM115 36H116V38H117V35H115ZM118 36H121V35H118ZM133 36H134V35H133ZM147 36H148V35H147ZM149 36H150V35H149ZM154 36H155V35H154ZM154 36H153V37H154ZM162 36H164V35H162ZM162 36H161V37H162ZM166 36H167V35H166ZM169 36H170V35H169ZM187 36H188V35H187ZM193 36H194V35H193ZM193 36H192V37H193ZM198 36H199V35H198ZM216 36H217V34H216ZM222 36H221V37H222ZM227 36H225L224 38H226ZM229 36H230V37H229ZM229 36H228V37L231 38V35H229ZM252 36L250 35V37H252ZM263 36H264V35H263ZM4 37H5V39H7L6 36H4ZM7 37H8V36H7ZM36 37H37V36H36ZM88 37H89V36H88ZM112 37H113V36H112ZM122 37H124V36H122ZM140 37H141V36H140ZM172 37H173V36H172ZM181 37H184V36H181ZM217 37H218V36H217ZM217 37H216V39H217ZM221 37H220V38H221ZM223 37H222V39H223ZM259 37H260V36H259ZM2 38H3V37H2ZM23 38H24V37H23ZM23 38H22V40H23ZM46 38H47V36H46ZM54 38H55V36H54ZM69 38H70V37H69ZM107 38H108V37H107ZM109 38H110V37H109ZM113 38H114V37H113ZM120 38H121V37H120ZM127 38H128V37H127ZM132 38H134V37H132ZM132 38H131V39H132ZM166 38H168V37H166ZM169 38H170V37H169ZM173 38H174V37H173ZM175 38H174V39H175ZM179 38H180V37H179ZM193 38H196V36H194ZM201 38H202V37H201ZM203 38H204V37H203ZM205 38H207V37H205ZM209 38L211 39V37H209ZM220 38L217 39V40H220ZM245 38H246V37H245ZM248 38H249V37H248ZM252 38L255 39V37H252ZM17 39H19V36H18ZM17 39H16V40H17ZM42 39L46 40V39H45V36H44V38L42 37ZM42 39H40V40H42ZM51 39H52V38H51ZM55 39H56V38H55ZM57 39H58V38H57ZM59 39H60V38H59ZM59 39H58V40H59ZM79 39H80V38H79ZM81 39H82V38H81ZM114 39H115V38H114ZM136 39H137V38H136ZM138 39H139V38H138ZM155 39H156V38H155ZM159 39H160V38H159ZM171 39H172V38H171ZM171 39H170V40H171ZM182 39H183V38H182ZM186 39H187V38H186ZM186 39H185V40H186ZM196 39H197V38H196ZM212 39H213V38H212ZM222 39L220 40L221 43H222V41H225V39H223V40H222ZM232 39H233V38H232ZM237 39H238V38H237ZM246 39H247V38H246ZM246 39H244V40H246ZM257 39H258V37H257ZM263 39H264V38H263ZM0 40H1V39H0ZM20 40H21V39H20ZM25 40L29 41L30 45H32L31 42H32L33 40H30V39H25ZM36 40H37V39H36ZM60 40H63V38L61 37ZM60 40H59V42H60ZM73 40H74V39H73ZM83 40H84V39H83ZM92 40H93V39H92ZM94 40H95V39H94ZM96 40H97V39H96ZM105 40H106V43H107V42H108L107 39H105ZM122 40H123V39H122ZM126 40H127V39H126ZM139 40H140V39H139ZM142 40H144V39H142ZM145 40H147V38H146ZM185 40H184V41H185ZM189 40H190V39H189ZM191 40H192V38H191ZM200 40H201V39H200ZM226 40H227V42H228V40H231V39H228V38H227ZM235 40H236V39H235ZM241 40H242V39H241ZM244 40H243L242 42H245ZM258 40H259V39H258ZM260 40H261V39H260ZM4 41H5V40H4ZM8 41H9V40H8ZM8 41H7V43H4V44H6L7 47H8V45H9ZM11 41H14V39L11 40ZM11 41H9V42H11ZM50 41H51V40H50ZM54 41H55V40L53 39L52 43H53ZM68 41H69V40H68ZM75 41H76V40H74L73 42H75ZM114 41H115V40H114ZM132 41H134V40H131V42H132ZM135 41H136V40H135ZM135 41L132 42V43H135ZM137 41H138V40H137ZM159 41H160V40H159ZM166 41H167V40H166ZM168 41H169V40H168ZM175 41L177 42V40H175ZM181 41H182V40H181ZM194 41H195V40H194ZM197 41H198V40H197ZM202 41H203V40H202ZM209 41H210V40H209ZM211 41H212V40H211ZM236 41H237V40H236ZM254 41H257V40H254ZM254 41H253V42H254ZM263 41H264V40H263ZM1 42H3V41H1ZM14 42H15V41H14ZM18 42H22V41H18ZM18 42H17V43H18ZM37 42H39V41H37ZM37 42H36V43H37ZM44 42H45V44H46V41H44ZM62 42H64V40L61 41V43H62ZM73 42H72V43H73ZM78 42H79V41H78ZM89 42H90V41H89ZM100 42H101V41H100ZM100 42H99V43H100ZM141 42H142V41H141ZM141 42H140V43H141ZM145 42H146V41H145ZM182 42H183V41H182ZM190 42H192V41H190ZM204 42H205V41H204ZM218 42H219V41H218ZM227 42H226V46H227L231 41L228 42V43H227ZM251 42H252V40H251ZM11 43H13V42H11ZM11 43H10V45H11ZM29 43L24 41V44H26V45H28ZM49 43H50V42H49ZM55 43H56V42H55ZM64 43H65V42H64ZM85 43H86V42H85ZM116 43H117V41H116ZM122 43H123V42H122ZM129 43H130V42H129ZM147 43H149V42H146V44H147ZM151 43H152V41H151ZM151 43H149V45H150ZM157 43H158V42H157ZM163 43H164V42H163ZM163 43H160V45H161V44L163 45ZM192 43L195 44L194 42H192ZM201 43H202V42H201ZM208 43H209V42H208ZM212 43H213V42H212ZM224 43H225V42H224ZM235 43H236V42H235ZM247 43H250V41L247 42ZM262 43H263V42H262ZM262 43H259V45H260V44L262 45ZM15 44H16V43H15ZM18 44L21 45V43H18ZM24 44H22L23 47H25ZM45 44L42 42V45L45 46ZM57 44H59V43H57ZM66 44H67V47H68V46H69L68 43H66ZM75 44H76V43H75ZM75 44H74V45H75ZM107 44H108V43H107ZM125 44H126V43H125ZM127 44H128V43H127ZM130 44H131V43H130ZM138 44H139V43H138ZM166 44H167V43H166ZM170 44H171V43H170ZM175 44H176V43H175ZM175 44H174V45H175ZM183 44H184V43H183ZM193 44H192V45H193ZM254 44H255V43H254ZM257 44H258V42H257ZM263 44H264V43H263ZM0 45H2V44H0ZM13 45H14V44H12V47H13ZM16 45H17V44H16ZM36 45H37V44H36ZM59 45L61 46V44H59ZM63 45H64V44H62V47H64ZM79 45H80V43H79ZM79 45H77V46H79ZM95 45H96V44H95ZM118 45H119V44H118ZM136 45H137V44H136ZM136 45H135V47H136ZM142 45H143V44H142ZM142 45H141V46H142ZM147 45H148V44H147ZM147 45H146V46H147ZM171 45H172V44H171ZM177 45H178V42H177ZM186 45H187V46H188V45L190 46L191 44H186ZM192 45H191V46H192ZM202 45H203V44H202ZM220 45H223V44H220ZM229 45H230V44H229ZM229 45H228V46H229ZM232 45H233V43H232ZM242 45H243V44H242ZM251 45H252V44H251ZM39 46H40V45H39ZM39 46H38V47H39ZM50 46H51V45H50ZM52 46H54V45H52ZM60 46H58V47H60ZM80 46L82 47V45H80ZM83 46H84V45H83ZM90 46H91V45H90ZM106 46H109V45H106ZM121 46H122V45H121ZM144 46H145V45H144ZM144 46H143V49H144ZM150 46H151V45H150ZM153 46H154V45H153ZM163 46H164V45H163ZM179 46H180V45H179ZM182 46H183V45H182ZM196 46H197V44H196ZM196 46H194V49H195ZM198 46H199V45H198ZM206 46H207V45H206ZM2 47H4V46H1L0 48L2 49ZM16 47H19V46H18V45L15 46V48H14L15 51H16L17 49H20V48H16ZM28 47L30 48V46H28ZM28 47H27V48H28ZM32 47H33V46H32ZM32 47H31V48H32ZM40 47H41V46H40ZM40 47H39V48H40ZM48 47H49V46H48ZM69 47H72V46H69ZM81 47H79V48H81ZM91 47H92V46H91ZM91 47H90V48H91ZM95 47H97V46H95ZM101 47H102V46H101ZM112 47H113V46H112ZM123 47H125V46H123ZM130 47H131V45H130ZM130 47H128V48H130ZM147 47H148V46H147ZM159 47H160V46H159ZM165 47H166V46H165ZM170 47H171V46H170ZM173 47H174V46H173ZM176 47H177V46H176ZM202 47H203V48H201V49L206 48L204 45H203ZM219 47L221 48L222 46H219ZM233 47H234V45H233ZM250 47H251V46H250ZM259 47H260V46H259ZM21 48H22V47H21ZM27 48H25V50H26ZM34 48H35V47H34ZM54 48H55V47H54ZM60 48H61V47H60ZM79 48H78V50H79ZM97 48H98V47H97ZM99 48H100V47H99ZM102 48H103V47H102ZM106 48H107V47H106ZM109 48H111V47L109 46ZM113 48H114V47H113ZM115 48H116V47H115ZM125 48H127V47H125ZM133 48H134V47H133ZM140 48H141V47H140ZM149 48H150V47H149ZM171 48H172V47H171ZM181 48H182V47H181ZM183 48L186 49V47H183ZM190 48H191V47H190ZM190 48H189V51H190ZM215 48H216V47H215ZM222 48L224 49V45H223ZM226 48H227V50H228V48L230 49V46H229V47H226ZM226 48H225V49H226ZM235 48H236V47H235ZM243 48H244V47H243ZM262 48H263V47H262ZM262 48H261V49H262ZM3 49H5V48H3ZM9 49H10V48H9ZM11 49H13V48H11ZM14 49H13V51H14ZM42 49H43V48H42ZM42 49H41V50H42ZM49 49H50V48H49ZM69 49L72 50L71 48H69ZM69 49H68V48L66 49V50H67L66 52H67V53L69 52L68 55H70V53H71ZM73 49H74V48H73ZM111 49H112V48H111ZM119 49H120V48H119ZM123 49H124V48H123ZM137 49H139V48H137ZM163 49H164V48H163ZM163 49H162V50H163ZM165 49H167V48H165ZM174 49H175V48H174ZM177 49H179V48H177ZM185 49H183V50H185ZM192 49H193V48H192ZM194 49H193V50H194ZM207 49L209 50V48H207ZM251 49H252V48H251ZM257 49H258V48H257ZM257 49H256V50H257ZM23 50H24V49H23ZM27 50H28V49H27ZM30 50H31V49H30ZM30 50H29V51H30ZM37 50H38V49H37ZM39 50H40V49H39ZM43 50H44V49H43ZM54 50H55V49H54ZM56 50H58V49H56ZM63 50H64V49H63ZM68 50H69V51H68ZM91 50H92V49H91ZM96 50H97V49H96ZM100 50H101V48H100ZM103 50H104V48H103ZM103 50H102L101 52H103ZM127 50H128V49H127ZM127 50H126V51H127ZM129 50H130V49H129ZM129 50H128V51H129ZM135 50H136V49H135ZM141 50H142V49H141ZM148 50H149V49L147 48L146 51H148ZM150 50H151V49H150ZM150 50H149V51H150ZM158 50H159V49H158ZM179 50H180V49H179ZM193 50H191V51H193ZM213 50H214V49H213ZM218 50H219V49H218ZM221 50H222V49H221ZM237 50H238V49H237ZM21 51H22V50H21ZM21 51H19L21 55H23V54L25 55V54L27 53V52L23 51L24 53L22 54ZM29 51H28V52H29ZM32 51H33V50H32ZM32 51H31V52H32ZM46 51H47V50H46ZM46 51H44V53H45ZM59 51H60V49H59ZM75 51H77V48H75V50L72 51V52H75ZM86 51H87V49H86ZM88 51H89V49H88ZM110 51H113V50H109V53H110ZM115 51H116V50H115ZM120 51H122V50L120 49ZM128 51H127V53H128ZM138 51H139V50H138ZM146 51H145V52H146ZM166 51H167V50H166ZM166 51H165V53H166ZM176 51H178V50H176ZM180 51H182V50H180ZM185 51H187V50H185ZM201 51H202V50H201ZM201 51H200V52H201ZM204 51H205V50H204ZM209 51H210V50H209ZM224 51H225V50H224ZM228 51H230V50H228ZM228 51H227V52H228ZM241 51H242V50H241ZM244 51H245V50H244ZM248 51H250V53H252L251 50H248ZM257 51H258V50H257ZM260 51H261V50H260ZM260 51H258L257 53H259ZM34 52H36V51H34ZM34 52H33V53H34ZM37 52H39V51H37ZM55 52H56V51H55ZM63 52H65V51H63ZM66 52H65V53H66ZM83 52H84V50H82L81 55H83ZM90 52H91V51H90ZM101 52H100V53H101ZM124 52H125V51H124ZM124 52H123V53H124ZM136 52H137V51H136ZM145 52L143 51V52H141V53H144V54H145ZM161 52H162V51H161ZM161 52H160V53H161ZM168 52H169V51H167V57H168V59H169V60H168V62H169V61H171V60H170L171 56L168 54ZM172 52H173V51H172ZM195 52H196V51H195ZM221 52H222V51H221ZM233 52H234V51H233ZM237 52H238V51H237ZM242 52H243V51H242ZM14 53H15V52H14ZM40 53H41V52H40ZM47 53H48V52H46L45 55H44V54H43V55H44L45 57H48ZM50 53H52V49H51V52H50ZM50 53H49V54H50ZM61 53H62V52H61ZM65 53H64V54H65ZM67 53H66V54H67ZM75 53H76V52H75ZM77 53H78V51H77ZM88 53H89V52H88ZM88 53H87V54H88ZM92 53H93V51H92ZM97 53H99V52H97ZM106 53H108V51H107ZM111 53H112V52H111ZM113 53H115V52H113ZM133 53H134V51H133ZM157 53H158V52H157ZM162 53H163V52H162ZM169 53H170V52H169ZM187 53H188V52H187ZM192 53H194V52H192ZM192 53H190V54H192ZM213 53H214V52H213ZM216 53H217V52H216ZM219 53H220V52H219ZM225 53H226V52H225ZM225 53H224V54H225ZM245 53H246V52H245ZM255 53H256V52H255ZM263 53H264V52H263ZM1 54H2V55H1ZM4 54H5V53H4ZM15 54H17V53H15ZM15 54H14V58H13L12 61H11V62H13L14 65H13V64H10V63H11V62H10V63H8V64H9L10 66H12V68H11V67H10L11 69H9V67H7L8 69L6 68L7 70H10V71H11V72L8 71L9 73H12V74H11V77H9V73H8V72H7L6 77L8 78V80L11 78V80H13V81H11V82H12V83L14 82V83H13L14 86L20 88V87H22L21 84H22V85L25 84V85L27 86V83H25V82H27V81L23 80V79H26V78H24V77L26 76V74H25V76L23 75V74H24L23 71H24L25 69H23V70L21 69V67H23V66H22V63H23V61H24V57L21 56V55L19 56V53H18L17 55H18L19 57L17 56L18 58H16V55H15ZM29 54H30V52H29ZM29 54L27 53V54H26V57H27V55H29ZM52 54H53V53H52ZM58 54L60 55L59 52H58ZM58 54H57V55H58ZM71 54H72V53H71ZM104 54H105V53H104ZM104 54H103V55H104ZM121 54H122V53H121ZM128 54H129V53H128ZM144 54H143V55L141 54V55L144 56ZM146 54H147V53H146ZM150 54H151V53H150ZM152 54H153V53H152ZM163 54H164V53H163ZM170 54H173V53H170ZM177 54H178V52H177ZM177 54H176V55H177ZM179 54H180V53H179ZM179 54H178V55H179ZM181 54H182V53H181ZM183 54H184V52H183ZM185 54H186V53H185ZM208 54H209V53H208ZM220 54H221V53H220ZM231 54H233V53H231ZM252 54H253V53H252ZM260 54H261V53H260ZM260 54H259V56H260ZM9 55H10V57H11L13 54L9 53L8 56H9ZM32 55H33V54H32ZM40 55L42 56V54H40ZM46 55H47V56H46ZM54 55H55V53H54ZM54 55H53V56H54ZM57 55H55V56L57 57ZM106 55H107V54H106ZM106 55H105V56H106ZM110 55H112V54H110ZM116 55H118V54H116ZM156 55H157V54H156ZM161 55H162V54H161ZM201 55H202V54H201ZM206 55H207V54H206ZM216 55H218V54H216ZM227 55H228V54H227ZM233 55H235V54H233ZM238 55H239V52H238ZM253 55H254V54H253ZM253 55H252V56H253ZM262 55H264V54H261V56H262ZM2 56H3V53H0V57H1L0 59H3V60H0V64H2L3 61H4L5 59H6L7 61H8V59H9V57H8V59L6 58L7 55H5L6 57L3 56L4 58H2ZM34 56H35V53H34L33 57H34ZM50 56H51V55H50ZM53 56H52V57H53ZM65 56H66V55H65ZM70 56H72V55H70ZM70 56H68V57H70ZM84 56H85V55H84ZM87 56H88V55H87ZM105 56H103L102 58H104ZM113 56H114V55H113ZM133 56H134V55H133ZM147 56H148V55H147ZM152 56H154V55H152ZM172 56H173V55H172ZM182 56H183V55H182ZM185 56H186V55H185ZM188 56H190V55H188ZM191 56H192V55H191ZM197 56H198V55H197ZM199 56H200V55H199ZM208 56H209V55H208ZM211 56L214 57V55H211ZM211 56H210V57H211ZM239 56L242 57V56H245V55H243V53H242V55H239ZM12 57H13V56H12ZM12 57H11V58H12ZM28 57H30V56H28ZM28 57H27V59H28ZM31 57H32V56H31ZM33 57H32V58H33ZM35 57H36V56H35ZM38 57H39V56H38ZM68 57H66V58H64V59H66L67 61H68L69 59H71V58L67 59ZM78 57H79V56H78ZM89 57H90V56H89ZM91 57H92V56H91ZM96 57H98V56H96ZM108 57H109V56H108ZM124 57H125V56H124ZM124 57H123V58H124ZM150 57H151V56H150ZM162 57H163V56H162ZM162 57H161V59H162ZM169 57H170V58H169ZM174 57H175V56H174ZM186 57H187V56H186ZM194 57H195V56H194ZM202 57H204V56H202ZM206 57H207V56H206ZM210 57H209V58H210ZM224 57H225V56H224ZM227 57H228V56H227ZM227 57H226V58H227ZM231 57H232V56H231ZM237 57H238V56L236 55V58H237ZM241 57H240V58H241ZM245 57H246V56H245ZM256 57H257V56H256ZM11 58H10V59H11ZM42 58H43V56H42ZM50 58H51V57H50ZM57 58H59V57H57ZM60 58H61V56H60ZM60 58H59V59H60ZM62 58H63V56H62ZM74 58H75V56H74ZM83 58H84V57H83ZM85 58H86V57H85ZM112 58H113V57H112ZM112 58H111V59H112ZM126 58H127V57H126ZM145 58H146V55H145ZM159 58H160V57H159ZM159 58H158V59H159ZM180 58H182V57H179V61H180ZM183 58H184V57H183ZM183 58H182L181 60L184 62V59H183ZM192 58H193V56H192ZM209 58H208V59H209ZM232 58H235V57H232ZM251 58H252V57H251ZM258 58H259V57H258ZM260 58H262V57H260ZM263 58H264V57H263ZM27 59H25V60H27ZM33 59H34V58H33ZM40 59H41V58H40ZM46 59H47V58H46ZM51 59H52V58H51ZM59 59H57V60H59ZM75 59H76V58H75ZM77 59H78V58H77ZM81 59H82V56H81V58H79V60L81 61ZM90 59H91V58H90ZM94 59H95V58H94ZM97 59H98V58H97ZM120 59H122V58H120ZM120 59H119V60H120ZM138 59H139V58H138ZM140 59H141V58H140ZM147 59H148V58H147ZM152 59H153V58H151V60H152ZM158 59H157V60H158ZM174 59H176V58H174ZM186 59H187V58H186ZM188 59H190V57H189ZM195 59H196V58H195ZM195 59H194V60H195ZM197 59H199V57H197ZM210 59H211V58H210ZM218 59H220V57H219V58L217 57V60H218ZM221 59H222V58H221ZM221 59H220V60H221ZM228 59H229V58H228ZM248 59H249V58H248ZM6 60H5V61H6ZM31 60H32V59H31ZM31 60H30V61H31ZM35 60H36V59H35ZM35 60H34V61H35ZM53 60H54V59H53ZM73 60H74V59H73ZM86 60H87V58H86ZM106 60H108V59H106ZM132 60H133V58H132ZM132 60H131V61H132ZM142 60H143V59H142ZM159 60H160V59H159ZM162 60H163V59H162ZM165 60H166V59H165ZM172 60H173V59H172ZM194 60H193V61H194ZM202 60H203V59H202ZM205 60H206V59H205ZM217 60H216V61H217ZM224 60H225V59H224ZM238 60H239V58H238ZM243 60H245V59L242 58L241 61H243ZM255 60H256V58H255ZM258 60H259V59H258ZM261 60H262V59H261ZM261 60H260V61H261ZM1 61H2V63H1ZM9 61H10V60H9ZM27 61H28V60H27ZM43 61H44V60H43ZM45 61H46V60H45ZM50 61H51V60H50ZM55 61H56V60H55ZM63 61H64V60H63ZM82 61H83V60H82ZM87 61H88V60H87ZM87 61H86V62H87ZM96 61H97V60H96ZM111 61H113V60H111ZM117 61H118V60H117ZM117 61H114V63L117 62ZM120 61H121V60H120ZM125 61H126V60H125ZM176 61H177V60H176ZM200 61H201V57H200ZM218 61H219V60H218ZM233 61H234V60H233ZM236 61H237V60H235V63H236ZM247 61H248V60H247ZM51 62H52V61H51ZM53 62H54V61H53ZM56 62H57V61H56ZM61 62H62V60H61ZM73 62H76V61H73ZM89 62H90V61H89ZM92 62L94 63L95 61L93 60ZM99 62H100V61H99ZM105 62H106V61H105ZM108 62H109V60H108ZM108 62H107V63H108ZM118 62H119V61H118ZM127 62H128V61H127ZM134 62H136V61H134ZM138 62H139V61H138ZM142 62H143V61H142ZM151 62H152V61H151ZM155 62H156V61H155ZM155 62H154V64H155ZM160 62H161V63L156 62V63H159L160 65H159V64H155V65H156V66L159 65V67H158L159 70H157L158 68H156V70L159 71V72H158L159 75H158V74H157V75H158V78H161V79H162V77L165 75L164 73L168 72V70L171 69V68H170V67H171V62H170V67H169V64H168L166 61H163V62L160 61ZM165 62H166V63H165ZM173 62H174V60H173ZM186 62H187V61H186ZM186 62H185V63H186ZM188 62H189V61H188ZM196 62H197V60H196ZM203 62H204V61H203ZM208 62H209V61H208ZM210 62H211V60H210ZM243 62H246V61H243ZM257 62H258V61H257ZM24 63H25V62H24ZM32 63H33V60H32V62H31V64H32ZM34 63H35V62H34ZM38 63H39V62H38ZM38 63H37V65L39 66ZM46 63H47V62H46ZM64 63H65V62H64ZM64 63H60V64H62V66H64V65H63ZM66 63H67V62H66ZM71 63H72V62H71ZM77 63H78V61H77ZM77 63H76V64H77ZM90 63H91V62H90ZM100 63H101V62H100ZM107 63H106V64H107ZM111 63H112V62H111ZM111 63H110V64H111ZM130 63H131V62H130ZM140 63H141V61H140ZM180 63H181V61H180ZM190 63H191V62H190ZM193 63H194V62H193ZM205 63H207V62H205ZM221 63H222V62H221ZM223 63H224V62H223ZM235 63H234V64H235ZM241 63H242V62H241ZM241 63H240V64H241ZM260 63H262V61H261ZM260 63H259V64H260ZM5 64H7V63L5 62ZM8 64H7V65H8ZM20 64H21V66H20ZM47 64H48V63H47ZM51 64H52V63H51ZM69 64H70V63H69ZM69 64H68V65H69ZM83 64H84V62H83ZM95 64L98 65L97 63H95ZM116 64H117V63H116ZM124 64H126V63H124ZM124 64H123V65H124ZM132 64H133V63H132ZM138 64H139V63H138ZM178 64H179V63H178ZM178 64H177V65H178ZM187 64H188V63H187ZM187 64H186V65H187ZM198 64H199V63H198ZM213 64H214V63H213ZM215 64H216V63H215ZM224 64H225V63H224ZM227 64L230 65L229 62H228ZM240 64H239V65H240ZM252 64H254V63H252ZM257 64H258V63H257ZM2 65H4V63H3ZM2 65H0V68H2V70L7 71V70L5 69L6 66L4 65V67H3ZM9 65H8V66H9ZM26 65H27V64H26ZM35 65H36V64H35ZM40 65H41V64H40ZM53 65H54V63H53ZM58 65H59V63H58ZM87 65H88V64H86V66H87ZM93 65H94V64H93ZM111 65H113V64H111ZM118 65H119V64H118ZM123 65H122V66H123ZM140 65H141V64H140ZM146 65H147V64H146ZM146 65H145V66H146ZM149 65H150V64H148V66H149ZM151 65H152V64H151ZM188 65H189V64H188ZM194 65H195V64H194ZM203 65H205V64H203ZM206 65H207V64H206ZM208 65H209V64H208ZM239 65H238V66H239ZM242 65H244V64L242 63ZM247 65H250V64H247ZM255 65H256V64H255ZM262 65H264V64H262ZM38 66H37V67H38ZM71 66H72V65H71ZM77 66H78V65H77ZM88 66H89V65H88ZM100 66H101V65H100ZM100 66H99V67H100ZM105 66H106V65H105ZM114 66L116 67V65H114ZM114 66H113V67H114ZM126 66H127V65H126ZM142 66H143V65H142ZM142 66H141V67H142ZM161 66H162V67H161ZM182 66H183V65H182ZM209 66H210V65H209ZM209 66H207V67H209ZM214 66H215V65H214ZM225 66H226V65H225ZM227 66H228V65H227ZM235 66H236V65H235ZM244 66H245V65H244ZM256 66H257V65H256ZM256 66H255V67H256ZM37 67H36V68H37ZM49 67H50V66H48V68H49ZM52 67H53V66H52ZM52 67H50V68H52ZM60 67H61V66H59L58 68H60ZM92 67H93V66H92ZM96 67H97V66H96ZM99 67H98V68H99ZM109 67H110V66H109ZM113 67H112V68H113ZM118 67H119V66H118ZM120 67H121V66H120ZM152 67H153V66H152ZM174 67H175V66H174ZM174 67H173V68H174ZM176 67H177V66H176ZM184 67H185V64H184ZM186 67H187V66H186ZM186 67H185V68H186ZM191 67H192V66H191ZM207 67H206V68H207ZM215 67H216V66H215ZM215 67H213L212 69H214ZM221 67H222V66H221ZM221 67H220V68H221ZM233 67H234V66H233ZM248 67H249V66H248ZM252 67H253V66L251 65L250 68H252ZM23 68H24V67H23ZM28 68H30V67L28 66ZM31 68H32V67H31ZM34 68H35V66H34ZM38 68H40V67H38ZM46 68H47V67H46ZM54 68H55V67H54ZM77 68H78V67H77ZM80 68H82V67L80 66ZM83 68H84L83 70L85 71L87 68L89 69L90 67H85V66H84ZM85 68H86V69H85ZM98 68H97V69H98ZM103 68H104V65H103V67H102L101 69H103ZM107 68H108V67H106V70H107ZM112 68H111V69H112ZM129 68H130V67H129ZM136 68H137V67H136ZM142 68H143V67H142ZM150 68H151V67H150ZM180 68H181V67H180ZM180 68H179V66H178L177 69H180ZM189 68H190V67H189ZM194 68H195V67H194ZM222 68H223V67H222ZM222 68H221L220 70H222ZM224 68H225V67H224ZM226 68H227V67H226ZM226 68H225V71H226ZM239 68H240V67H239ZM244 68H245V67H244ZM52 69H53V68H52ZM78 69H79V68H78ZM88 69H87V70H88ZM101 69H99V71H101L100 75H102V74L106 75L105 73H102V72H104L105 69H104L103 71H102ZM111 69H110V70H111ZM114 69H116V68H114ZM114 69H113V70H114ZM122 69H124V68H122ZM125 69H127V68H125ZM133 69H134V68H133ZM133 69H132V70H133ZM148 69H149V67H148ZM151 69H152V68H151ZM186 69H187V68H186ZM192 69H193V68H192ZM210 69H211V68H210ZM245 69H246V68H245ZM254 69H255V68H254ZM256 69H257V68H256ZM260 69H261V68H260ZM263 69H264V68H263ZM263 69H262V70H263ZM30 70H31V69H30ZM32 70H33V69H32ZM32 70H31V71H32ZM41 70H43V71L46 73L47 70H50V69H47V70H46V69H41ZM64 70H65V69H64ZM64 70H63V71H64ZM80 70H81V69H80ZM89 70H90V69H89ZM92 70H93V69H92ZM119 70H120V68H119ZM136 70H138V69H136ZM142 70H143V69H142ZM142 70H141V73H142ZM152 70H153V69H152ZM154 70H155V66H154ZM154 70H153V71H154ZM173 70H174V69H172V71H173ZM182 70L185 71V69H182ZM182 70H180V71H182ZM207 70H208V69H207ZM207 70H206V71H207ZM220 70H219V71H220ZM229 70H231L230 67H229ZM232 70H233V69H232ZM234 70H236V69L234 68ZM234 70H233V71H234ZM248 70H249V69H248ZM248 70H247V71H248ZM5 71L3 72V71H1V69H0V79H1V81L3 82V83L0 82V84L2 83L1 85H3L5 81H6L5 84H6L7 82L10 81V80H9V81H8V80H5L4 78L1 77L2 73H6ZM50 71H51V70H50ZM55 71H57V68H56ZM63 71H62V72H63ZM66 71H67V70H66ZM66 71H65V72H66ZM77 71H78V70H77ZM81 71H82V70H81ZM81 71H80V72H81ZM90 71H91V70H90ZM111 71H112V70H111ZM116 71H118V70H116ZM128 71H129V70H127V72H128ZM149 71L151 72L152 76H153V74L155 75V74L157 73V72H155V73L153 72V73H152V71H151L150 69H149ZM172 71H171V72H172ZM174 71H175V70H174ZM174 71H173V72H174ZM191 71H194V70H191ZM216 71H217V70H216ZM225 71H224V72H225ZM233 71H232V72H233ZM236 71H237V70H236ZM241 71H242V70H241ZM250 71H251V69H250ZM250 71H248V73H249ZM256 71H258V69H257ZM1 72H2V73H1ZM24 72H25V71H24ZM32 72H33V71H32ZM38 72H39V71H38ZM40 72H41V71H40ZM70 72H71V71H70ZM88 72H89V71H88ZM88 72H87V73H88ZM96 72H98V71H96ZM106 72L109 73V69H108ZM112 72H113V71H112ZM112 72H111V73H112ZM120 72H123V71L121 70ZM120 72L118 71V73H120ZM129 72H130V71H129ZM136 72H137V71H136ZM139 72H140V71H139ZM220 72H221V71H220ZM237 72H238V71H237ZM239 72H240V71H239ZM243 72H244V71H243ZM245 72H246V71H245ZM260 72H262V71H260ZM25 73H26V72H25ZM30 73H31V72H30ZM42 73H43V72H42ZM51 73H52V72H51ZM66 73H67V72H66ZM91 73H92V72H91ZM123 73H124V72H123ZM125 73H126V72H125ZM144 73L146 74V72H144ZM168 73H169V72H168ZM168 73H167V74H168ZM189 73H191V72H189ZM209 73H210V70H209ZM216 73H218V72H216ZM216 73H215V75L217 76ZM31 74H32V73H31ZM35 74H36V73H35ZM43 74H44V73H43ZM52 74H53V73H52ZM77 74H78V73H77ZM82 74H83V73H82ZM84 74H85V73H84ZM95 74H97L96 77H94V78L92 77V79L96 80L95 78H97V77H98V78H97L96 81H94V80H92V81H94V89L99 91V88H100L101 86L104 88V86L106 85V83H104V84H105L104 86L102 85L103 83L101 84V82H103V80L101 79V77H103L104 75H103V76H100L98 73H95ZM109 74H110V73H109ZM112 74H114V73H112ZM133 74H135V73H133ZM171 74H172V73H171ZM174 74H177V73H174ZM178 74L181 75L180 73H178ZM178 74H177V76H178ZM183 74H184V73H183ZM186 74H187V73H186ZM186 74H185V76H187ZM207 74H208V73H207ZM211 74H212V70H211ZM213 74H214V71H213ZM218 74H219V73H218ZM222 74H223V73H222ZM222 74H221V75H222ZM249 74H250V73H249ZM252 74H254V73H252ZM255 74H258V73H255ZM4 75H5V74H4ZM29 75H30V74H29ZM40 75H41V74H40ZM40 75H39V76H40ZM48 75L50 76V74H48ZM54 75H55V77H56V74H54ZM57 75L60 76L59 74H57ZM64 75H65V74H64ZM73 75H74V73H73ZM79 75H80V74H79ZM91 75H92V74H91ZM93 75H94V74H93ZM98 75H99L100 77H99ZM119 75H120V74H119ZM223 75H224V74H223ZM223 75H222V76H223ZM234 75H235V74H234ZM234 75H233V77H234ZM236 75H237V74H236ZM242 75H243V74H242ZM242 75H240V76H242ZM244 75H245V74H244ZM250 75H251V74H250ZM23 76H24V77H23ZM42 76H43V75H42ZM45 76H46V75H45ZM49 76H48V77H49ZM69 76H70V74H69ZM76 76H78V75H76ZM76 76H75V77H76ZM80 76H81V75H80ZM85 76L87 77V75H85ZM113 76H114V75H113ZM115 76H116V75H115ZM125 76H126V75H123V76L121 75L122 79H123V77L125 78ZM138 76L140 77V74H139ZM142 76H143V75H142ZM146 76H147V75H146ZM155 76H156V75H155ZM169 76H170V75H169ZM171 76H172V75H171ZM183 76H184V75H183ZM194 76H195V75L193 74V78H192V79H194ZM205 76H206V74H205ZM208 76H209V75H208ZM208 76H206V77H208ZM210 76H211V75H210ZM224 76H225V75H224ZM229 76H231V75H229ZM247 76H248V75H247ZM252 76H253V75H252ZM255 76H257V75H255ZM255 76H253V77H255ZM6 77H5V78H6ZM50 77H51V76H50ZM55 77H54V78H55ZM127 77H128V76H127ZM129 77H130V74H129ZM139 77H138V78H139ZM164 77H166V75H165ZM167 77H168V76H167ZM175 77H176V76H175ZM175 77H174V78H175ZM180 77H181V76H180ZM180 77H179L178 79H181ZM195 77H196V76H195ZM214 77H215V76H214ZM217 77H218V76H217ZM249 77H250V76H249ZM261 77H262V76H261ZM7 78H6V79H7ZM37 78H38V77H37ZM37 78H36V79H37ZM60 78H61V77H60ZM62 78H63V77H62ZM66 78H67V77H66ZM76 78H77V77H76ZM82 78H83V76H82ZM82 78H81V80H82ZM88 78H89V77H88ZM109 78H110V76H109ZM109 78L107 77L106 80H108ZM113 78H115V77H112V78H110L108 81H105V82H107V83L109 84V81L112 80ZM117 78H118V77H116L115 80H116ZM153 78H154V79H155V78L157 79V76H156V77H153ZM170 78H171V77H170ZM172 78H173V77H172ZM172 78H171V80H172ZM208 78H209V77H208ZM221 78H222V77H221ZM221 78H220V79H221ZM225 78H226V77H225ZM229 78H230V77H229ZM231 78H232V76H231ZM242 78H243V77H242ZM34 79H35V77H34ZM47 79H49V78H47ZM47 79H46V80H47ZM70 79H72L71 76H70ZM74 79H75V78H74ZM78 79H79V78H77V80H78ZM90 79H91V78H90ZM104 79H105V78H104ZM127 79H128V78H127ZM147 79H149V78H147ZM150 79H151V78H150ZM156 79H155V80H156ZM161 79H159V81H160ZM166 79H167V78H166ZM186 79H188V78H186ZM192 79H191V80H192ZM195 79H196V78H195ZM206 79H207V78H206ZM206 79H205V80H206ZM209 79H210V78H209ZM214 79H215V78H214ZM248 79H249V78H248ZM261 79H263V78H261ZM3 80H4V81H3ZM30 80H31V79H30ZM38 80H39V79H38ZM40 80L46 81L45 79H42V77H41ZM40 80H39V81H40ZM54 80H55V79H54ZM58 80H59V79H58ZM68 80H69V79H68ZM68 80H67V79H66V80L64 79V82L66 83V81H68ZM83 80H85V79L83 78ZM101 80H102V81H101ZM130 80H132V78H131ZM133 80H134V79H133ZM151 80H152V79H151ZM169 80H170V79H169ZM171 80H170V82H171ZM174 80H175V79H174ZM181 80H182V79H181ZM205 80H203V81H205ZM207 80H208V79H207ZM207 80H206V82H207ZM217 80H218V79H217ZM223 80L225 81V79H223ZM227 80H228V78H227ZM230 80H232V79H230ZM233 80H235V79H233ZM246 80H247V79H246ZM253 80H254V79H253ZM24 81H25V82H24ZM39 81H38V82H39ZM55 81H56V80H55ZM70 81H71V80H70ZM72 81H73V83H74V80H73V79H72ZM89 81H90V80H89ZM113 81H114V80H113ZM126 81H127V80H126ZM137 81H140V80H137ZM142 81H143V80H142ZM149 81H150V80H149ZM182 81H183V80H182ZM182 81H181V82H182ZM186 81H187V80H186ZM186 81H185V82H186ZM195 81H196V80H195ZM210 81H213V79L210 80ZM237 81H238V79H237ZM239 81H240V80H239ZM243 81H244V80H242V82H243ZM249 81H251V80H249ZM260 81H261V80H260ZM16 82H18V83L16 84ZM28 82H29V81H28ZM30 82H31V81H30ZM30 82H29V83H30ZM53 82H54V81H53ZM62 82H63V80H62ZM64 82H63V83H64ZM111 82H112V81H111ZM111 82H110V84H111ZM175 82H176V81H175ZM175 82H174V83H175ZM187 82H188L189 84H194V82H193V83H191L190 81H187ZM215 82H216V81H215ZM218 82H219V81H218ZM225 82H226V81H225ZM229 82H230V81H229ZM234 82L237 83L236 81H234ZM12 83H9L10 86L7 85V84H6V85L4 84V85H5V86H8V88H9V87L11 88V86L13 85ZM19 83H20V86H18ZM51 83H52V81H51ZM56 83H57V81H56ZM56 83H54V84L56 85ZM60 83H61V82H60ZM60 83H59V84H60ZM67 83H69V81H68ZM89 83H90V82H89ZM91 83H92V82H91ZM116 83H117V82H116ZM125 83H126V82H125ZM125 83H124V85H127V84L131 83V81H130L129 83H127V84H125ZM132 83H133V82H132ZM132 83H131V84H132ZM147 83H148V82H147ZM163 83H164V82H163ZM166 83H167V82H166ZM172 83H173V80H172ZM174 83H173V84H174ZM196 83H197V81H196ZM204 83H205V82H204ZM207 83H209V81H208ZM207 83H206V84H207ZM216 83H217V82H216ZM252 83H253V82H252ZM11 84H12V85H11ZM15 84H16V85H15ZM34 84H35V83H34ZM44 84H45V83H44ZM44 84H43V85H44ZM80 84H81V82H80ZM95 84H96V85H95ZM100 84H101V85H100ZM114 84H115V83H114ZM120 84H121V83H120ZM122 84H123V83H122ZM131 84H130V85H131ZM134 84H136V83H134ZM134 84H133V85H134ZM138 84H139V83H138ZM153 84H155V83H152V85H153ZM156 84H157V83H156ZM156 84H155V85H156ZM159 84H160V83H158V85H159ZM168 84H169V82H168ZM175 84H177V82H176ZM180 84H182V83H180ZM180 84H178V85H180ZM183 84H184V83H183ZM186 84H187V83H186ZM206 84H205V85H206ZM210 84H211V83H210ZM210 84H209V85H210ZM212 84H214V81H213ZM221 84H222V80H221ZM221 84H220V86H221ZM224 84H226V83H224ZM229 84H230V83H229ZM240 84H241V83H240ZM246 84H247V83H246ZM248 84H249V83H248ZM248 84H247V85H248ZM254 84H255V83H254ZM257 84H258V81H257ZM1 85H0V89H1L2 87H4V85H3L2 87H1ZM31 85H33V84H31ZM41 85H42V83H41ZM46 85H47V84H46ZM49 85H50V84H49ZM57 85H58V83H57ZM64 85H65V84H64ZM70 85H71V84H70ZM81 85H83V84H81ZM130 85H129V86H130ZM143 85H144V84H143ZM163 85H164V84H163ZM163 85H162V86H163ZM170 85H171V84H170ZM178 85H177V86H178ZM184 85H185V84H184ZM194 85L196 86L197 84H194ZM207 85H208V84H207ZM207 85H206V86H207ZM209 85H208V86H209ZM217 85H218V84H217ZM226 85H227V84H226ZM236 85H237V84H236ZM243 85H245V84H243ZM47 86H48V85H47ZM51 86H52V85H51ZM62 86H63V85H62ZM71 86H72V85H71ZM75 86H76V85H75ZM79 86H80V85H79ZM79 86H78V87H79ZM83 86H84V85H83ZM83 86H82V87H83ZM112 86H113V85H112ZM122 86H123V85H122ZM122 86L120 85L119 87L121 88ZM131 86H132V85H131ZM148 86H149V85H148ZM159 86H160V85H159ZM166 86L168 87L169 85H166ZM166 86H165V87H166ZM181 86H182V85H181ZM190 86H191V85H190ZM206 86H205V88H207ZM215 86H216V85H215ZM229 86H230V85H229ZM229 86H228V87H229ZM253 86H254V85H253ZM253 86H252V87H253ZM256 86H257V85H256ZM29 87H30V86H29ZM29 87L27 86V88H29ZM33 87H34V86H33ZM37 87H38V86H37ZM42 87H43V86H42ZM42 87H40V88H42ZM56 87H57V86H56ZM56 87H55V88H56ZM60 87H61V86H60ZM65 87H66V86H65ZM68 87H70V86H68ZM68 87H67V90H69ZM72 87H73V86H72ZM80 87H81V86H80ZM109 87L112 88L110 85H109ZM115 87H116V86H115ZM132 87H133V86H132ZM146 87H147V86H146ZM146 87H145V88H146ZM152 87H153V89H154L155 86H152ZM156 87H157V86H156ZM163 87H164V86H163ZM163 87H161L162 90H163ZM201 87H202V86H201ZM210 87H214V85H213V86L210 85ZM217 87H218V86H217ZM221 87H222V86H221ZM234 87H236L235 90H237V86L234 85ZM242 87H243V86H242ZM244 87H246V86H244ZM244 87H243V88H244ZM4 88L6 89L7 87H4ZM4 88H3V89H4ZM8 88H7V93H11V92H8ZM24 88H25V86H24ZM31 88H32V87H31ZM40 88H39V89L37 88V89L40 90ZM45 88H47V87H45ZM55 88H54L53 90H55ZM75 88H76V87H75ZM83 88H84V87H83ZM120 88H119V90H120ZM124 88H125V87H124ZM148 88H149V87H148ZM170 88H171V87H170ZM177 88H178V87H177ZM177 88H176V89H177ZM181 88H182V87H181ZM191 88H192V87H191ZM199 88H200V87H199ZM225 88H226V87H224L223 90H224ZM230 88H233L232 85L230 86ZM239 88H241V87H239ZM248 88H250V87H248ZM254 88H255V86H254ZM256 88H257V87H256ZM260 88H261V87H260ZM260 88H258V89H260ZM3 89H2L1 91H4ZM12 89H13V88H12ZM37 89H36V90H37ZM60 89H61V88H60ZM76 89H78V88H76ZM101 89H102V88H101ZM104 89H106V88H104ZM113 89H114V91L116 90L115 88H113ZM125 89H126V88H125ZM135 89H136V87H135ZM135 89H134V90H135ZM139 89H140V88H139ZM139 89H138V90H139ZM150 89H151V88H150ZM156 89H157V88H156ZM164 89H165V88H164ZM168 89H169V87H168ZM173 89H174V87H173ZM176 89H174V90H176ZM179 89H180V88H179ZM183 89H184V88H183ZM186 89H187V87H186ZM207 89H208V88H207ZM207 89H205V90L207 91ZM211 89H212V88H211ZM214 89H215V88H214ZM226 89L228 90V88H226ZM250 89H252V88H250ZM14 90H15V88H14ZM16 90L18 91V89H16ZM46 90H47V89H46ZM62 90H63V89H62ZM73 90H74V89H73ZM78 90H79V89H78ZM83 90H84V89H83ZM83 90H82V91H83ZM89 90H90V89H88V91H89ZM107 90H109V89H107ZM119 90H118V91H119ZM132 90H133V89H132ZM132 90H131V91H132ZM170 90H171V89H170ZM170 90H168V92H169ZM174 90H173V91H174ZM184 90H185V89H184ZM184 90H183V92H184ZM187 90H189V89H187ZM191 90H192V89H191ZM191 90H190V91H191ZM197 90H198V89H197ZM197 90H194V91H197ZM199 90H201V89H199ZM199 90H198V91H199ZM217 90H218V88H217ZM227 90H226V91H227ZM246 90L248 91V89H246ZM253 90H254V89H253ZM1 91H0V92H1ZM5 91H6V90H5ZM5 91H4V92H5ZM9 91H10V90H9ZM11 91H13V90H11ZM20 91H21V90H20ZM22 91L24 92L23 89H22ZM49 91L51 92V90H49ZM49 91H48V92H49ZM69 91H71V90H69ZM98 91H97V92H98ZM101 91H102V90H101ZM104 91H105V90H104ZM109 91H111V90H109ZM109 91H108V92H109ZM116 91H117V90H116ZM121 91H122V90H121ZM142 91H143V90H142ZM154 91H156V90H154ZM166 91H167V88H166ZM166 91H165V92H166ZM173 91H171V92H172V93H175V92H173ZM190 91H189V93H190ZM202 91H203V90H202ZM206 91H205V92H206ZM208 91H209V90H208ZM230 91H231V89H230ZM233 91H234V90H233ZM242 91H243V90H242ZM249 91H250V90H249ZM257 91H258V90H257ZM4 92H2V93H4ZM25 92H26V93H24V94L21 93V96H22V97H23L25 94H26V95H25V96L23 97V99H22V100H24V101L22 102V100H21L20 102H21V103H24V106H28V105H29V104L27 105V103H28V102H27V101H28V98H27L26 96L28 95V97H31L30 95H32V93H31L32 90L30 91V90L28 89V90H26ZM27 92H28V93H27ZM40 92H41V91H40ZM40 92H39V93H40ZM42 92H43V91H42ZM44 92H45V91H44ZM50 92L47 93V95H49ZM55 92H56V90H55ZM58 92H59V91H58ZM61 92H62V91H61ZM79 92H80V91H79ZM84 92H85V91H84ZM95 92H96V91H95ZM97 92H96V93H97ZM106 92H107V91H106ZM108 92H107V93H108ZM111 92H112V91H111ZM149 92H150V91H149ZM168 92H167V94H168ZM210 92H212V91L210 90ZM210 92H208V94H209ZM214 92H216V91H214ZM214 92H213V93H214ZM221 92H222V90H221ZM245 92H246V91H245ZM261 92H263V91H261ZM13 93H14V92H13ZM13 93H11V94H13ZM33 93H34V92H33ZM63 93H64V92H63ZM68 93H69V92H68ZM77 93H78V92H77ZM85 93H87V92H85ZM100 93H103V92H100ZM107 93H106V94H107ZM121 93H122V92H121ZM124 93H125V92H124ZM132 93H133V92H132ZM139 93H140V90H139ZM139 93H138V94H139ZM143 93L145 94L144 91H143ZM147 93H148V89H147ZM147 93H146V94H147ZM153 93H154V92H153ZM157 93H158V92H157ZM159 93H160V92H159ZM180 93H181V92H180ZM189 93H187V94L189 95ZM192 93H193V92H192ZM192 93H191V94H192ZM213 93H212V94H213ZM217 93H218V92H217ZM217 93H216V95H217ZM230 93H231V92H230ZM230 93H229V94H230ZM236 93H237V92H236ZM238 93H239V92H238ZM252 93H253V92H252ZM252 93H251V94H252ZM263 93H264V92H263ZM15 94H17V93H15ZM18 94H19V93H18ZM22 94H23V95H22ZM53 94H54V93H53ZM65 94H66V93H65ZM82 94H84V93H82ZM97 94H99V93H97ZM97 94H96V96H98ZM113 94H115V95L117 96V94H119V92H117V94H116V93H113ZM125 94H126V93H125ZM125 94H124V95H125ZM127 94H128V92H127ZM130 94H131V93H130ZM136 94H137V92H136ZM138 94H137V95H138ZM141 94H142V93H141ZM162 94H163V93H162ZM167 94H166V95H167ZM169 94H170V93H169ZM185 94H186V93H185ZM185 94H184V95H185ZM201 94H203V93L201 92L200 95H201ZM204 94H205V93H204ZM208 94H206V95H208ZM218 94H219V93H218ZM223 94H224V93H223ZM226 94H228V93H226ZM239 94H240V93H239ZM244 94H247V93H244ZM248 94H249V93H248ZM251 94H250V95H251ZM2 95H3V94H2ZM2 95H1V96H2ZM6 95H9V94H6V92H5V94L3 95L4 97L2 96V98H5ZM39 95H40V94H39ZM45 95H46V94H45ZM47 95H46V96H47ZM51 95H52V93H51ZM63 95H64V94H63ZM70 95H72V94H70ZM78 95H79V94H78ZM78 95H77V97H78ZM84 95H85V94H84ZM87 95H89V93H88ZM102 95H103V94H102ZM107 95H108V94H107ZM121 95H122V94H121ZM121 95H120V98H119V99H121ZM133 95H135V93H134ZM142 95H143V94H142ZM179 95H180V94H179ZM182 95H183V94H181V96H182ZM195 95H196V94H195ZM195 95H194V96H195ZM206 95H205V96H206ZM216 95H215V93H214L213 96H211V97L213 98V97L216 96ZM224 95H225V94H224ZM232 95H233V94H232ZM237 95H238V94H237ZM241 95H242V93H241ZM253 95H254V94H253ZM253 95H252V96H253ZM16 96H17V95H16ZM16 96H15V97H16ZM32 96H33V95H32ZM35 96H36V95H35ZM35 96H34V97H35ZM52 96H53V95H52ZM60 96H61V95H60ZM64 96H65V95H64ZM64 96H62V97H64ZM72 96H73V95H72ZM85 96H86V95H85ZM89 96H90V95H89ZM89 96H88V98H89ZM93 96L96 97L95 95H93ZM108 96H109V95H108ZM108 96H107V97H108ZM122 96H123V95H122ZM129 96H130V95H129ZM157 96H158V95H157ZM159 96H160V95H159ZM171 96H172V95H171ZM173 96H175V94H174ZM201 96H202V95H201ZM203 96H204V95H203ZM220 96H221V94H220ZM228 96H230V95H228ZM255 96H256V95H255ZM261 96L264 97V94L261 95ZM261 96H260V97H261ZM10 97H11V95H10ZM15 97H14V98H15ZM19 97H20V96H19ZM99 97H100V94H99V96L97 97V99H98ZM101 97H102V96H101ZM109 97H110V96H109ZM111 97H112V96H111ZM111 97H110V98H111ZM114 97H115V96H114ZM123 97H124V96H123ZM137 97H139V96H137ZM140 97H142V96H140ZM140 97H139V98H140ZM165 97H166V96H165ZM167 97H168V95H167ZM178 97H179V96H178ZM187 97H188V96H187ZM230 97H231V96H230ZM234 97H235V96H234ZM241 97H243V96H241ZM248 97H249V95H248ZM250 97H251V96H250ZM260 97H259V98H260ZM6 98H7V97H6ZM8 98H9V97H8ZM20 98H21V97H20ZM20 98H19V99H20ZM45 98H46V97H45ZM60 98H61V97H60ZM64 98H67V97L65 96ZM81 98H82V95H81ZM91 98H93V97H91ZM91 98H90V99H91ZM129 98H130V97H129ZM132 98H134V97H132ZM135 98H136V96H135ZM157 98H159V97H157ZM162 98H163V97H162ZM169 98H170V97H169ZM173 98H174V97H173ZM175 98H176V97H175ZM185 98H186V97H185ZM188 98H189V97H188ZM188 98H187V99H188ZM190 98H191V97H190ZM193 98H194V97H193ZM203 98H205V97H203ZM203 98H202V99H201V98H200V99L198 98V99H199V101H200V100L202 101ZM218 98H219V97H218ZM228 98H229V97H228ZM235 98H237V97H235ZM244 98H246V97H244ZM256 98H257V97H255V100H256ZM11 99H13V98H11ZM19 99H18V100H19ZM26 99H27V101H26ZM33 99H34V98H33ZM46 99L48 100V103H50V102H49L50 100L48 99V97H47ZM46 99H45V100H46ZM53 99H54V97H53ZM58 99H59V98H58ZM67 99H68V98H67ZM77 99H78V98H77ZM103 99H104V98H103ZM112 99H116V98H112ZM117 99H118V98H117ZM119 99H118V100H119ZM122 99H123V98H122ZM143 99H144V96H143ZM146 99H147V98H146ZM149 99H150V98H149ZM151 99H152V98H151ZM151 99H150V100H151ZM153 99H155V98H153ZM159 99H160V98H159ZM164 99H165V98H164ZM164 99H163L162 101H165V100H166V102H167V98H166L165 100H164ZM177 99H179V98H177ZM206 99H208V98L206 97ZM215 99L217 100V98H215ZM220 99H221V98H220ZM229 99H230L229 102H230V105H231V103H232V102H231V98H229ZM253 99H254V98H253ZM4 100H5V99H4ZM9 100H10V98H9ZM18 100H17V102H18ZM31 100H32V97H31ZM64 100H65V99H64ZM82 100H84V99L82 98ZM82 100H81V101H82ZM87 100H88V99H87ZM92 100H93V99H92ZM92 100H91V102H92ZM95 100H96V99H94L93 102H94ZM123 100H124V99H123ZM130 100H131V99H130ZM130 100H129V101H130ZM141 100H142V99H141ZM175 100H176V99H175ZM180 100H181V99H179V101H180ZM189 100H190V99H189ZM192 100H193V99H192ZM192 100H191V101H192ZM194 100H195V98H194ZM204 100H205V99H204ZM225 100H226V102H227V99H225ZM261 100H262V97H261ZM7 101H8V100H7ZM12 101H13V100H12ZM15 101H16V100H15ZM32 101L37 103V100H36V101L32 100ZM52 101H53V100H52ZM54 101H55V100H54ZM59 101H60V100H59ZM61 101H62V100H61ZM65 101H66V100H65ZM74 101L76 102V100H74ZM84 101H85V100H84ZM96 101H97V100H96ZM100 101H101V98H100ZM115 101H116V100H115ZM124 101H125V100H124ZM144 101H147V102H148V100L140 101V99H139V104L141 105L140 102H142V104H143ZM156 101H158V100H156ZM159 101H160V100H159ZM185 101H186V100H185ZM197 101H198V100H197ZM199 101H198V102H199ZM206 101H208V100H206ZM209 101H210V100H209ZM214 101H215V100H214ZM232 101H233V100H232ZM240 101H242V100H240ZM243 101H245V100H243ZM247 101H248V100H247ZM249 101H250V99H249ZM263 101H264V100H263ZM263 101H262V102H263ZM1 102H2V101H1ZM17 102H13V103H17ZM42 102H43V101H42ZM66 102H67V101H66ZM70 102H72V101L67 102V103H69L68 105L71 104ZM105 102H106V101H105ZM120 102H122V101L119 100V104H120ZM135 102H136V101H135ZM152 102H153V101H152ZM152 102H150V103L153 105V108H152V109H154V104H153ZM168 102H169V104H168ZM168 102H167L168 106H171V107L169 108V111H168V113L170 112V113H169V116L171 117L172 115L174 116V114H175V113H173V114H171V113H172V110L175 111V110H174V106H175V104H176V101H174V99H172V101H168ZM177 102H178V101H177ZM186 102H187V101H186ZM192 102H195V101H192ZM221 102H223V101H221ZM236 102H237V101H236ZM258 102H259V101H258ZM262 102H261V103H262ZM2 103H3V102H2ZM8 103H9V102H8ZM18 103H19V102H18ZM51 103H52V102H51ZM53 103H54V102H53ZM72 103H73V102H72ZM78 103H79V101H78ZM78 103H75V105H77ZM83 103H85V102H83ZM83 103H82V104H83ZM89 103H90V102H89ZM99 103H100V102H99ZM124 103H125V102H124ZM131 103L133 104V99H132V102H131ZM144 103H146V102H144ZM150 103H149V104H150ZM157 103H159V102H157ZM184 103H185V102H184ZM189 103H190V102H189ZM189 103H187V104H189ZM196 103H197V102H196ZM205 103H206V102H205ZM213 103H214V102H213ZM217 103H218V102H217ZM217 103H216V104H217ZM234 103H235V100H234ZM249 103H250V102H249ZM249 103H248V104H249ZM256 103H257V102H256ZM4 104H5V103H4ZM9 104H11V103H9ZM30 104H31V103H30ZM40 104H41V102H40ZM44 104H45V103H44ZM46 104H47V102H46ZM57 104H58V103H57ZM60 104H61V103H60ZM73 104H74V103H73ZM95 104H96V103H95ZM100 104H101V103H100ZM107 104H108V103H107ZM110 104H113V103L111 102ZM110 104H108V105H110ZM177 104H178V103H177ZM194 104H195V103H194ZM197 104H198V103H197ZM203 104H204V103H203ZM206 104H207V103H206ZM209 104H210V103H209ZM240 104H241V103H240ZM248 104L246 103L247 106H248ZM5 105H6V104H5ZM13 105H15V104H13ZM16 105H17V104H16ZM31 105H32V104H31ZM33 105H35V103H34ZM49 105H50V104H49ZM86 105H87V103H86ZM88 105H90V104H88ZM88 105H87V106H88ZM104 105H105V104H104ZM122 105H123V104H122ZM122 105L120 104V106H122ZM124 105H125V104H124ZM127 105H128V104H127ZM133 105H134V104H133ZM145 105L147 106V103H146ZM145 105H144V106H145ZM162 105H163V104H162ZM179 105H180V104H179ZM184 105H185V104H184ZM190 105H191V103H190ZM200 105H201V103H200ZM211 105H212V104H211ZM225 105H226V104H225ZM250 105H251V104H250ZM262 105H263V103L261 104V106H262ZM17 106H18V105H17ZM19 106H20V105H19ZM35 106H36V105H35ZM58 106H59V105H58ZM61 106H62V105H61ZM61 106H60V107H61ZM65 106H66V105H65ZM70 106H73V105L71 104ZM78 106H80V105H78ZM83 106H85V105H83ZM105 106H106V105H105ZM125 106H126V105H125ZM125 106L122 107V109L125 108ZM128 106H129V105H128ZM176 106H177V105H176ZM188 106H189V105L185 106V108L188 107ZM192 106H193V105H192ZM207 106H209V105H207ZM207 106H206V108H207ZM213 106H214V104H213ZM217 106H219V105H217ZM232 106H233V105H232ZM253 106H254V105H253ZM253 106H252V107H253ZM256 106H257V105H256ZM3 107H4V106H3ZM5 107H6V106H5ZM22 107H23V104H22ZM30 107H31V106H30ZM33 107H34V106H33ZM33 107H32V108H33ZM50 107H53V106H50ZM62 107H64V105H63ZM68 107H69V106H68ZM73 107H75V106H73ZM76 107H77V106H76ZM81 107H82V106H81ZM81 107H80V108H81ZM92 107H93V106H92ZM92 107H91V108H92ZM94 107H95V106H94ZM115 107H116V105H115ZM118 107H119V106H118ZM129 107H130V106H129ZM135 107H136V105H135ZM142 107H143V105H142ZM156 107H157V106H156ZM182 107H184V106H182ZM190 107H191V106H190ZM190 107H189V108H190ZM195 107L198 108V107H200V106L198 105V107H197V106H195ZM204 107H205V106H204ZM214 107H215V106H214ZM214 107H213V108H214ZM225 107H226V106H225ZM242 107H243V106H242ZM248 107H249V106H248ZM248 107H246V108H248ZM250 107H251V106H250ZM257 107H258V106H257ZM259 107H260V106H259ZM14 108H15V107H14ZM17 108H18V107H17ZM20 108H21V107H20ZM27 108H28V107H27ZM47 108H48V107H47ZM83 108H84V107H83ZM85 108L87 109V107H85ZM89 108H90V107H89ZM102 108H103V107H102ZM109 108H110V107H109ZM112 108H113V107L111 106V109H112ZM116 108H117V107H116ZM130 108H131V107H130ZM130 108H128V109H130ZM162 108H163V107H162ZM162 108H161V109H162ZM172 108H173V109H172ZM177 108H178V106H177ZM192 108H193V107H192ZM196 108H195V109H196ZM202 108H203V107H200V109H202ZM209 108H212V107H209ZM213 108H212V109H213ZM215 108L217 109V107H215ZM219 108H220L221 113H222L223 110H225L224 107H221V105L219 106ZM228 108H229V107H228ZM231 108H232V107H231ZM235 108H236V107H235ZM237 108H238V106H237ZM253 108H254V107H253ZM262 108H264V107L262 106ZM262 108H261V109H262ZM9 109H10V107H9ZM11 109H12V108H11ZM15 109H16V108H15ZM21 109H22V108H21ZM24 109H25V108H24ZM39 109H40V108H39ZM49 109H52V108H49ZM70 109H71V108H70ZM70 109H69V110H70ZM73 109H74V108H73ZM73 109H72V110H73ZM95 109H96V108H95ZM97 109H98V108H97ZM111 109H110V110H111ZM132 109H133V108H132ZM138 109H139V108H138ZM148 109H149V107H148ZM155 109H156V108H155ZM159 109H160V108H159ZM178 109H179V108H178ZM183 109H184V108H183ZM186 109H187V108H186ZM193 109H194V108H193ZM203 109L205 110V108H203ZM203 109H202V110H203ZM229 109H230V108H229ZM233 109H234V108H233ZM248 109H249V108H248ZM248 109H246V110H248ZM250 109H252V108H250ZM0 110H2V108H0ZM3 110H4V109H3ZM7 110H8V109H7ZM19 110H20V109H19ZM25 110H26V109H25ZM33 110H34V109H33ZM47 110H48V109H47ZM47 110H45V111H47ZM54 110H56V109H54ZM54 110H53V111H54ZM57 110H58V109H57ZM66 110H67V109H66ZM66 110H65V111H66ZM72 110H71V111H72ZM75 110H78V109L76 108ZM93 110H94V109H93ZM99 110H101V109H99ZM108 110H109V109H108ZM112 110L116 111L117 109H116V110H115V109H112ZM119 110H120V109H119ZM143 110H144V108H143ZM145 110H147V109L145 108ZM156 110H157V109H156ZM189 110H191V109H189ZM189 110H188V111H189ZM213 110L215 111V109H213ZM226 110H227V109H226ZM238 110H239V108H238ZM238 110H237V111H238ZM253 110H254V109H253ZM256 110H257V109H255V111H256ZM259 110H260V109H259ZM21 111H23V110H21ZM29 111H30V110H29ZM49 111H50V110H49ZM80 111H81V110H80ZM84 111H85V110H84ZM84 111H83V112H84ZM88 111L90 112V110H88ZM88 111H86L85 114H86ZM117 111H118V110H117ZM120 111H121V110H120ZM120 111H119V112H120ZM134 111H135V110H134ZM138 111H139V110H138ZM153 111H154V110L149 111V112L152 113ZM164 111H165V109H164ZM199 111H200V110H199ZM199 111H198V112H199ZM210 111H211V110H210ZM210 111H209V112H210ZM220 111H218V112H219L218 116H221ZM229 111H230V110H229ZM239 111H240V110H239ZM242 111H243V110H242ZM255 111H254L253 113H256ZM1 112H3V111H1ZM7 112H8V111H7ZM9 112H10V111H9ZM15 112H16V111H14V113H15ZM17 112H18V111H17ZM23 112H25V111H23ZM34 112L37 113L36 110H35ZM50 112H51V111H50ZM50 112H48V115L50 114ZM55 112H56V111H55ZM55 112H54V113H55ZM66 112H67V111H66ZM69 112H70V111H69ZM76 112H77V111H75V113H76ZM78 112H79V111H78ZM104 112H105V111H104ZM108 112H109V111H108ZM111 112H112V111H111ZM111 112H110V113H111ZM121 112H122V111H121ZM123 112H124V111H123ZM127 112H129V110H127ZM130 112H131V111H130ZM144 112H145V111H144ZM144 112H141V113H144ZM159 112H160V111H159ZM196 112H197V111H196ZM198 112H197V113H198ZM206 112H207V110H206ZM209 112H207L208 115H209ZM216 112H217V111H215V114H216ZM218 112H217V113H218ZM223 112H224V111H223ZM243 112H244V111H243ZM4 113H6V112H4ZM12 113H13V111H12ZM14 113H13V114H14ZM20 113H21V112H20ZM20 113H19V114H20ZM28 113H29V112H28ZM32 113H33V112H32ZM59 113H60V112H58V114H59ZM72 113H73V112H72ZM92 113H93V112H92ZM115 113H116V112H115ZM134 113H135V112H134ZM179 113H180V111H179ZM183 113H185V112H183ZM183 113H182V114H183ZM225 113L227 114V111H226ZM247 113H248V111H247ZM251 113H252V111H251ZM251 113H250V114H251ZM6 114H7V113H6ZM8 114H9V113H8ZM22 114H23V113H22ZM26 114H27V112H26ZM58 114H57V115H58ZM60 114H61V113H60ZM67 114H69V113L67 112ZM83 114H84V113H83ZM98 114H101V113H98ZM113 114H114V113H113ZM116 114H117V113H116ZM118 114L120 115L121 113H118ZM123 114H124V113H123ZM126 114H127V113H126ZM128 114H129V113H128ZM154 114H155V115H154ZM154 114H151V116H150V114H149V115L146 114V116H150V117H146V118H147V119H148V118H149V119H152V121L155 122V123L160 122V121H159V117H160L161 113H160V115H159L158 112L156 111ZM180 114H181V113H180ZM180 114H177V115H179L178 117H180ZM202 114H203V113H202ZM210 114H211V112H210ZM236 114H237V113H236ZM1 115H2V114H1ZM3 115H4V114H3ZM10 115H12V114H9V116H10ZM46 115H47V113H46ZM50 115H51V114H50ZM79 115H80V114H79ZM114 115H115V114H114ZM114 115H113V117H114ZM133 115H134V114H133ZM143 115L145 116V114H143ZM143 115H142V116H143ZM153 115H154V116H153ZM163 115H164V114H163ZM163 115H161V116H163ZM175 115H176V114H175ZM192 115H194V114H192ZM197 115H198V114H197ZM197 115H196V116H197ZM222 115H223V114H222ZM245 115H246V114H245ZM251 115L253 116V114H251ZM251 115H250V116H251ZM256 115H257V114H256ZM263 115H264V114H263ZM9 116H8V117H9ZM38 116H39V115H38ZM40 116H42V115H40ZM59 116H60V115H59ZM59 116H58V117H59ZM63 116H64V115H62V117H63ZM83 116L86 117L87 115H83ZM101 116H102V114H101ZM103 116H104V115H103ZM108 116H109V115H108ZM111 116H112V113H111ZM116 116H117V115H116ZM126 116H127V115H126ZM139 116H141V115H139ZM139 116H138V117H139ZM199 116H200V114H199ZM199 116H197V117H199ZM202 116H203V115H202ZM205 116H206V115H205ZM210 116H212V115H210ZM225 116H226V115H225ZM237 116H238V115H237ZM240 116H241V115H240ZM242 116H244V115H242ZM254 116H255V115H254ZM2 117H3V116H2ZM11 117H12V116H11ZM19 117H20V116H19ZM23 117H24V116H23ZM23 117H22V118H23ZM25 117H26V115H25ZM33 117H34V116H33ZM36 117H37V116H36ZM44 117H45V116H44ZM53 117H54V116H53ZM55 117H56V116H55ZM76 117H77V116H76ZM88 117H89V116H88ZM98 117H99V116H98ZM109 117H110V116H109ZM117 117H118V116H117ZM129 117H131V116H129ZM135 117H136V116H135ZM138 117H137V118H138ZM163 117H164V116H163ZM178 117H177V119H178ZM181 117H183V116H181ZM186 117H187V116H186ZM221 117H222V116H221ZM221 117H219V119H220ZM230 117H231V116H230ZM233 117H234V115H233ZM245 117H246V116H245ZM260 117H261V116H260ZM16 118H18V117H16ZM20 118H21V117H20ZM46 118H49V117L47 116ZM79 118H80V117H79ZM81 118H82V117H81ZM92 118H93V117H92ZM92 118H90V119H91V123H92V121H93ZM110 118H111V117H110ZM119 118H120V117H119ZM119 118H118V119H119ZM121 118H123V116H122ZM133 118H134V117H133ZM133 118H132V119H133ZM139 118L142 119L141 117H139ZM143 118H144V117H143ZM146 118H145V120H146ZM161 118H162V117H160V119H161ZM165 118H166V116L164 117V119H165ZM175 118H176V117H175ZM194 118H195V117H194ZM206 118H207V116H206ZM208 118H209V117H208ZM211 118H212V117H211ZM214 118H215V117H214ZM223 118H224V117H223ZM237 118H238V117H237ZM237 118H236V119H237ZM240 118H241V117H240ZM240 118H239V119H240ZM243 118H244V117H243ZM243 118H242V119H243ZM249 118H250V117H249ZM254 118H255V117H253V119H254ZM11 119H12V118H11ZM14 119H15V118H14ZM18 119H19V118H18ZM28 119H29V118H28ZM28 119H27V120H28ZM32 119H33V118H32ZM37 119H39V118H37ZM50 119H53V118H50ZM55 119H56V118H54V120H55ZM75 119H76V118H75ZM82 119H83V118H82ZM85 119H87V118H85ZM93 119H94V118H93ZM100 119L102 120V118H100ZM111 119H112V118H111ZM116 119H117V118H116ZM149 119H148V120H149ZM180 119H182V118H180ZM183 119H184V117H183ZM191 119H192V118H191ZM195 119H196V118H195ZM197 119H198V118H197ZM200 119H201V117H200ZM226 119H227V118H226ZM233 119H234V118H233ZM253 119H252V120H253ZM256 119H258V118H256ZM256 119H254V120H256ZM260 119H261V118H260ZM260 119H258V121H259ZM5 120H6V119H5ZM7 120H8V119H7ZM7 120H6V121H7ZM45 120H47V119H45ZM60 120H62L61 117H60ZM64 120H65V118H64L62 121H64ZM66 120H67V119H66ZM80 120H81V119H80ZM113 120H114V119H113ZM135 120H136V119H135ZM171 120H172V119H170L169 121H171ZM175 120H176V119H175ZM185 120H186V119H185ZM189 120H190V119H189ZM213 120H214V119H213ZM216 120H217V119H216ZM237 120H238V119H237ZM3 121H4V120H3ZM9 121H10V120H9ZM11 121H12V120H11ZM29 121H30V119H29ZM31 121H32V120H31ZM42 121H43V120H42ZM47 121H48V120H47ZM88 121H89V120H88ZM88 121H87V123H88ZM97 121H98V120H97ZM116 121H117V120H116ZM123 121H124V120H123ZM133 121H134V120H133ZM136 121H137V120H136ZM141 121H142V120H141ZM149 121H151V120H149ZM169 121H168V122H169ZM182 121H184V120H182ZM182 121H181V122H182ZM190 121H191V120H190ZM193 121H194V120H193ZM205 121H206V120H205ZM208 121H209V120H208ZM214 121H215V120H214ZM214 121H213V122H214ZM218 121H219V120H218ZM258 121H257V122H258ZM19 122H20V123H23V120H22V122H21V121H19ZM19 122H18V123H19ZM34 122H35V121H34ZM34 122H33V125H34ZM37 122H38V121H37ZM40 122H41V121H40ZM44 122H45V121H44ZM59 122H60V121H59ZM70 122H71V121H70ZM74 122H75V121H74ZM84 122H86V121H83V122H81V123H80V121H78L77 124H78V123H79V124H83V125L87 124V123L84 124ZM125 122H126V121H125ZM143 122H144V121H143ZM174 122H175V121H174ZM184 122H185V121H184ZM184 122H183V123H184ZM201 122H202V121H201ZM220 122H221V120H220ZM227 122H228V121H227ZM227 122H226V124H227ZM238 122H240V121H238ZM241 122H242V121H241ZM250 122H251V121H250ZM250 122H249V123H250ZM257 122H256V123H257ZM259 122H260V121H259ZM259 122H258V125H259V124L261 125L262 123H259ZM3 123H4V122H3ZM9 123H10V122H9ZM12 123H13V122H12ZM12 123H11V124H12ZM20 123H19V124H20ZM26 123H27V122H26ZM48 123H49V122H48ZM52 123L56 124L55 121L52 122ZM57 123H58V122H57ZM60 123H61V122H60ZM68 123H69V122H68ZM114 123H115V122H114ZM119 123H120V121H119ZM121 123H122V122H121ZM127 123H128V122H127ZM140 123H141V122H140ZM148 123H149V122H148ZM148 123H147V124H148ZM194 123H196V122H194ZM203 123H204V122H203ZM207 123H208V122H207ZM214 123H215V122H214ZM216 123H217V121H216ZM218 123H219V122H218ZM244 123H245V122H244ZM247 123H248V122H247ZM254 123H255V122H254ZM0 124H2L1 121H0ZM7 124H8V123H7ZM13 124H15V123H13ZM39 124H40V123H39ZM39 124H38V125H39ZM41 124H42V123H41ZM50 124H51V123H50ZM64 124L66 125L67 123L65 122ZM64 124H63V125H64ZM92 124H93V123H92ZM108 124H109V123H108ZM110 124H111V123H110ZM124 124H125V123H124ZM129 124H130V123H129ZM129 124H128V125H129ZM135 124H136V122H135ZM153 124H154V123H153ZM153 124H152V125H153ZM159 124H160V123H159ZM179 124H180V123H179ZM198 124H199V123H198ZM198 124H197V125H198ZM209 124H211V123H209ZM220 124H221V123H220ZM236 124H237V123H236ZM2 125L4 126V124H2ZM46 125H47V124H46ZM68 125H72V124L70 123V124H68ZM68 125H67V126H68ZM83 125H82V126H83ZM130 125H131V124H130ZM141 125H145V124L143 123V124H141ZM167 125H168V124H167ZM186 125H188V124H186ZM189 125L191 126V124H189ZM199 125H200V124H199ZM203 125H204V124H203ZM231 125H233L232 127H234V124H233V123H232ZM243 125H244V124H243ZM250 125H251V123H250ZM252 125H253V124H252ZM256 125H257V124H256ZM7 126H8V125H7ZM7 126H6V128H7ZM15 126L18 127L17 124H16ZM15 126H14V127H15ZM22 126H24V125H22ZM36 126H37V125H36ZM41 126H42V125H41ZM61 126H62V125H60V127H61ZM77 126H78V125H77ZM79 126H80V125H79ZM85 126H86V125H85ZM90 126H91V125H90ZM90 126H88V124H87L86 127H88V128H87L88 130H85V131H84L85 128L83 129V131L80 130V131L83 132V133L81 132V133H82V140H83V143H82V144H84V147L86 148L85 151L87 152L88 156H87V154H85L87 157H84V156H85V155H84V152H82V153L79 152V154H77V155H80V154H81V155H83V158H86V159H85V160H86V163L84 162V164H86V167H85V168H82V169H83V170H82V173H81V176H82V177H80V178H78V179H80V180L82 179L83 183H85V185H87V186H86L87 188H90L91 186L95 187L94 185L96 184V178L99 177V176H101L100 173H99V174H100L99 176L95 174V173H96V172H95V171H96V166H95V165H97V164H96V159H95V158H97V155H96L95 153H96L97 151H96L95 153H94V151H95V147H97V146L95 145V141H96V139L94 138L95 136L93 137V133H92V130H94V129H92V130L89 129ZM96 126H97V124L95 125V127H96ZM113 126H114V125H113ZM119 126H120V125H119ZM125 126H126V124H125ZM132 126H133V125H132ZM145 126L148 127L147 125H145ZM149 126H150V125H149ZM156 126H157V125H156ZM171 126H172V128H173L174 124L171 125ZM179 126H181V125H179ZM195 126H196V125H195ZM207 126H208V125H207ZM214 126H215V125H214ZM229 126H230V125H229ZM239 126H240V125H238V126L235 125L236 129H238ZM241 126H242V125H241ZM245 126H246V124H245ZM262 126H263V124H262ZM262 126H261V128H262ZM8 127H9V126H8ZM20 127H21V125H20ZM25 127H26V126H25ZM25 127H23V130H24ZM29 127H30V126H29ZM37 127H38V126H37ZM45 127H46V126H45ZM60 127H59V128H60ZM91 127L94 128L93 126H91ZM91 127H90V128H91ZM114 127H115V126H114ZM139 127H140V126H139ZM139 127L137 126V128H139ZM146 127H145V128H146ZM154 127H155V126H154ZM162 127H163V126H162ZM164 127H166V124L164 125ZM169 127H170V126H169ZM174 127H175V126H174ZM185 127H186V126H185ZM193 127H194V126H193ZM201 127H203V126H201ZM212 127H213V126H212ZM224 127L226 128V126H224ZM235 127H234V128H235ZM237 127H238V128H237ZM246 127H248V126H246ZM252 127H253V126H252ZM257 127H258V126H257ZM1 128H3V127L1 126ZM27 128H28V127H27ZM27 128H26V129H27ZM51 128H52V127H51ZM53 128H55V126H54ZM65 128H66V127H65ZM67 128H68V127H67ZM69 128H70V127H69ZM75 128H76V127H75ZM78 128H79V127H78ZM78 128H76V130H77ZM127 128H128V127H127ZM134 128H135V127H134ZM134 128L132 127V129H134ZM170 128H171V127H170ZM199 128H200V127H199ZM228 128H229V127H228ZM234 128H233V129H234ZM259 128H260V127H259ZM11 129H13V127H12ZM21 129H22V127H21ZM31 129H32V126H31ZM35 129H36V128H35ZM37 129H38L37 132H39V128H37ZM37 129H36V130H37ZM49 129H50V128H49ZM81 129H82V128H81ZM97 129H98V127H97ZM97 129H96V131H97ZM107 129H108V128H107ZM109 129H110V128H109ZM112 129H113V128H112ZM116 129H117V128H116ZM116 129H115V130H116ZM119 129H121V128H119ZM123 129H124V128H123ZM132 129H131V130H132ZM174 129H175V128H174ZM174 129H173V130H174ZM186 129H187V128H186ZM207 129H208V128H207ZM209 129H210V128H209ZM212 129H213V128H212ZM230 129L232 130V128H230ZM240 129H242V128L240 127ZM243 129H244V128H243ZM245 129H246V128H245ZM248 129H249V128H248ZM253 129H254V128H253ZM262 129H263V128H262ZM262 129H261V130H262ZM33 130H34V129H33ZM36 130H35V131H36ZM41 130H42V128H41ZM41 130H40V131H41ZM50 130H51V129H50ZM58 130H59V129H58ZM60 130H61V129H60ZM78 130H79V129H78ZM110 130H111V129H110ZM127 130H128V129H127ZM139 130H140V128H139ZM173 130H172V131H173ZM218 130H219V129H218ZM238 130H239V129H238ZM238 130H236V131H238ZM246 130H247V129H246ZM261 130H259V132H260ZM11 131H12V130H11ZM19 131H21V130H19ZM35 131H34V132H35ZM63 131H64V130H63ZM70 131H71V130H70ZM70 131H69V132H70ZM102 131H103V130H102ZM102 131H101V132H102ZM106 131H107V130H106ZM117 131H118V129H117ZM120 131L123 132L122 129H121ZM125 131H126V130H125ZM125 131H124V132H125ZM133 131H134V130H133ZM136 131H137V130H136ZM152 131H153V130H152ZM167 131H168V130H167ZM229 131H230V130H229ZM234 131H235V130H234ZM234 131H233V132H234ZM239 131H240V130H239ZM242 131H243V130H242ZM249 131H250V130H249ZM262 131H263V130H262ZM1 132H2V131H1ZM9 132H10V131H9ZM12 132H13V131H12ZM14 132H16V130H15ZM23 132H24V131H23ZM37 132H36V134H37ZM44 132H46V131H44ZM50 132H51V131H50ZM69 132H68V133H69ZM71 132H72V131H71ZM71 132H70V133H71ZM73 132H75V131H73ZM97 132H98V131H97ZM97 132H95V133H96V136H97ZM101 132H100V133H101ZM104 132H105V131H104ZM104 132H103V133H104ZM110 132H111V131H110ZM118 132H119V131H118ZM124 132L122 133V134H123V137H125V136H124V134H125ZM149 132H150V131H149ZM160 132H161V131H160ZM164 132H165V131H163V133H164ZM224 132H225V131H224ZM256 132H257V131H256ZM7 133H8V132H7ZM52 133H53V132H52ZM60 133H61V132H60ZM70 133H69V134H70ZM76 133H77V132H76ZM76 133H75L74 135H76ZM98 133H99V132H98ZM108 133H109V131H108ZM111 133H112V132H111ZM126 133H127V132H126ZM128 133H129V132H128ZM134 133H135V132H134ZM152 133H153V132H152ZM166 133H167V132H166ZM169 133H170V132H169ZM205 133H206V132H205ZM235 133H236V132H234L233 134H235ZM252 133H253V132H252ZM254 133H255V132H254ZM261 133H262V132H261ZM12 134H13V133H12ZM26 134H27V133H26ZM26 134H25V135H26ZM28 134H29V133H28ZM28 134H27V135H28ZM43 134H44V133H42V135H43ZM55 134H56V133H55ZM109 134H110V133H109ZM117 134H118V133H117ZM129 134H130V133H129ZM131 134H132V133H131ZM137 134H138V133H137ZM139 134H140V133H139ZM139 134H138V135H139ZM147 134H148V133H147ZM160 134H161V133H160ZM172 134H173V133H172ZM176 134H178V132H177ZM176 134H175V135H176ZM210 134H211V133H210ZM213 134H214V133H213ZM218 134H219V133H218ZM237 134H238V133H237ZM241 134H242V133H241ZM244 134H245V133H244ZM255 134H256V133H255ZM258 134H259V133H258ZM9 135H10V137H11V134H10V133H9ZM21 135H22V134H21ZM21 135H20V136H21ZM45 135H46V134H45ZM45 135H44V136H45ZM48 135H49V134H48ZM53 135H54V134H53ZM57 135H58V134H57ZM70 135H71V134H70ZM72 135H73V134H72ZM72 135H71V136H72ZM78 135H79V137H80V133H79ZM78 135H77V137H78ZM101 135H102V133H101ZM107 135H108V134H107ZM119 135H120V134H119ZM134 135H136V134H134ZM138 135H137L136 137H138ZM140 135H142V133H141ZM150 135H151V134H150ZM152 135H154V134H152ZM165 135H166V134H165ZM179 135H180V134H179ZM216 135H217V134H216ZM221 135H222V134H221ZM229 135H231V132L229 133ZM235 135H236V134H235ZM235 135H233V137H234ZM242 135H243V134H242ZM242 135H241V137H242ZM250 135H252V134L250 133ZM7 136H8V134H7ZM12 136H13V135H12ZM28 136H29V135H28ZM30 136H31V135H30ZM32 136H33V135H32ZM60 136H61V135H60ZM65 136H67V134H66ZM71 136H68V137H71ZM143 136H144V135H143ZM143 136H141V137H143ZM161 136H162V135H161ZM166 136H167V135H166ZM176 136H178V135H176ZM176 136H175V137H176ZM187 136H189V135H187ZM208 136H209V135H208ZM238 136H239V134H238ZM238 136H236L235 139H237ZM244 136H248V135H243V137H244ZM257 136H259V135H257ZM257 136H256L255 138H258ZM2 137H3V136H2ZM16 137H17V134H16ZM16 137H12V138H16ZM33 137H34V136H33ZM36 137H37V136H36ZM108 137H109V135H108ZM110 137H111V135H110ZM116 137L118 138V136H116ZM116 137H115V138H116ZM132 137H133V136H132ZM145 137H149V136L146 135ZM145 137H144V138H145ZM150 137H152V136H150ZM175 137H173V138H175ZM204 137H205V136H204ZM211 137H212V136H211ZM217 137H218V136H217ZM226 137H227V136H226ZM230 137H231V136H230ZM243 137H242V139H244V140H242L240 137H239V138H240L242 141H245V138H246V137H245V138H243ZM250 137H251V136H250ZM3 138L6 140L5 136H4ZM3 138H2V139H3ZM12 138H11V140H12ZM17 138H19V137H17ZM25 138H26V137H25ZM30 138H31V137H30ZM42 138H44V137L42 136ZM49 138H50V136L48 137V139H49ZM53 138H54V137L52 136V139H53ZM56 138H57V137H56ZM97 138H98V136H97ZM100 138H102V137H100ZM103 138H104V137H103ZM119 138H120V136H119ZM121 138H122V137H121ZM128 138H129V137H128ZM154 138H155V139H154ZM154 138H152V139H154L155 143L158 144V140H159V139L157 138V136H154ZM163 138H164V137H163ZM165 138H166V137H165ZM168 138H169V137H168ZM177 138H178V137H177ZM181 138H182V136H181ZM181 138H179V139H181ZM186 138H187V137H186ZM208 138H209V137H208ZM223 138H224V137H223ZM231 138H232V137H231ZM255 138H254V139H255ZM0 139H1V138H0ZM2 139H1V142H2ZM22 139H23V137H22ZM45 139H47V138H45ZM48 139H47V140H48ZM50 139H51V138H50ZM60 139H61V138H60ZM64 139H65V138H64ZM66 139H67V138H66ZM71 139H72V137H71ZM75 139H77V138H75ZM75 139H73V140L75 141ZM79 139H81V138H79ZM94 139H95V141H94ZM106 139H109V140H110L111 138H107V137H106ZM126 139H127V138H126ZM130 139H131V138H130ZM134 139H135V138H134ZM137 139H138V138H137ZM137 139H136V140H137ZM183 139H184V138H183ZM204 139H205V138H203L202 140H204ZM210 139H211V138H210ZM212 139H213V138H212ZM228 139H229V138H228ZM233 139H234V138H233ZM235 139H234V140H235ZM246 139H247V138H246ZM250 139H252V137H251ZM9 140H10V139H9ZM11 140H10V141H11ZM25 140H26V139H25ZM67 140H68V139H67ZM77 140H78V139H77ZM99 140H100V139H99ZM109 140H108V141H109ZM120 140H121V139H120ZM127 140H128V139H127ZM136 140H135V141H136ZM145 140H147V139H144V141H145ZM162 140H163V139H162ZM187 140H189V139H187ZM191 140H192V139H191ZM193 140H194V139H193ZM196 140H197V139H196ZM196 140H194V141H196ZM215 140H217V139L215 138ZM238 140H239V139H238ZM241 140H240V141H241ZM252 140H253V139H252ZM262 140H263V139H262ZM13 141H15V140H13ZM16 141H17V139H16ZM20 141H21V140H20ZM20 141H19V142H20ZM22 141H23V140H22ZM43 141H44V140H43ZM53 141H54V140H53ZM55 141H56V140H55ZM57 141H58V140H57ZM64 141H65V140H64ZM64 141H63V144H65V142L67 143V142L70 141V140L65 141V142H64ZM106 141H107V140H106ZM122 141H125V140H122ZM129 141H130V140H129ZM152 141H153V140H152ZM198 141H199V140H198ZM205 141H206V140H205ZM222 141H224V140H222ZM229 141H230V140H229ZM236 141H237V140H236ZM240 141H239V142H240ZM246 141H247V140H246ZM248 141H250V140L248 139ZM253 141H255V140H253ZM259 141H260V140H259ZM27 142H28V141H27ZM39 142H40V141H39ZM39 142H38V144H39ZM70 142H71V141H70ZM81 142H82V141H81ZM111 142H112V141H111ZM113 142H114V141H113ZM118 142H119V140H118ZM132 142H133V141H132ZM159 142H160V141H159ZM161 142H162V141H161ZM183 142H184V140H183ZM183 142H182V143H183ZM186 142H188V141H186ZM212 142H213V141H212ZM216 142H217V141H216ZM231 142H232V141H231ZM251 142H252V141H251ZM251 142H249V143L251 144ZM255 142H257V141H255ZM3 143H4V142H3ZM6 143H7V141H6ZM10 143H14V142H10ZM23 143H24V142H23ZM35 143H37V142H35ZM40 143H41V142H40ZM42 143H43V142H42ZM45 143H46V141H45ZM50 143H51V141H50ZM73 143H74V142H73ZM98 143H99V141H98ZM98 143H97V144H98ZM102 143H103V141H102ZM104 143H105V142H104ZM108 143H109V142H108ZM119 143H120V142H119ZM126 143H127V141H126ZM126 143H125V144H126ZM136 143H138V142H136ZM136 143H135V144H136ZM140 143H142V142H140ZM147 143L150 144L151 142H146V141H145V146H146ZM169 143H171V142H169ZM173 143H174V142H173ZM173 143H172V144H173ZM175 143H176V141H175ZM208 143H209V142H208ZM208 143H207V144H208ZM210 143H211V142H210ZM213 143H214V142H213ZM229 143H230V142H229ZM246 143H247V142H246ZM249 143H248V144H249ZM21 144H22V142H21ZM55 144H56V143H55ZM63 144H62V145H63ZM67 144H68V143H67ZM71 144H72V143H71ZM74 144H75V143H74ZM122 144H123V143H122ZM152 144H153V143H152ZM166 144H168V143H166ZM211 144H212V143H211ZM214 144H215V143H214ZM224 144H225V142H224ZM231 144H232V143H231ZM239 144H240V143H239ZM242 144L245 145V143H243V142H242ZM253 144H254V143H253ZM14 145H15V144H14ZM24 145H25V144H24ZM43 145H44V144H43ZM45 145H48V146H49V144H45ZM58 145H60V143H59ZM76 145H77V144H76ZM126 145H127V144H126ZM130 145H132V144L130 143ZM130 145H129V147H130ZM138 145H139V144H138ZM141 145H144V144H141ZM159 145H160V144H159ZM173 145H174V144H173ZM201 145H202V144H201ZM201 145H200V146H201ZM234 145H235V143H234ZM244 145H243V146H242V145H239V146H242L241 148H243ZM251 145H252V144H251ZM2 146H3V145H2ZM28 146H29V145H28ZM28 146H27V147H28ZM39 146H40V144L38 145V147H39ZM51 146H52V145H51ZM60 146H61V145H60ZM67 146H69V145H67ZM70 146H71V145H70ZM78 146H79V145H78ZM78 146H73V147H75V148H79ZM134 146H135V145H134ZM134 146H133V147H134ZM152 146H154V145H152ZM164 146H165V145H164ZM222 146H224V145H222ZM230 146H231V145H230ZM232 146H233V145H232ZM239 146H238V147H239ZM6 147H7V146H6ZM6 147H5V148H6ZM8 147H10V145H9ZM8 147H7V148H8ZM15 147H16V146H15ZM15 147H14V149H15ZM17 147H19V146H17ZM17 147H16V148H17ZM22 147H23V146H22ZM22 147H21V148H22ZM31 147H32V144H31ZM33 147H34V146H33ZM58 147H59V146H58ZM64 147H66V146L64 145ZM64 147H63V148H64ZM73 147H72V148H73ZM84 147H82L83 150H84ZM104 147H105V146H104ZM106 147H107V146H106ZM126 147H127V149H128V146H126ZM131 147H132V146H131ZM139 147H140V146H139ZM142 147H143V146H142ZM155 147H156V146H154V148H155ZM160 147H161V146H160ZM160 147H158V148H160ZM165 147H166V146H165ZM172 147H174V146H172ZM172 147H170V148H172ZM181 147H182V144H181ZM193 147H194V145H193ZM195 147H196V146H195ZM203 147H204V146H203ZM205 147H206V145H205ZM218 147H219V144H218ZM225 147H226V146H225ZM236 147H237V146H236ZM238 147H237V148H238ZM246 147H247V146H246ZM246 147H245V148H246ZM254 147H255V146H254ZM19 148H20V147H19ZM21 148H20V149H21ZM48 148H49V147H48ZM56 148H57V147H56ZM98 148H99V146H98ZM137 148H138V146H137ZM143 148H144V147H143ZM143 148L141 149V151L143 150ZM154 148H153V149H154ZM158 148H157V149H158ZM178 148H179V147H178ZM188 148H189V147H188ZM201 148H202V147H201ZM201 148H200V149H201ZM249 148H250V147H249ZM257 148H258V147H257ZM23 149H24V148H23ZM28 149H29L28 151H30V147H29ZM33 149H34V148H33ZM44 149H45V148H44ZM58 149H59V148H58ZM67 149H70V148H67ZM73 149H74V148H73ZM102 149H104V148L102 147ZM108 149H109V148H108ZM108 149H105V151L107 150V152L109 153ZM119 149H120V148H119ZM131 149H132V148H131ZM131 149H129V150L131 151ZM157 149H156L155 151H157ZM160 149H161V148H160ZM162 149L164 150V147H163ZM173 149H174V148H173ZM176 149H177V148H176ZM214 149H215V148H214ZM222 149H223V148H222ZM224 149H225V148H224ZM227 149H228V148H227ZM246 149H247V148H246ZM251 149H252V148H251ZM6 150H7V149H6ZM9 150L11 151V149H9ZM24 150H25V149H24ZM50 150H52V149H50ZM74 150H75V149H74ZM99 150H100V149H99ZM113 150H114V149H113ZM117 150H118V149H117ZM120 150H121V149H120ZM120 150H119V151H120ZM146 150H148V148H147V149L145 148L144 151H146ZM149 150H150V148H149ZM186 150H187V149H186ZM205 150H207V149H205ZM210 150H211V149H210ZM228 150H229V149H228ZM232 150H234V149H232ZM243 150H244V149H243ZM248 150H249V149H248ZM2 151H3V148H2ZM12 151H13V149H12ZM15 151H17V150H15ZM40 151H41V150H40ZM44 151H45V150H44ZM57 151H58V150H57ZM57 151H56V153H57ZM62 151H65V150H62ZM76 151L78 152V150H76ZM76 151H75V152H76ZM80 151H82V150H80ZM103 151H104V150H103ZM138 151H139V150H138ZM144 151H143V152H144ZM168 151H169V150H168ZM179 151H180V150H179ZM198 151H199V150H198ZM208 151H209V150H208ZM208 151H207V152H208ZM236 151H237V150H236ZM240 151H241V149H240ZM250 151H251V150H250ZM3 152H4V151H3ZM20 152H21V151H20ZM23 152H24V151H23ZM23 152H22V153H23ZM25 152H26V151H25ZM37 152H38V151H37ZM51 152H52V151H51ZM146 152H147V151H146ZM150 152L153 153V151H150ZM170 152H171V151H170ZM175 152H178V151H175ZM175 152H174V153H175ZM225 152H226V151H225ZM242 152H243V151H242ZM252 152H253V151H252ZM6 153H7V152H6ZM8 153H10V152L8 151ZM11 153H13V152H11ZM22 153L19 154V155H22ZM35 153H36V152H35ZM44 153H46V151H45ZM53 153H54V151H53ZM58 153H59V152H58ZM65 153H66V151H65ZM67 153H68V152H67ZM69 153H70V151H69ZM71 153H72V152H71ZM71 153H70V155H72ZM93 153L96 155L95 158H94V154H93ZM108 153H105V155L108 154ZM116 153H117V152H116ZM132 153H133V152H132ZM132 153H131V154H132ZM148 153H149V152H148ZM155 153H156V154H155ZM157 153H159V152H154L153 154L157 155ZM195 153H196V152H195ZM204 153H205V152H204ZM219 153H221V151H219ZM227 153H228V152H227ZM246 153H247V152H246ZM0 154H1V153H0ZM4 154H5V152H4ZM4 154H3V155H4ZM38 154H39V153H38ZM60 154H61V153H60ZM60 154H59V155H60ZM74 154H76V153H74ZM74 154H73V155H74ZM98 154H99V153H98ZM100 154H101V152H100ZM103 154H104V153H103ZM133 154H134V153H133ZM137 154H138V153H137ZM144 154H145V152H144ZM149 154H150V153H149ZM161 154H162V153H161ZM186 154H187V153H186ZM199 154H200V153H199ZM199 154H198V155H199ZM211 154H212V153H211ZM221 154H222V153H221ZM225 154H226V153H225ZM239 154H240V153H239ZM250 154H251V153H250ZM3 155H2V156H3ZM13 155H16V156H17V154H15V153H13ZM24 155H25V154H24ZM29 155H33V154L30 153ZM39 155H41V154H39ZM39 155H38V156H39ZM43 155H44V154H43ZM46 155H47V154H46ZM51 155H52V154H51ZM51 155H50V156H51ZM53 155H55V154H53ZM65 155H67V154H65ZM73 155H72V156H73ZM101 155H102V154H101ZM105 155H103V157H104ZM110 155H111V154H110ZM114 155H116V154H114ZM118 155H119V153H118ZM134 155H135V154H134ZM139 155H140V154H139ZM162 155H163V154H162ZM162 155H161V156H162ZM167 155H168V154H167ZM173 155H174V154H173ZM175 155H176V154H175ZM180 155H181V154H180ZM194 155H195V154H194ZM201 155H202V154H201ZM212 155L215 156L214 153H213ZM222 155H224V154H222ZM226 155H228V154H226ZM232 155H233V154H232ZM236 155H237V154H236ZM240 155H241V154H240ZM260 155H261V154H260ZM0 156H1V155H0ZM7 156H8V155H7ZM22 156H23V155H22ZM33 156H34V155H33ZM48 156H49V155H48ZM48 156H47V157H48ZM111 156H112V155H111ZM116 156H117V155H116ZM136 156H137V155H136ZM136 156H135V157H136ZM140 156H141V155H140ZM140 156H139V157H140ZM146 156H149V155H146ZM152 156H153V155H152ZM157 156L160 157L159 155H157ZM170 156H171V155H170ZM185 156H186V155H185ZM188 156H189V155H188ZM195 156H196V155H195ZM195 156H192V157H195ZM229 156L231 157V155H229ZM245 156H246V155H245ZM249 156H253V155H249ZM4 157H5V156H4ZM26 157H27V156H26ZM26 157H25V158H26ZM31 157H32V156H31ZM34 157H35V156H34ZM34 157H33V158H34ZM41 157H42V155H41ZM51 157H52V156H51ZM54 157H56V156H54ZM57 157H58V156H57ZM57 157H56V158H57ZM60 157L62 158V155H61ZM70 157H71V156H70ZM79 157H80V156H79ZM99 157H100V155H99ZM99 157H98V158H99ZM103 157H102V158H103ZM135 157H134V158H135ZM137 157H138V156H137ZM143 157H144V156L142 155V159L144 160L145 157H144V158H143ZM155 157H156V156H155ZM198 157H199V156H198ZM201 157H203V155H202ZM212 157H213V156H212ZM16 158H17V157H16ZM35 158H36V157H35ZM48 158H49V157H48ZM48 158H46V159L48 160ZM61 158H60V160H61ZM67 158H69V156H67ZM80 158H81V157H80ZM105 158H106V157H105ZM108 158H109V157H108ZM112 158H114V157H112ZM146 158H147V157H146ZM153 158H154V157H153ZM162 158H163V156H162ZM166 158H167V157H166ZM186 158H187V157H186ZM204 158H205V157H204ZM207 158H208V156H207ZM214 158H215V157H214ZM214 158H212V159H214ZM218 158H219V157H218ZM221 158H222V157H221ZM226 158H227V156H226ZM226 158H225V159H226ZM236 158H237V157H236ZM240 158H241V157H240ZM243 158H244V157H243ZM243 158H242V159H243ZM247 158H248V157H247ZM263 158H264V157H263ZM12 159H13V158H12ZM18 159H19V158H18ZM20 159H21V157H20ZM38 159H39V158L37 157V160H38ZM44 159H45V158H44ZM46 159H45V160H46ZM50 159H51V158H50ZM57 159H59V158H57ZM62 159H64V158H62ZM65 159H66V157H65ZM75 159H76V158H75ZM78 159H79V158H78ZM100 159H101V158H100ZM116 159H117V158H116ZM119 159H120V157L118 158V160H119ZM147 159H149V157H148ZM147 159H146V160H147ZM157 159H158V158H157ZM199 159H201V158H199ZM231 159H232V158H230V160H231ZM234 159H235V158H234ZM254 159H255V158H254ZM259 159H261V158H259ZM22 160H23V159H22ZM31 160L33 161L34 159H31ZM37 160H36V161H37ZM42 160H43V159H42ZM51 160H53V159H51ZM60 160H59V161H60ZM67 160H68V159H67ZM70 160H71V159H70ZM101 160H104V159H101ZM121 160H123V159H121ZM135 160H136V158H135ZM138 160H139V162L141 163L140 159H137V161H138ZM188 160H189V159H188ZM196 160H198V159H196ZM210 160H211V159H210ZM227 160H228V159H227ZM227 160H226V161H227ZM240 160H241V159H240ZM251 160H252V158H251ZM263 160H264V159H263ZM12 161H13V160H12ZM16 161H17V160H16ZM26 161H27V160H26ZM38 161H39V160H38ZM40 161H41V160H40ZM68 161H69V160H68ZM76 161H77V160H76ZM80 161H81V160H80ZM80 161H79V163H80ZM83 161H84V160H83ZM98 161H99V159H97V162H98ZM107 161H108V159H107ZM114 161H115V160H113V161H111V162L113 163ZM153 161H154V160H152L151 162H153ZM156 161H157V160H156ZM159 161H160V160H159ZM161 161H162V160H161ZM198 161H200V160H198ZM198 161H197V162H198ZM204 161H205V160H204ZM207 161H208V160H207ZM207 161H206V162H207ZM223 161L225 162V160H223ZM231 161H233V160H231ZM259 161H261V160H259ZM17 162H19V161H17ZM22 162H23V161H22ZM30 162H31V161H30ZM43 162H44V161H43ZM48 162H49V161H48ZM51 162H52V161H51ZM53 162H54V160H53ZM60 162H61V161H60ZM60 162H59V163H60ZM64 162H65V161H64ZM69 162H70V161H69ZM99 162L101 163V161H99ZM104 162H106V161H104ZM104 162H103V163H104ZM109 162H110V161H109ZM109 162H108V165L105 163L108 167H109V164L111 163V162H110V163H109ZM148 162H150V161H147V164H148ZM151 162H150V163H151ZM184 162H185V160H184ZM227 162L230 163L229 160H228ZM233 162H235V161H233ZM236 162H237V161H236ZM240 162L242 163V161H240ZM248 162H249V161H248ZM248 162H247V163H248ZM255 162H256V161H255ZM262 162H263V161H262ZM24 163H25V162H24ZM26 163H27V162H26ZM35 163H37V162H35ZM49 163H50V162H49ZM72 163H73V162H72ZM77 163H78V162H77ZM82 163H83V162H82ZM100 163H98L97 166L100 167L99 165H102V166H101L102 169H105V168H103V163H101V164H100ZM135 163H136V162H135ZM135 163H134V165H136ZM142 163H143V161H142ZM145 163H146V162H145ZM175 163H178V162L175 160ZM179 163H180V162H179ZM186 163H187V164H183V165H179V166L176 165V166L173 167L170 171H165V172H167V173H166V177H165L164 179H162V178L160 179V181H161V189H162V191H163L164 193H165V192H166V193H170V192H167V191H169V189H170V185H172V182H174L176 179L178 180V178L185 179V180H184V184L187 185L188 187L192 184V182H193V180H194V179H193V176H192V174H191L192 170L189 169L191 172H190L188 169L186 170V168H188V165H190L191 162H190V160H189V164H188V162H186ZM218 163H219V161H218ZM237 163H238V162H237ZM245 163H246V162H245ZM249 163H250V162H249ZM251 163H252V162H251ZM257 163H258V161H257ZM260 163H261V162H260ZM3 164H4V163H3ZM8 164H9V162H8ZM12 164L14 165V163H12ZM33 164H34V163H33ZM53 164L55 165V162L52 163V166H53ZM61 164H62V163H61ZM64 164H66V163H64ZM64 164H63V167H62V168H65V167H64V166H65ZM74 164H76V163H74ZM127 164H128V163H127ZM127 164H125V165L127 166ZM201 164H202V163H201ZM239 164H240V163H239ZM252 164H253V163H252ZM252 164H251V165H252ZM0 165H2V163H1ZM21 165H22V164H21ZM27 165H28V164H27ZM43 165H44V164H43ZM48 165H51V164H48ZM66 165H67V164H66ZM76 165H77V164H76ZM81 165H82V164H81ZM111 165H112V164H111ZM116 165H117V164H116ZM118 165H119V164H118ZM122 165H123V164H122ZM134 165H133V166H134ZM142 165H143V164H142ZM144 165H145V164H144ZM184 165H185V168H184ZM186 165H187V167H186ZM221 165H222V164H221ZM224 165H225V164H224ZM9 166H10V165H9ZM9 166H8V167H9ZM29 166H30V165H29ZM33 166H34V165H33ZM44 166H45V165H44ZM55 166L57 167V165H55ZM59 166H61V165H59ZM68 166H69V165H68ZM70 166H72V165H70ZM83 166H84V165H83ZM83 166H80L79 169H81V167H83ZM107 166H106V168H107ZM126 166H125V168H127ZM137 166H138V165H137ZM137 166H134V167H133L134 169L137 168V170H135L134 172H132L131 175L129 174V173H131V172H128V174L130 175L128 181H129V182H130V181L133 182V183H132L133 185L130 186V183H129V185H127V184L125 183V184L122 186V185H120L119 183H116V184H114L115 189H118V190H119L120 187L122 186V189H126L125 191H126V193H127L128 191H129V192L132 191V190H131L132 187L135 188V187H138V186H139V185H138V184H139V181H138V180L136 181V178L138 179L140 175L143 176V173H144V172H143V169H142V172H141V170H140L141 165H139L138 167H137ZM152 166H153V165H152ZM155 166H156V165H155ZM190 166H191V165H190ZM222 166H223V165H222ZM226 166H227V165H226ZM242 166H243V165H242ZM242 166H241V167H242ZM245 166H247V165H245ZM258 166H259V165H258ZM6 167H7V166H6ZM12 167H13V166H12ZM15 167H16V166H15ZM19 167H20V165H19ZM19 167H18V168H19ZM31 167H32V166H31ZM40 167H42V165H41ZM56 167H54V168H56ZM77 167H79V166L77 165ZM117 167H118V166H117ZM135 167H136V168H135ZM197 167H198V166H196V168H197ZM204 167H205V166H204ZM214 167H215V166H214ZM260 167H261V165H260ZM21 168H22V167H21ZM46 168H47V167H46ZM62 168H61V170H62ZM66 168H67V166H66ZM69 168H71V167H69ZM74 168H75V167H74ZM122 168H124V166H123ZM122 168H120L121 171H122ZM129 168H130V167H129ZM138 168H139V170H138ZM141 168H142V167H141ZM143 168H144V167H143ZM160 168H161V166H160ZM189 168H190V167H189ZM191 168H192V167H191ZM193 168H195V166H193ZM193 168H192V169H193ZM208 168H209V167H207V169H208ZM210 168H211V167H210ZM222 168H223V167H222ZM263 168H264V167H262V169H263ZM0 169H2V168H0ZM6 169H7V168H6ZM23 169H24V168H23ZM28 169H30V168H28ZM28 169H26V167H25L24 171H25V170H28ZM98 169H99V168H98ZM100 169H101V168H100ZM107 169H108V168H107ZM110 169H111V168H110ZM113 169H114V168H113ZM113 169H112V170H113ZM127 169H128V168H127ZM131 169H132V168H131ZM145 169H146V167H145ZM145 169H144V171H145ZM232 169H233V167H232ZM238 169H239V168H238ZM240 169H241V168H240ZM2 170H4V169H2ZM9 170H10V169H9ZM30 170H31V169H30ZM30 170H29V171H30ZM59 170H60V169H59ZM59 170H58V171H59ZM61 170H60V171H61ZM65 170H66V169H65ZM108 170H109V169H108ZM108 170L105 169L103 172H104V173H105V171L108 172ZM112 170H111V171H112ZM118 170H119V168H118ZM118 170H117V173H118ZM156 170H157V169H156ZM158 170H159V172H161V170H163V168H162L161 170H160V169H158ZM217 170H218V169H217ZM219 170H220V165H219ZM260 170H261V168H260ZM13 171H14V170H13ZM17 171H18V170H17ZM24 171H23V172H24ZM45 171H47V170H45ZM45 171H44V172H45ZM58 171H57V172H58ZM62 171H63V170H62ZM69 171H70V170H69ZM77 171H78V169H77ZM113 171H114V170H113ZM121 171H119V172H121ZM127 171H129V170H127ZM130 171H133V170H130ZM149 171H150V170H149ZM152 171H153V170H152ZM193 171H194V169H193ZM208 171H210V170H208ZM214 171H215V170H214ZM214 171H213V172H214ZM223 171H224V169H223ZM228 171H229V170H228ZM228 171H227V172H228ZM239 171H240V170H239ZM239 171H238V172H239ZM243 171H244V168H243ZM254 171H255V170H253V172H254ZM261 171H262V170H261ZM261 171H260V172H261ZM263 171H264V170H263ZM5 172H6V171H5ZM8 172H10V171H8ZM18 172H20V171H18ZM21 172H22V171H21ZM23 172H22V173H23ZM31 172H32V171H31ZM72 172H75V171H72ZM78 172L80 173L81 171H78ZM99 172H101V170H99ZM109 172H110V171H109ZM123 172H124V171H123ZM157 172H158V171H157ZM157 172H156V173H157ZM159 172L157 173L158 175H159ZM197 172H198V171H197ZM197 172H196V173H197ZM205 172H206V171H205ZM213 172H211V173H213ZM217 172H218V171H217ZM225 172H226V171H225ZM240 172H241V171H240ZM258 172H259V170H258ZM6 173H7V172H6ZM14 173L16 174V172H14ZM27 173H28V172H27ZM67 173H68V172H67ZM79 173H78V174H79ZM101 173H102V172H101ZM121 173H122V172H121ZM125 173H126V172H125ZM125 173H124V175L127 176V178H128V174L126 175ZM163 173H164V171H163ZM201 173H202V172H201ZM211 173H210V174H211ZM214 173H215V172H214ZM220 173H221V172H220ZM223 173H224V172H223ZM236 173H237V172H236ZM245 173L247 174V172H245ZM245 173H244V174H245ZM261 173H262V172H261ZM261 173H260V175H261ZM9 174H10V173H9ZM29 174H31V173H29ZM61 174H62V173H61ZM65 174H66V173H65ZM69 174H70V173H69ZM69 174H68V175H69ZM72 174H74V173H72ZM78 174H77V175H78ZM105 174H106V173H105ZM115 174H116V173H115ZM145 174H146V173H145ZM147 174H148V177H150V176H149V173H147ZM152 174H153V173H152ZM210 174H209V175H210ZM215 174H217V173H215ZM226 174H227V173H226ZM229 174H230V173H228V176H227V177L230 176ZM242 174H243V173H242ZM246 174H245V176H247ZM0 175H1V174H0ZM2 175H3V174H2ZM13 175H14V174H13ZM18 175H19V174H18ZM31 175H32V174H31ZM31 175H30V176H31ZM53 175H55V174H53ZM74 175H75V174H74ZM95 175H96V176H95ZM103 175H104V174H103ZM109 175H112V174L109 173ZM116 175H117V174H116ZM116 175H115V176L112 175V176L116 177ZM120 175H121V174L119 173V176H120ZM196 175H197V174H196ZM209 175H208V176H209ZM223 175H224V174H223ZM260 175H259V176H260ZM263 175H264V174H263ZM5 176H7V175H5ZM9 176H11V175H9ZM21 176H23V175H21ZM59 176H60V175H59ZM65 176H66V175H65ZM79 176H80V174H79ZM79 176H76V177H79ZM104 176H106V175H104ZM104 176H103V177H104ZM107 176H108V175H107ZM117 176H118V175H117ZM122 176H123V175H122ZM152 176H153V175H152ZM155 176L157 177V175H155ZM203 176H204V175H203ZM208 176H206V177H208ZM225 176H226V175H225ZM233 176H234V175H233ZM253 176H255V175H253ZM253 176H252V177H253ZM17 177H18V176H17ZM56 177H57V175H56ZM60 177H61V176H60ZM70 177H71V176H70ZM73 177H75V176H73ZM140 177H141V176H140ZM198 177H200V174L198 175ZM198 177H196V178H198ZM213 177H214V176H213ZM218 177H219V175H218ZM237 177H238V175H237ZM256 177H257V176H256ZM256 177H254V179H256ZM262 177H263V176H262ZM9 178H10V177H9ZM19 178H20V177H19ZM57 178H58V177H57ZM65 178H66V177H65ZM104 178H107V177H104ZM111 178H112V177H111ZM111 178H110L109 180H111ZM117 178H118V177H117ZM119 178H120V177H119ZM145 178H146V177H145ZM158 178H159V177H158ZM204 178H205V177H204ZM210 178H212V177H210ZM219 178H220V177H219ZM223 178H224V177H223ZM223 178H222V179H223ZM232 178H233V180H234V177H232ZM246 178H247V177H246ZM257 178H258V177H257ZM259 178H260V177H259ZM4 179H5V178H4ZM4 179H3V180H4ZM10 179H11V178H10ZM10 179H9V180H10ZM17 179H18V178H17ZM17 179H16L15 181H17ZM22 179H24V177H22ZM28 179H30V178H28ZM62 179H63V177H62ZM73 179H74V178H73ZM97 179H98V178H97ZM99 179H100V177H99ZM199 179H200V178H199ZM202 179H203V178H202ZM215 179H217V178H215ZM220 179H221V178H220ZM224 179H225V178H224ZM230 179H231V178H230ZM244 179H245V178H244ZM250 179H251V178H250ZM252 179H253V178H252ZM260 179H261V178H260ZM260 179H259V180H260ZM3 180H2V181H3ZM20 180H21V179H20ZM53 180H54V179H53ZM57 180H58V179H57ZM66 180H67V179H65V181H66ZM80 180H79V184L82 183V182H80ZM100 180H101V179H100ZM113 180H114V179H113ZM153 180H154V179H153ZM177 180H176V181H177ZM204 180H205V179H204ZM208 180H210V179H208ZM208 180H205V181H208ZM213 180H214V178H213ZM239 180H241V178H240ZM247 180H248V179H247ZM259 180H258V181L256 180V181H257V182H260ZM261 180H262V179H261ZM2 181H0V182H2ZM23 181H24V180H23ZM23 181H22V182H23ZM58 181H59V180H58ZM67 181H68V180H67ZM67 181H66V182H67ZM69 181H70V180H69ZM97 181H98V180H97ZM105 181H106V180H105ZM125 181L127 182V179H126V178H124V182H125ZM140 181H141V180H140ZM147 181H148V178H147ZM150 181H151V180H150ZM150 181H149V182H150ZM180 181L182 182V180H180ZM223 181H224V180H223ZM235 181H236V180H235ZM252 181H253V180H252ZM256 181H254V182H256ZM9 182H10V181H9ZM20 182H21V181H20ZM29 182H30V181H29ZM61 182H62V181H61ZM61 182H60V183H61ZM63 182H64V181H63ZM66 182H65V183H66ZM72 182H73V180H72ZM72 182H70V183H72ZM76 182H77V181L75 180L74 183H76ZM98 182H99V181H98ZM98 182H97V183H98ZM100 182H101V181H100ZM102 182H103V181H102ZM102 182H101V183H102ZM111 182H112V181H111ZM111 182H110V183H111ZM114 182H116V181H114ZM149 182H148V183H149ZM155 182H156V178H155ZM155 182H154V183H155ZM178 182H179V181H178ZM196 182H197V184H198V181H196ZM209 182H210V181H209ZM220 182H221V181H220ZM238 182H239V181H238ZM238 182H237V183H238ZM242 182H243V181H242ZM3 183H4V182H3ZM7 183H8V181H7ZM13 183H16V182H13ZM24 183H25V182H24ZM32 183H33V182H31V184H32ZM77 183H78V182H77ZM83 183H82L81 185L84 187L85 185H83ZM94 183H95V184H94ZM127 183H128V182H127ZM141 183H142V181H141ZM148 183H147V185H148ZM182 183H183V182H182ZM200 183H201V182H200ZM203 183H204V182H203ZM203 183H202V184H203ZM206 183H207V182H206ZM206 183H205V184H206ZM212 183H213V182H212ZM227 183H228V181H227ZM231 183H232V182H231ZM231 183H229V184L232 185ZM235 183H236V182H235ZM235 183L233 182V185H234ZM244 183L246 184L245 181H244ZM244 183H243V184H244ZM5 184H6V183H5ZM56 184H57V182H56ZM122 184H123V183H122ZM158 184H159V183H158ZM207 184H208V183H207ZM213 184H214V183H213ZM223 184H224V183H223ZM240 184H241V183H240ZM243 184H242V185H243ZM258 184H260V183H258ZM258 184H257V186H258ZM261 184H262V183H261ZM0 185H1V184H0ZM7 185H9V183H8ZM11 185H12V184H11ZM11 185H10V186H11ZM21 185H22V184H21ZM26 185H27V184H26ZM28 185H29V184H28ZM68 185H69V182H68ZM68 185H67V186H68ZM76 185H77V184H76ZM98 185H99V184H98ZM98 185H97V186H98ZM105 185H106V182H105ZM105 185L101 184L100 188H99V187H98V188H99L100 190H101V189H102V190H103V189L106 190V188L108 189V187L110 186V184H109V186H107V187H106ZM155 185H156V184H155ZM155 185H154V186H155ZM195 185H196V184H195ZM208 185H210V184H208ZM248 185H249V183H248ZM4 186H5V185H4ZM15 186H17V185H15ZM58 186H59V185H58ZM58 186H56V187H58ZM62 186H63V185H62ZM71 186H72V184H71ZM73 186L75 187V184H74ZM73 186H72V187H73ZM127 186H128V187H127ZM150 186H151V185H150ZM174 186H175V185H174ZM204 186H205V185H203V187H204ZM218 186H219V185H218ZM221 186H222V183H221ZM225 186H226V185H225ZM239 186H241V185H239ZM250 186H251V185H250ZM254 186H255V185H254ZM263 186H264V185H263ZM25 187H26V186H25ZM27 187H28V186H27ZM65 187H66V185H65ZM65 187H64V189L68 188V187H66V188H65ZM83 187H82V188H83ZM105 187H106V188H105ZM110 187H112V186H110ZM141 187H142V186H141ZM141 187H140V189H141ZM147 187H148V186H147ZM172 187H173V186H172ZM209 187H211V186H209ZM214 187H215V186H214ZM2 188H3V186H2ZM4 188L6 189L7 187L5 186ZM4 188H3V189H4ZM10 188H13V187H10ZM14 188H15V187H14ZM21 188H22V187H21ZM33 188H34V187H33ZM33 188H32V190H33ZM60 188H61V187H60ZM62 188H63V187H62ZM96 188H97V187H96ZM96 188L93 189V188L91 187L90 189L96 190ZM129 188H130V189H129ZM174 188H175V187H174ZM191 188H192V187H191ZM193 188H194V185H193ZM193 188H192V190H193ZM195 188H196V187H195ZM200 188H201V186H200ZM207 188H208V187H207ZM207 188H206V189H203V188H202V189H203L205 192H208L209 189H207ZM216 188H217V187H216ZM221 188H222V187H221ZM228 188H229V187H228ZM237 188H238V187H237ZM244 188H245V187H244ZM244 188L242 187V189H244ZM248 188H249V186H248ZM251 188H252V187H251ZM253 188H254V187H253ZM256 188H258V189H262L261 187H260V188H259V187H256ZM22 189H23V188H22ZM27 189H28V188H27ZM70 189H71V191L73 192V190H72L73 188H70ZM75 189H76V188H75ZM75 189H74V190H75ZM78 189H80V188H78ZM112 189H113V188H112ZM112 189H111V190H112ZM145 189H146V188H145ZM158 189H160V188H158ZM202 189H201V190H202ZM217 189H218V188H217ZM230 189H231V186H230ZM6 190H7V189H6ZM8 190H9V188H8ZM24 190H26V189H24ZM24 190H22V191L24 192ZM29 190H31V187H30ZM56 190H57V189H56ZM56 190H55V192H56ZM67 190H68V189H67ZM76 190H77V189H76ZM81 190H83V192H84L85 188H84V189H81ZM102 190H101V191H102ZM111 190H110V191H111ZM120 190H121V189H120ZM120 190H119V192H120ZM134 190H135V189H134ZM136 190H137V189H136ZM138 190H139V188H138ZM150 190H151V189H150ZM171 190H172V189H171ZM171 190H170V191H171ZM189 190H191V189H189ZM192 190H191V191H192ZM215 190H216V189H215ZM222 190H223V189H222ZM246 190H247V189H246ZM1 191H3V190H1ZM9 191H10V190H9ZM14 191H15V190H14ZM58 191H59V190H58ZM62 191H63V190H61V192H62ZM69 191H70V190H69ZM88 191H89V190H88ZM152 191H153V190H152ZM152 191H151V192H152ZM199 191H200V189L198 190V192H199ZM220 191H221V190H220ZM223 191H224V190H223ZM231 191H233V190H231ZM258 191H259V190L255 191L254 193H256V192H258ZM263 191H264V189H263ZM15 192H16V191H15ZM15 192H13V193H15ZM33 192H34V191H33ZM33 192H32V193H33ZM63 192H64V191H63ZM98 192H99V190H98ZM107 192H108V190H107ZM107 192L105 191L104 193L107 194ZM112 192H113V191H112ZM181 192H183V191H181ZM200 192H202V191H200ZM200 192H199V193H200ZM209 192H210V191H209ZM214 192H216V191H214ZM214 192H213V193H214ZM229 192H230V191H229ZM235 192H236V191H235ZM237 192H238V191H237ZM245 192H246V191H245ZM2 193H3V192H2ZM11 193H12V192H11ZM11 193H8V195L11 194ZM16 193H18V192H16ZM25 193H26V192H25ZM28 193H29V192H28ZM30 193H31V191H30ZM59 193H60V192H58L57 194H59ZM65 193H67V192H65ZM74 193H75V192H73L72 197H73ZM76 193H77V191H76ZM81 193H82V191H81ZM85 193H86V192H85ZM85 193H84V194H85ZM90 193H91V192H90ZM90 193H87L86 196H89V195L91 196ZM96 193H97V190H96ZM96 193H94V194L96 195ZM104 193H103V191H102L101 194H99V193H98V194H99V195H102V194H104ZM113 193H115V192H113ZM120 193H121V192H120ZM176 193H177V192H176ZM179 193H180V192H178L177 194H179ZM183 193H185V192H183ZM222 193H223V192H222ZM225 193H226V192H225ZM233 193H234V192H233ZM246 193H247V192H246ZM254 193H252V194H254ZM3 194H4V193H3ZM18 194H19V193H18ZM26 194H27V193H26ZM33 194H34V193H33ZM38 194H39V193H38ZM50 194H51V193H50ZM52 194L55 195L53 192H52ZM77 194H78V193H77ZM84 194H83V195H84ZM98 194H97V195H98ZM121 194L123 195L124 193H121ZM132 194H135V193L132 192ZM132 194H131V195H132ZM136 194H137V193H136ZM138 194H139V193H138ZM150 194H151V193H150ZM157 194H158V193H157ZM171 194H172V193H171ZM187 194H188V193H187ZM202 194H203V193H202ZM206 194H209V193H206ZM211 194H212V192H211ZM211 194H209V197H210ZM217 194H218V193H217ZM223 194H224V193H223ZM229 194H230V193H228V195H229ZM234 194H235V193H234ZM238 194H239V193H238ZM241 194H242V193H241ZM256 194H259V192L256 193ZM0 195H1V194H0ZM4 195H5V194H4ZM8 195L6 194V197H7ZM13 195L15 196V195H17V194H13ZM21 195H22V193H21ZM23 195H24V193H23ZM29 195H30V194H29ZM34 195H35V194H34ZM61 195H62V193H61ZM78 195H79V194H78ZM92 195H93V194H92ZM110 195H111V194H110ZM113 195H114V194H113ZM115 195H117V194H115ZM118 195H119V193H118ZM124 195H125V194H124ZM124 195H123V196H124ZM131 195H130V196H131ZM140 195H141V192H140ZM140 195H139V196H140ZM142 195H143V193H142ZM151 195H152V194H151ZM159 195H163V194H159ZM168 195H169V194H168ZM174 195H175V193H174ZM204 195H205V194H204ZM212 195H213V194H212ZM232 195H233V194H232ZM245 195H246V194H245ZM10 196H12V194H11ZM30 196H31V195H30ZM32 196H33V195H32ZM39 196H40V194H39ZM58 196H59V195H58ZM80 196H81V195H80ZM80 196H79V199H80ZM90 196L88 197V200L91 199ZM103 196H104V195H103ZM108 196H109V195H108ZM125 196H126V195H125ZM144 196H145V194H144ZM179 196H180V194H179ZM202 196H203V195H202ZM213 196H214V195H213ZM230 196H231V194H230ZM238 196H240V194H239ZM242 196H243V195H242ZM258 196H259V195H258ZM260 196H261V195H260ZM16 197L19 199V202H20L19 195H17ZM24 197H25V196H24ZM24 197L21 196V198L25 199ZM27 197H28V195H27ZM33 197H34V196H33ZM35 197H36V195H35ZM84 197H85V195H84ZM105 197H106V196H104V198L102 197L101 199H105ZM110 197H111V200L114 199V198L112 199V197H114V196H110ZM110 197H109V198H110ZM120 197H121V196H120ZM126 197H127V196H126ZM140 197H141V196H140ZM155 197H157V196H155ZM169 197H170V196H169ZM185 197H186V196H185ZM192 197H193V195H192ZM192 197H191V198H192ZM206 197H207V196H206ZM217 197H218V196H217ZM253 197H256V195H255V196L253 195ZM261 197H262V196H261ZM9 198H10V197H9ZM9 198H8V199H9ZM14 198H15V197L12 198V199H13L12 202L10 201V202H11L10 204H12L11 206H8V205L5 206V204H4V206H5V207H4L3 205L1 206V204H0V225H2V224L5 223V222H3V221H5V219H9V220H8V221H9V224H14V226H16L17 224H16L15 222H17L18 224H19V222H20V223L22 224L23 227H22L21 225H17V226H21L22 229H25V231H27L28 233H30V232H32V231L34 230V229H33V230L31 229L32 231H30V228H31V227L33 228V227H34V223H35V221H34V218H33V214H32V212H30V216H29L28 211H30L31 209H33V207H32L31 209H30V207H28V209H27L28 211L26 210V208H23V207H24V204H26L25 207H27L28 205H32V204H31L32 200H31V202H29L30 200H27L28 202L25 200V202H23L22 207H21V206H19L20 203L18 204V201L14 200ZM17 198H16V199H17ZM42 198H43V197H42ZM42 198H41V200H42ZM54 198H55V197H54ZM56 198H59V197L56 196ZM61 198L64 199V196L61 197ZM68 198H69V197H68ZM82 198H83V196H82ZM106 198H107V197H106ZM117 198H118V197H117ZM117 198H116V199H117ZM121 198H122V197H121ZM129 198H130V197H129ZM134 198H136V197H134ZM142 198H143V197H142ZM150 198H151V197H150ZM158 198H159V197H158ZM178 198H179V197H178ZM178 198H177V199H178ZM219 198H220V197H219ZM224 198H225V197H224ZM224 198H223V199H224ZM259 198H260V197H259ZM3 199H4V197H3ZM8 199H7V200H8ZM10 199H11V198H10ZM10 199H9V200H10ZM18 199H17V200H18ZM34 199H36V198H34ZM50 199H51V198H50ZM50 199H49V200H50ZM52 199H53V197H52ZM72 199H75V198H72ZM84 199L86 200L87 197L84 198ZM84 199H82V201H84ZM92 199H93V197H92ZM96 199H97V198H96ZM96 199H94V200L97 201ZM125 199H126V198H125ZM161 199H162V198H161ZM169 199H170V198H169ZM177 199H176V200H177ZM180 199H181V198H180ZM185 199H186V198H185ZM210 199H211V198H210ZM232 199H233V198H232ZM236 199H237V197H236ZM241 199H242V198H241ZM255 199H257V202H258V197L255 198ZM255 199H253L254 202L256 201ZM21 200H22V199H21ZM36 200H37V199H36ZM39 200H40V199H39ZM41 200H40V201H41ZM44 200H46V199H44ZM44 200H43V201H44ZM53 200H54V199H53ZM56 200H57V199H55V203L57 202ZM67 200H68V199H67ZM67 200H66V201H67ZM98 200H99V199H98ZM109 200H110V199H109ZM109 200H107L108 203H109ZM123 200H124V198H123ZM123 200H122V201H123ZM127 200H128V198H127ZM127 200H126V201H127ZM140 200H141V199H140ZM142 200H143V199H142ZM152 200H153V199H152ZM174 200H175V199H174ZM183 200H184V198H183ZM183 200H182V201H183ZM186 200H187V199H186ZM225 200H226V199H225ZM250 200H252V199H250ZM261 200H262V199H261ZM263 200H264V199H263ZM3 201H5V200H3ZM22 201H23V200H22ZM33 201H34V200H33ZM40 201H38V202H40ZM43 201H42V202H43ZM59 201H60V200H59ZM59 201H58V202H59ZM62 201H64V200H62ZM66 201H64L65 204L67 203ZM69 201H71V202L74 201V200H71V196H70ZM89 201H90V200H89ZM99 201H100V200H99ZM101 201H102V200H101ZM103 201H104V200H103ZM115 201H116V200H114V202H115ZM122 201H121V202H122ZM128 201H130V200H128ZM148 201H149V200H148ZM150 201H151V200H150ZM159 201H160V200H159ZM163 201H164V200H163ZM165 201H166V200H165ZM184 201H185V200H184ZM207 201H208V200H207ZM221 201H222V200H221ZM242 201H243V200H241L240 202H242ZM26 202H27V203H26ZM42 202H41V203H42ZM71 202H70V203H71ZM97 202H98V201H97ZM105 202H106V201H105ZM112 202H113V201H112ZM112 202L110 201V203H112ZM116 202H117V201H116ZM132 202H133V200H132ZM135 202H139V201L136 200ZM146 202H147V201H145V203H146ZM160 202H161V201H160ZM166 202H167V201H166ZM175 202H176V201H175ZM177 202H178V201H177ZM210 202H211V201H210ZM219 202H220V200H219ZM240 202H239V203H240ZM243 202H244V201H243ZM243 202H242V203H243ZM251 202L254 203L253 201H251ZM259 202H260V201H259ZM262 202H263V201H262ZM1 203H2V202H1ZM3 203H4V202H3ZM7 203H8V202H7ZM21 203H22V202H21ZM29 203H30V204H29ZM35 203H36V202H35ZM41 203H40V204H41ZM43 203H44V202H43ZM43 203H42V204H43ZM45 203H46V201H45ZM47 203H48V202H47ZM51 203H52V202H51ZM62 203H63V202H62ZM70 203H68V204H70ZM74 203H76V202H74ZM77 203H78V202H77ZM77 203H76V205H80L81 203H84V204H83L84 206H83V205H80V206L82 207V209L84 208L83 210L80 209V210H82V211H80V212L82 213V215H83L82 218H81L80 215H76V216L73 215L74 217H73V216H70V215H66V211H65V210H64V211H65V216H63L64 214L62 215V212H61L60 214H61L62 217H63V218H62V217H61V218L64 219V220H61V222H63V223L66 224V225H65V228H66L67 231H69V232H67L66 230L62 231V230H63V228H62V230H61L62 233H61V234H62L63 236H65L64 234L66 233V234H68V235L71 237L70 234L74 233L75 235H77V232H78L79 235H80V234H81V235H80V236L78 235L79 237H78V236H75V237L80 238L79 240L82 242V239H81L82 237H81V236H82V235H83V236H84V235H87V233H88V231H89V230L87 229V232H85V231H86L85 228H89V226H95V225H92V224H93V222H92L93 220H91V218L93 219V217L87 218V217H89V216H88L89 213L92 214L91 212H89V211H91V210H88V209H87L88 211L86 212V209H85V208H89V207H87V206H89V205H87L88 203H87V204H86L85 202H81V203L79 202V204H77ZM91 203H94V201L91 202ZM117 203H118V202H117ZM152 203H153V202H152ZM155 203H156V202H155ZM170 203H171V202H170ZM170 203H168V205H169ZM186 203H187V202H186ZM186 203H185V204H186ZM206 203H207V202H206ZM214 203H216V202H214ZM220 203H222V202H220ZM231 203H232V202H231ZM233 203H234V202H233ZM239 203H235V204L237 205V204H239ZM37 204H39V203H37ZM59 204H60V202H59ZM59 204H58V206H60ZM68 204H67V205H68ZM72 204H73V203H72ZM85 204H86L87 206H86ZM95 204H96V203H95ZM97 204H99V203H97ZM103 204H104V203H102L101 205H103ZM105 204H106V203H105ZM119 204H120V203H119ZM136 204H138V203H136ZM139 204H140V203H139ZM148 204H149V203H148ZM162 204H163V203H162ZM164 204H165V203H164ZM174 204H175V203H174ZM178 204H179V203H178ZM208 204H209V203H208ZM217 204H218V203H217ZM224 204H225V202H224ZM227 204H229V203H227ZM235 204H234V205H235ZM243 204H244V203H243ZM245 204H246V203H245ZM254 204H255V203H254ZM257 204H258V203H256V205H257ZM43 205L45 206V204H43ZM67 205H66V206H67ZM91 205H92V204H91ZM93 205H94V204H93ZM93 205H92V207H93ZM110 205H111V204H110ZM114 205H115V204H113L112 206H114ZM122 205H123V204H122ZM131 205H132V204H131ZM143 205H144V204H143ZM152 205H153V204H152ZM158 205H159V204H158ZM158 205H157V208H158ZM160 205H161V204H160ZM176 205H177V204H176ZM186 205H187V204H186ZM229 205H230V204H229ZM252 205H253V204H252ZM256 205H255V207H256ZM260 205L262 206V204H260ZM260 205H259V206H260ZM33 206H34V205H33ZM35 206H36V204H35ZM39 206H40V205H39ZM41 206H42V205H41ZM50 206H52V205H50ZM54 206H56V205H54ZM63 206H64V203H63ZM66 206H65V207H66ZM70 206H71V205H70ZM70 206H67V208L70 207ZM85 206H86V207H85ZM95 206H96V205H95ZM108 206H109V205H108ZM112 206H111V207H112ZM116 206L119 207L118 205H116ZM116 206H115V207H116ZM140 206H141V205H140ZM144 206H145V205H144ZM150 206H151V205H150ZM169 206H170V205H169ZM178 206H179V205H178ZM218 206H219V205H218ZM225 206H226V204H225ZM230 206H231V205H230ZM239 206H240V205H239ZM239 206H238V207H239ZM241 206H242V204H241ZM241 206H240V207H241ZM246 206H247V205H246ZM253 206H254V205H253ZM259 206H257V207L259 208ZM261 206H260V207H261ZM71 207H72V206H71ZM81 207H80V208H81ZM92 207L90 206L89 209H91ZM97 207H98V206H97ZM100 207H101V206H100ZM120 207H121V206H120ZM127 207H128V206H127ZM132 207H133V206H132ZM155 207H156V206H155ZM171 207H172V206H171ZM182 207H183V206H182ZM191 207H192V206H191ZM215 207H216V206H215ZM223 207H224V206H223ZM232 207H233V206H232ZM247 207H248V206H247ZM247 207H246V209H248ZM37 208H38V207H37ZM42 208H43V207H42ZM48 208H49V207L47 206L46 209H48ZM57 208H58V207H57ZM63 208H64V207H63ZM73 208H74L73 210H75V207H73ZM94 208H96V207H94ZM105 208H106V207H105ZM112 208H113V207H112ZM133 208H135V207H133ZM133 208H132V209H133ZM140 208H141V207H140ZM146 208H147V207H146ZM166 208H168V207L166 206ZM166 208H165V210H166ZM169 208H170V207H169ZM180 208H181V207H179V209H180ZM209 208H210V207H209ZM233 208H235V207H233ZM242 208H243V207H242ZM244 208H245V207H244ZM252 208H253V207H252ZM261 208H262V207H261ZM35 209H36V208H35ZM51 209H52V208H51ZM51 209H50V210H51ZM58 209H59V208H58ZM92 209H93V208H92ZM98 209H99V208H98ZM98 209H97V210H98ZM107 209H108V208H107ZM107 209H106V210H107ZM115 209H116V208H115ZM117 209H118V208H117ZM121 209H122V208H121ZM129 209H130V208H129ZM137 209H138V208H137ZM170 209H171V208H170ZM172 209H173V208H172ZM184 209H185V208H184ZM184 209H183V210H184ZM216 209H217V208H216ZM246 209H244V210H246ZM254 209H257V208H254ZM38 210L40 211V208H39ZM44 210H45V209H44ZM50 210H49V211H50ZM55 210H57V209L55 208ZM59 210H60V209H59ZM59 210H58V211H59ZM67 210H69V208H68ZM78 210H79V209H78V207H77V209L74 211V213H77V214H78V212H77ZM84 210H85V211H84ZM99 210H100V209H99ZM109 210H110V209H109ZM133 210H134V209H133ZM140 210H142V209H140ZM140 210H139V211H140ZM146 210H148V209H146ZM161 210H162V208H161ZM163 210H164V207H163ZM167 210H168V209H167ZM189 210H190V207H189ZM204 210H205V209H204ZM206 210H207V209H206ZM214 210H215V209H214ZM214 210H213V211H214ZM251 210H252V209H251ZM259 210H260V209H259ZM262 210H264V209H262ZM31 211H33V210H31ZM35 211H36V210H35ZM35 211H34V212H35ZM42 211H43V209H42ZM70 211H71V210H70ZM92 211H93V210H92ZM95 211H96V210H95ZM126 211H127V210H126ZM131 211H132V210H131ZM137 211H138V210H137ZM143 211H144V210H143ZM148 211H150V210H148ZM151 211H152V210H151ZM153 211H154V209H153ZM158 211H159V210H157V212H158ZM192 211H193V210H192ZM192 211H191V212H192ZM199 211H201V210H199ZM210 211H212V210H210ZM240 211H241V210H240ZM242 211H243V210H242ZM249 211H250V210H249ZM46 212L49 214L48 210H47ZM46 212H45V213H46ZM53 212H54V211H53ZM53 212H50V215H51V213L53 214ZM71 212H72V211H71ZM96 212H97V211H96ZM96 212H94V213H96ZM99 212H102V211H99ZM159 212H160V211H159ZM159 212H158V213H159ZM164 212H165V211H164ZM171 212H172V211H171ZM178 212H179V211H178ZM188 212H189V211H188ZM234 212H235V210H234ZM253 212H255V211L253 210ZM253 212H251L250 214H252ZM41 213L43 214V212H41ZM47 213H46V214H47ZM63 213H64V212H63ZM68 213H69V211H68ZM81 213H80V214H81ZM97 213H98V212H97ZM97 213H96V214H97ZM106 213H107V211H106ZM108 213H109V211H108ZM123 213H124V212H123ZM125 213H126V212H125ZM139 213H140V212H139ZM158 213H157V215H158ZM184 213H185V212H184ZM204 213H205V212H204ZM236 213H237V212H236ZM245 213H246V212H245ZM255 213H256V212H255ZM35 214H36V213H35ZM46 214H45V215H46ZM57 214H58V213H57ZM70 214H71V213H70ZM72 214H73V213H72ZM72 214H71V215H72ZM86 214H87V215H86ZM99 214H100V213H99ZM126 214H127V213H126ZM134 214H135V213H134ZM143 214H144V213H143ZM147 214H148V213H147ZM150 214H151V213H149V215H150ZM152 214H154V213H152ZM167 214H168V213H167ZM169 214H170V212H169ZM172 214H173V213H171V215H169V218H170V216H172ZM201 214H202V212H201ZM205 214H206V213H205ZM207 214H208V213H207ZM207 214H206V215H207ZM243 214H244V212H243ZM250 214H248V216H250ZM38 215H40V214H38ZM45 215H43V217H44ZM58 215H59V214H58ZM85 215H86L87 220H86V219L83 220V217H84ZM113 215H114V214H113ZM124 215H125V214H124ZM136 215H138V214L136 213ZM141 215H142V214H141ZM165 215H166V214H165ZM165 215H163V217H164ZM238 215H239V214H238ZM256 215H257V214H256ZM260 215H262V212H261ZM260 215H259V216H260ZM46 216H47V215H46ZM48 216H49V215H48ZM52 216H53V215H52ZM90 216H94V215H90ZM95 216H96V215H95ZM100 216H102V213H101ZM106 216H107V215H106ZM143 216H144V215H143ZM158 216H159V215H158ZM158 216H157V217H158ZM179 216H180V215H179ZM234 216H235V215H234ZM234 216H233V217H234ZM50 217H51V216H50ZM96 217H97V216H96ZM104 217H105V216H104ZM138 217H140V216H138ZM152 217H153V216H152ZM155 217H156V215H155ZM157 217H156V218H157ZM167 217H168V215H167ZM173 217H174V223L176 224V226H178V227H179V226H182V227H186V226H188L186 218H181V219H179V218L177 217L176 214H175V215L173 214ZM173 217H172V218H173ZM183 217H184V216H183ZM236 217H237V216H236ZM244 217H245V216H244ZM244 217H242V218H244ZM246 217H247V216H246ZM246 217H245V218H246ZM35 218H36V217H35ZM40 218H42V217H40ZM44 218H45V217H44ZM44 218H43V219H44ZM52 218H53V217H52ZM52 218H51V219H52ZM55 218H56V217H55ZM55 218H53V219H55ZM57 218H58V216H57ZM94 218H95V217H94ZM107 218H108V216H107ZM113 218H114V217H113ZM159 218H160V217H159ZM165 218H166V217H165ZM172 218H171V219H172ZM239 218H240V217H239ZM38 219H39V218H38ZM38 219L36 218V220H38ZM46 219H47V217H46ZM58 219H59V218H58ZM58 219H57V220H58ZM88 219H90V220H88ZM96 219H97V218H96ZM98 219H100V218H98ZM103 219L106 220V218H103ZM103 219H102V223H101V224H103ZM119 219H120V218H119ZM125 219H126V217H125ZM148 219H149V218H148ZM240 219H241V218H240ZM261 219H262V218H261ZM263 219H264V218H263ZM100 220H101V219H100ZM100 220H99V221H100ZM108 220H109V219H108ZM114 220H115V219H114ZM139 220H140V219H139ZM153 220H154V219H153ZM156 220H157V219H156ZM164 220H166V219H164ZM167 220H168V219H167ZM167 220H166V221H167ZM244 220H245V219H244ZM247 220H248V219H247ZM44 221H45V220H44ZM46 221H47V220H46ZM46 221H45V223L42 222V224L44 223V225H46V227H47V231L50 232V233H48V232L46 231V227L44 226V227H45V231H46V233H47L46 235H48L47 238H49V240H50V239L52 240L51 237L54 236L53 239L56 240L58 237H56V239H55V236H59V239H58L57 242H58V244L64 246V245H63V240H64L63 238H62L63 240H61L62 242L59 243V240L61 239V236L59 235V232H60V231H59V232H56L57 234L55 233V231H57V229H58L59 227H61V226H60L61 224L57 223L56 220H55L54 222H51L50 220H48L47 222H46ZM52 221H53V220H52ZM90 221H91L92 223H90ZM122 221H123V220H122ZM125 221H127V220H125ZM151 221H152V219H151ZM157 221H158V220H157ZM160 221H162V220L160 219ZM172 221H173V220H172ZM172 221H171V222H172ZM2 222H3V223H2ZM39 222H40V221H39ZM39 222H38V223H39ZM58 222H60V220H59ZM106 222H107V221H106ZM116 222H117V221H116ZM119 222H120V221H119ZM219 222H220V221H219ZM1 223H2V224H1ZM38 223L36 222L35 224L38 225ZM109 223H110V222H109ZM117 223H118V222H117ZM124 223H125V222H124ZM141 223H142V222H141ZM157 223H158V222H157ZM159 223H160V222H159ZM243 223H244V222H243ZM243 223H241V224H243ZM15 224H16V225H15ZM42 224H41V226H42ZM49 224H51V228H50V230H49V227H50ZM52 224H53V226H52ZM58 224H59V227H58ZM95 224H96V223H95ZM98 224L100 225V222H99ZM106 224H108V223H106ZM106 224L104 223L103 226H104V225L106 226ZM119 224H120V223H119ZM121 224H122V223H121ZM138 224L140 225V221H139ZM144 224H146V223H144ZM147 224H148V223H147ZM149 224H150V223H149ZM151 224H152V223H151ZM170 224H171V223L168 222V225H170ZM172 224H173V223H172ZM175 224H174V225H175ZM7 225H8V224H7ZM63 225H64V224H63ZM123 225H124V224H123ZM141 225H142V224H141ZM153 225H154V221H153ZM155 225H156V224H155ZM158 225H159V224H157V226H158ZM10 226H13V225H10ZM48 226H49V227H48ZM100 226H102V225H100ZM121 226H122V225H121ZM176 226H173V227L176 228V229L174 228L175 230H177V228H178V227H176ZM215 226H216V225H215ZM217 226H218V224H217ZM239 226H240V225H239ZM242 226H243V225H242ZM4 227H5V225H4ZM6 227H7V226H6ZM37 227H38V226H37ZM52 227H53V231L51 230ZM56 227H58V228H56ZM95 227H96V226H95ZM95 227H94V228H95ZM106 227H107V226H106ZM109 227H110V226H109ZM125 227H126V226H125ZM150 227H151V226H150ZM155 227H156V226H155ZM160 227H161V226H160ZM169 227H170V226H169ZM169 227H167V228H169ZM171 227H172V225H171ZM171 227H170V229H171ZM10 228H11V227H10ZM13 228H14V227H13ZM18 228L20 229V227H18ZM35 228H36V227H35ZM38 228H39V227H38ZM41 228H42V227H41ZM76 228H77L78 230H77ZM96 228H97V227H96ZM102 228H104V227H102ZM123 228H124V227H123ZM135 228H136V227H135ZM146 228H147V227H145V229H146ZM153 228H154V227H153ZM156 228H157V227H156ZM158 228H159V227H158ZM216 228H217V227H216ZM220 228H221V227H220ZM3 229H4V228H3ZM3 229H2V230H3ZM5 229H6V228H5ZM11 229H12V228H11ZM14 229H15V228H14ZM14 229H13V230H14ZM19 229H17V230H19ZM97 229H98V228H97ZM100 229H101V228H100ZM104 229H105V228H104ZM107 229H108V228H107ZM116 229H118V227H116ZM116 229L114 230L115 232H116ZM131 229H132V228H131ZM142 229H143V228H142ZM150 229H152V228H150ZM192 229H193V228H192ZM217 229H218V228H217ZM238 229H239V228H238ZM6 230H8V229H6ZM17 230H16V231H17ZM36 230L39 231V230H41V229H37V228H36ZM42 230H43V229H42ZM58 230H59V229H58ZM91 230H92V228H91ZM91 230H90V233H91ZM98 230H99V229H98ZM98 230H97V232H98ZM122 230H123V229H122ZM125 230H126V229H125ZM134 230H135V229H134ZM139 230H140V229H139ZM139 230H138V231H139ZM158 230H159V229H158ZM194 230H196V229H193V231H194ZM219 230H221V229H218V231H219ZM242 230H243V229H242ZM9 231H10V230H9ZM11 231H12V230H11ZM14 231H15V230H14ZM20 231H23V230H20ZM20 231H18V232H20ZM29 231H30V232H29ZM138 231H137V232H138ZM141 231H142V230H141ZM144 231H145V230H144ZM144 231H142V232H144ZM152 231H153V230H152ZM152 231H151V233H152ZM162 231H163V230H162ZM169 231L172 232V229L169 230ZM169 231H168V232H169ZM244 231H245V228H244ZM244 231H243V232H244ZM0 232H1V231H0ZM3 232H4V231H3ZM18 232H17V233H18ZM27 232H25V233H27ZM36 232H37V231H36ZM39 232H40V231H39ZM43 232H44V230H43ZM102 232H103V231H102ZM102 232H101V234H102ZM115 232H114V233H115ZM117 232H118V231H117ZM142 232H141L140 234H142ZM170 232H169V233H170ZM197 232H198V230L196 231V233H197ZM219 232H220V231H219ZM239 232H241V231H239ZM5 233H6V231H5ZM7 233H8V232H7ZM10 233H11V232H10ZM12 233H14V232H12ZM12 233H11V235H13ZM25 233L22 234V237H23L22 241L20 240V241H21V243H20V246H21V247H18L19 250L22 251V257H19V258H22V260H20V261H24V262H22V264H23V263H25V264H29V263H28V262H29L28 260H30L31 255H30L29 258H27V257L29 256L28 254H29V252L31 251V248H30V245H28L27 242L30 241L29 243L31 244V240H30V239H32V238L28 239V237H29L30 235H32V234L29 235V234H25ZM40 233H41V232H40ZM40 233L37 232V234L41 235ZM93 233H94V232H93ZM95 233H96V231H95ZM95 233H94V234H95ZM103 233H104V236H106V235H105V232H103ZM122 233H123V232H122ZM124 233H126V232L124 231ZM127 233H128V231H127ZM131 233H132V232H131ZM169 233H168V234H169ZM176 233H177V235H176V239L179 240L178 242H180L181 239L184 238V237L186 236L185 233L183 232V230L180 231V232H178V231L176 232V231H175V234H176ZM193 233H195V231H194ZM199 233H200V232H199ZM199 233H197V234H199ZM202 233H203V232H202ZM241 233H242V232H241ZM14 234H15V233H14ZM24 234H25V236H24ZM42 234H43V233H42ZM49 234H50V235H49ZM96 234H97V233H96ZM106 234H107V233H106ZM118 234H119V232H118ZM128 234H129V233H128ZM138 234H139V233H138ZM155 234H156V233H155ZM165 234H166V233H165ZM197 234H194V235H197ZM200 234H201V233H200ZM203 234H204V233H203ZM244 234H245V232H244ZM4 235H7V234H4ZM28 235H29V236H28ZM33 235H34V234H33ZM88 235H89V233H88ZM99 235H100V234H99ZM119 235H120V234H119ZM122 235L124 236V234H122ZM136 235H137V234H136ZM152 235H153V234H152ZM157 235H158V234H157ZM13 236H16V237H17L16 234L13 235ZM26 236H28V237H27L28 241H26L27 239H25ZM34 236H35V235H34ZM41 236H42V235H41ZM90 236H91V235H90ZM125 236H126V235H125ZM140 236H141V235H140ZM140 236H139V238H140ZM198 236H200V235H198ZM1 237H2V236H1ZM31 237H32V236H31ZM72 237H74V235H72ZM72 237H71V238H72ZM84 237H85V236H84ZM87 237H88V236H87ZM96 237H97V236H96ZM243 237L245 238V235H243ZM246 237H247V236H246ZM3 238H5V237H3ZM34 238H35V237H34ZM37 238H39V237H37ZM40 238H41V237H40ZM65 238H66V237H65ZM77 238H76V239H77ZM89 238L91 239V237H88L87 239L89 240ZM97 238H98V237H97ZM100 238H101V237H100ZM120 238H121V237H120ZM124 238L126 239V237H124ZM129 238H130V237H129ZM137 238H138V237H137ZM201 238H202V237H201ZM204 238H206V237H204ZM237 238H238V235H237ZM9 239H10V236H9ZM9 239H8V241H9ZM19 239H20V238H19ZM41 239H42V238H41ZM44 239H46L45 236H44ZM72 239H73L72 242L77 243V244H73V245L70 244V243H69V244L72 245L73 247L75 246V252H76L75 254H77L78 257H79V255L85 256V255H88L89 252H94V251H90V250H92V249H89V248H90V247H89V246H90L89 243H88V245H87L86 243H84L85 240H84L82 243L78 244V243L80 242L78 239H77V240H78L79 242H78L75 238H72ZM74 239H75L76 241H75ZM83 239H86V237L83 238ZM102 239H103V238H102ZM105 239H106V237H105ZM110 239H111V238H110ZM131 239H132V238H131ZM133 239H134V238H133ZM133 239H132V240H133ZM141 239H142V237H141ZM141 239H140V240H141ZM152 239H153V237H152ZM239 239H240V236H239ZM246 239H247V238H246ZM246 239H244V240L246 241ZM0 240H1V239H0ZM2 240H3V239H2ZM4 240H5V239H4ZM4 240H3V241H4ZM13 240H15V239H13ZM13 240L11 239L10 241L12 242ZM17 240H18V238H17ZM23 240H24L25 242H23ZM51 240H50V241H51ZM67 240H68V238H67ZM69 240H71V239H69ZM91 240H92V239H91ZM100 240H101V239H100ZM103 240H104V239H103ZM108 240H109V238H108ZM117 240H118V239H117ZM122 240H123V239H122ZM128 240H130V239H128ZM135 240H136V237H135ZM137 240H138V239H137ZM137 240H136V241H137ZM184 240H185V238H184ZM202 240H203V239H202ZM237 240H238V239H237ZM8 241H7V242H8ZM32 241H33V239H32ZM42 241H43V240H42ZM46 241H47V242H46ZM46 241L44 242L45 244L48 243V244L51 245V243L48 241V239H47ZM65 241H66V240H65ZM93 241H95V240H92V242H93ZM106 241H107V240H106ZM120 241H121V240H120ZM124 241H125V240H124ZM124 241H122V242H124ZM126 241H127V240H126ZM157 241H158V240H157ZM241 241H242V237H241ZM0 242H1V241H0ZM7 242H6V243H7ZM16 242L18 243L19 241H16ZM36 242H38V241H36ZM55 242H56V241H54V245H52V246H54L53 249L55 250V248H56L57 251H55L54 253H51L50 251H52V249L49 250V249L47 248L48 250H47L46 252H47V253H50L51 255L48 254V255H50V256H48V257L46 256L47 258H45V255H46V254H44V257H43L44 259L41 258V260H42V261L45 260V262L43 261L42 264H55L56 261H57V259H59V261H60V260H64V261H62V264H63V263H68V262L72 259V256H75V255H73V254H74L73 251H72V252H71V251L68 252V250H67V251L65 252V249H67V247H66V248H63V247H60V245L55 247V245H58V244H56ZM86 242H87V240H86ZM88 242H89V241H88ZM90 242H91V241H90ZM97 242H98V241H97ZM99 242H100V241H99ZM99 242H98V245H99ZM133 242H134V241H133ZM133 242H132V244H133ZM140 242H142V241H140ZM140 242H139V240H138V243H139V244H140ZM159 242H160V241H159ZM187 242H188V241H187ZM202 242H203V241H202ZM205 242H206V241H205ZM14 243H15V242H14ZM44 243H43V245H44ZM64 243H65L66 245L68 244V242H67V243L64 242ZM94 243H96V241H95ZM94 243H93V244H94ZM115 243H116V242H115ZM120 243H121V242H120ZM125 243H126V242H125ZM135 243H136V242H135ZM156 243H157V242H156ZM176 243H177V242H176ZM181 243H182V242H181ZM244 243H246V242H244ZM9 244H10V246H11V243H10V242H9ZM36 244H37V243H36ZM116 244H117V243H116ZM116 244H115V245H116ZM122 244H123V243H122ZM126 244H127V243H126ZM130 244H131V243H130ZM132 244H131V245H132ZM154 244H155V243H154ZM154 244H153V245H154ZM174 244H175V243H174ZM179 244H180V243H179ZM190 244H191V243H190ZM237 244H238V241H237ZM0 245H1V244H0ZM4 245H5V244H3V246H4ZM6 245H7V244H6ZM40 245H41V243H40ZM70 245H68V246H70ZM98 245L95 244V246H98ZM106 245H107V244H106ZM137 245H138V244H137ZM137 245H135V247H136ZM238 245H239V244H238ZM8 246H9V245H8ZM10 246H9V247H10ZM13 246H14V245H13V242H12V247L10 248L11 250H10L8 247H7V248H8L7 250H9V251H12V250H13V251H14V249L17 248L18 245H17L16 247H14V249H12ZM44 246L46 247V245H44ZM44 246L42 247V249L44 248ZM47 246H49V245H47ZM52 246H51V247H52ZM87 246H88V247H87ZM92 246H93V245H92ZM116 246H117V245H116ZM124 246H125V245H124ZM124 246H123V247H124ZM126 246H127V245H126ZM177 246H178V245H177ZM177 246L175 245L174 247H173V246H172V247L175 248V247H177ZM239 246H240V245H239ZM245 246H246V245H245ZM5 247H6V246H5ZM59 247H60V248H59ZM64 247H65V246H64ZM98 247H101V244H100V246H98ZM103 247H104V245H103ZM105 247H106V246H105ZM113 247H115V246H113ZM113 247H112V248H113ZM118 247H119V246H118ZM128 247H129V246H128ZM131 247H132V246H131ZM141 247H142V246H141ZM153 247H154V246H153ZM167 247H168V246H167ZM178 247H180V246H178ZM246 247H247V246H246ZM246 247H245V248H246ZM0 248H2V245L0 246ZM20 248H21L22 250H21ZM32 248H33V247H32ZM71 248H72V247H71ZM93 248H94V247H93ZM101 248H102V247H101ZM120 248H121V247H120ZM125 248H126V247H125ZM125 248H124V249H125ZM155 248H156V247H155ZM162 248H163V247H162ZM182 248H183V247H182ZM182 248H181V249H182ZM241 248H242V247H241ZM247 248H248V247H247ZM3 249H4V247L2 248V250H3ZM42 249H39V250H42ZM68 249H69V248H68ZM103 249L105 250V248H103ZM115 249H116V247H115ZM118 249H119V248H118ZM130 249H131V248H130ZM132 249H133V248H132ZM139 249H140V248H139ZM175 249H177V248H175ZM175 249L172 250V248H171V250H169V251H171L173 255H176V256H179V257H183V258H191V259H192V253H193L194 251H193V250H192L193 252L190 251V246L187 248L188 250H184V249H183V250H181V249L179 250V248H178V250H175ZM194 249H195V247H194ZM239 249H240V248H239ZM2 250H1V251H2ZM5 250H6V249H5ZM5 250H3V251H5ZM7 250H6V251H7ZM15 250H16V249H15ZM34 250H35V249H34ZM34 250H33V251H34ZM45 250H46V249H45ZM54 250H53V251H54ZM71 250H72V249H71ZM73 250H74V249H73ZM88 250H89L88 254H85ZM98 250H99V249H98ZM111 250H112V249H111ZM136 250H137V249H136ZM140 250H141V249H140ZM155 250H156V249H155ZM199 250H200V249H199ZM199 250H198V251H199ZM237 250H238V248H237ZM247 250H248V249H247ZM20 251H17V250H16V252H20ZM48 251H49V252H48ZM53 251H52V252H53ZM113 251H114V250H113ZM113 251H112V252H113ZM118 251H120V252L123 251V252H122L123 254H125V251H126L127 253L129 252V251H127V249H125V251L122 250V249H121V250L119 249ZM118 251H117V252H118ZM130 251H131V250H130ZM133 251H134V250H133ZM137 251H138V250H137ZM201 251H202V248H201ZM241 251H242V250H241ZM38 252H39V251H37V253H38ZM42 252H43V251H42ZM100 252H101V251H100ZM100 252H98V253H99V256H100ZM104 252H105V251H104ZM107 252H108V251H107ZM114 252H115V251H114ZM117 252H116V254H115V253H113V254H115V256H116V255H117ZM191 252H192V253H191ZM236 252H237V251H236ZM236 252H235V254H236ZM243 252H244V251H243ZM243 252H242V253H243ZM245 252L248 253L247 251H245ZM245 252H244V253H245ZM0 253H2V252H0ZM3 253L5 254V252H3ZM6 253H7V252H6ZM12 253H13V252H12ZM12 253H11V254H12ZM30 253H31V252H30ZM32 253H34V252H32ZM32 253H31V254H32ZM43 253H44V252H43ZM70 253H71V254L73 253L72 256L69 255ZM130 253H131V252H130ZM139 253H140V252H139ZM154 253H155V252H154ZM246 253H245V254H246ZM11 254H10V256H11ZM17 254H18V253H17ZM35 254H36V253H35ZM94 254H95V252H94ZM96 254H97V253H96ZM102 254H103V252H102ZM105 254H106V253H105ZM105 254H103V255H105ZM120 254H121V253H120ZM120 254H119V255H120ZM123 254H122V256H123ZM137 254H138V253H137ZM194 254H195V253H194ZM204 254H205V252H204ZM237 254H238V252H237ZM239 254H240V253H239ZM239 254H238V255H239ZM0 255H3V254H0ZM8 255H9V252H8V254H6L5 256H8ZM14 255H15V252H14ZM14 255H13L12 257H14ZM27 255H28V256H27ZM40 255H41V253H39V256H40ZM111 255H112V254H111ZM128 255H133V254H127V255L125 254V256H128ZM140 255H141V254H140ZM156 255H157V253H156ZM196 255H197V254H196ZM199 255H201V254H199ZM5 256L3 255L2 258L0 257V258L2 259L1 262L3 261V259H7V258H8V257L5 258ZM10 256H9V257H10ZM16 256H17V255H16ZM18 256H19V255H18ZM20 256H21V254H20ZM36 256H37V254H36ZM42 256H43V254H42ZM89 256H90V257H93V256H91V253H90ZM101 256H102V255H101ZM120 256H121V255H120ZM136 256H137V255H136ZM193 256H194V255H193ZM197 256H198V255H197ZM32 257H34V256H32ZM40 257H41V256H40ZM70 257H71V259H70ZM76 257H77V256H76ZM78 257H77V258H78ZM94 257H95V256H94ZM97 257H98V256H97ZM102 257H103V256H102ZM102 257H101V258H102ZM131 257H132V256H131ZM199 257H200V256H199ZM202 257H203V256H202ZM238 257H239V256H238ZM14 258H15V260H17V261H18V259H19V258L17 259L16 257H14ZM14 258H13V259H14ZM37 258H38V256H37ZM77 258H76V259H77ZM83 258H84V257H83ZM83 258H82V259H83ZM85 258H86V257H85ZM105 258H106V257H105ZM116 258H118V257H116ZM116 258H115V259H116ZM120 258H121V257H120ZM122 258H123V257H122ZM124 258H125V257H124ZM126 258H128V257H126ZM134 258H135V257H134ZM196 258H197V257H196ZM239 258H240V257H239ZM10 259H11V258H10ZM10 259H7V261L10 260ZM27 259H28V260H27ZM34 259L36 260V257H35ZM74 259H75V258H74ZM74 259H73V260H74ZM76 259H75V260H76ZM90 259H91V258H90ZM90 259H89V260H90ZM93 259H94V258H93ZM93 259H92V261H93ZM99 259H100V258H99ZM102 259H103V258H102ZM107 259H108V258H107ZM107 259H106V260H107ZM191 259H190V260H191ZM198 259H199V258H197V260H198ZM201 259H202V258H201ZM38 260H40V259H38ZM41 260H40V264H41ZM73 260H71V261L73 262ZM75 260H74V261H75ZM77 260H78V259H77ZM86 260H87V259H86ZM96 260H97V259H96ZM100 260H101V259H100ZM123 260H124V259H123ZM180 260H181V259H180ZM190 260H189V261H190ZM237 260H238V259H237ZM237 260H236V261H237ZM239 260H240V259H239ZM239 260H238V262H239ZM241 260H243V259L241 258ZM241 260H240V261H241ZM17 261H15V263H16ZM59 261H58V262H59ZM80 261H81V263L83 264V261H82V260H80ZM80 261H78V262H80ZM84 261H85V260H84ZM116 261H117V260H116ZM116 261H115V262H116ZM126 261H127V259H126ZM192 261H193V260H192ZM9 262H10V264H15V263H14V260H12V261L10 260ZM36 262H37V261H36ZM38 262H39V261H38ZM58 262H57V263H58ZM72 262H71V263H72ZM86 262H89V261H86ZM86 262H85V264H86ZM98 262H99V261H98ZM98 262H97V263H98ZM200 262H202V260H201ZM238 262H237V263H238ZM2 263H3V262H2ZM2 263H0V264H2ZM4 263H5V261H4ZM4 263H3V264H4ZM30 263L33 264L32 261H30ZM57 263H56V264H57ZM60 263H61V262H60ZM71 263L69 262V264H71ZM74 263H75V262H74ZM89 263L91 264V262H89ZM94 263H96V262H94ZM97 263H96V264H97ZM120 263H121V261H120ZM124 263H125V262H124ZM196 263H199V262H196ZM239 263H240V262H239ZM6 264H7V263H6ZM8 264H9V263H8ZM16 264H18V263H16ZM19 264H20V263H19ZM35 264H36V263H35ZM58 264H59V263H58ZM92 264H93V262H92ZM99 264H100V263H99ZM115 264H116V263H115ZM122 264H123V263H122Z\"/></svg>", "mask_w": 264, "mask_h": 264}]
</instances>
